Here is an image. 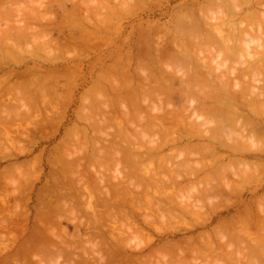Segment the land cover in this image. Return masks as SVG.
<instances>
[{
	"label": "bare ground",
	"instance_id": "6f19581e",
	"mask_svg": "<svg viewBox=\"0 0 264 264\" xmlns=\"http://www.w3.org/2000/svg\"><path fill=\"white\" fill-rule=\"evenodd\" d=\"M7 1L9 2V0H0V15H1V17H4V15H2V14H5L6 13V17H4L3 19H1V20H3V21H9L10 22V20H12L11 18H13V17H9V16H12L11 14H14L15 12V10H16V7L18 8V4H19V1H18V6H15V8L13 7V9H14V11H13V9H11V7L9 8V6H8V8H9V11H8V8L7 9H5L7 6V4H5V3H7ZM12 1V0H11ZM14 1V0H13ZM12 1V2H13ZM32 1V0H31ZM35 1V0H34ZM38 0H36V2H37ZM51 0H47V2H49V3H47V2H45V3H47L44 7H41L40 9H39V7L38 8H34L33 6H19V7H21V11H20V8H18L19 9V11H20V13L22 12V14H23V12H24V10L23 9H26V14H24L25 15V18H23V16L24 15H22V18H20V14H18V13H16L17 15V17H18V15H19V19L17 20V18L16 19H13V22H10L11 24V26L12 25H16V22L14 21V20H16V21H19L18 23L21 25V28H22V30L20 29H18L19 28V26L17 25L16 27H18L17 29H15L16 27L15 26H12V28L10 29L9 27H11L10 25H6L7 26V28H9V32H7L5 29V27L2 29L3 31L2 32H4V36L2 35L3 33H1V27H0V38H1V40H3L2 42H0V46H1V48H2V52H0V53H2V54H7V56H8V54H9V56H11V55H14V56H16V55H18V53L19 52H21V54L24 52L23 51V47L24 46H22V48H20V50L19 49H17L18 47H21L20 45L19 46H17L16 45V43L18 42V43H20L21 45H23L22 43V41H24L25 39L27 40V41H29L30 42V40H28V37L27 36H29V37H33L34 35H31V34H29V31L28 32H26V30H27V27L26 26H28L29 24H28V21L29 20H31V18L30 17H33V20H35L34 18H39V19H37V20H35L36 22L37 21H41V20H43L44 18H45V16L43 17V15H45V14H43L42 15V12H41V10L42 9H45L44 11L46 12H48L49 13V15H51L50 14V11H52L51 10V8H53V5L52 4H54V2H56V0L54 1V2H52V4H51V2H50ZM53 1V0H52ZM70 1V0H69ZM72 1V0H71ZM80 1V3H83L82 2V0H79ZM90 1H92V0H90ZM89 1V2H90ZM96 0H93V2H95ZM11 2V3H12ZM16 2H17V0H16ZM28 2V1H27ZM26 2V4L28 5V3ZM30 2V1H29ZM33 2V1H32ZM65 3V5H67V3L65 2V0L64 1H62L61 3ZM72 2H74V0L72 1ZM72 2H70V4H72ZM75 2L77 3L78 2V0L76 1L75 0ZM233 1H231V2H229V3H232ZM238 2V1H237ZM64 3H63V5H64ZM69 3V2H68ZM79 3V2H78ZM77 4L78 6L77 7H74V3H73V7H72V5H71V7H72V11H71V9L70 10H67V8H64V10H63V12L64 11H66L67 10V12L69 11H71V13L73 14V13H76L75 11H78L79 9L81 10V8H82V10L83 9H85V8H83L84 7V5L86 4V2L84 1V3L82 4V6H81V4ZM88 3V2H87ZM235 3H236V1H235ZM4 4H5V6L6 7H4ZM9 4V3H8ZM13 4L15 5L16 3H15V1H14V3H12V4H9V5H11V6H13ZM23 4H25V3H23ZM30 4V3H29ZM33 4V3H32ZM38 4V3H37ZM42 4V3H41ZM57 4V3H56ZM55 4V5H56ZM92 4V3H91ZM96 4V3H95ZM97 4H98V2H97ZM234 4V3H233ZM39 5V4H38ZM52 5V6H51ZM54 5V6H55ZM57 5H60V2H59V4H57ZM56 5V9H54V10H56L57 11V14H58V10H57V6ZM64 5V6H65ZM87 5V7H88V5H89V9L88 8H86L88 11H89V14H88V11H86V9L84 10V12L86 11L87 12V15H86V13H85V16H88V18L90 17V13H91V15H92V13H93V15H94V13L95 12H97L96 13V16L94 15L93 16V20H94V17H97V15H98V17L100 16L99 14V11H95L94 12V10L96 9V7H98V9H100V4L99 5H97V6H92V5H90V4H86ZM37 6V5H36ZM35 6V7H36ZM62 6V5H61ZM64 6H62V7H60V8H58V9H63V7ZM75 6H76V4H75ZM92 6V7H91ZM103 6V5H102ZM101 6V8H103ZM232 6H234V5H232L231 4V8H232ZM28 7H30V8H28ZM86 7V6H85ZM95 9H94V8ZM222 6H220V8H221ZM229 7L230 6H228L227 8L229 9ZM236 9H237V7L236 6H234ZM28 8V9H27ZM55 8V7H54ZM74 8H75V11H74ZM94 9V10H91V9ZM126 8H129V7H126ZM125 7H124V10L123 11H128V10H125L126 9ZM185 8H188V7H185ZM190 8V7H189ZM226 8V7H225ZM225 9V10H227V11H229V10H231V8L228 10V9ZM11 9V10H10ZM18 9H17V11H18ZM29 9H31L33 12H31V10L30 11H28ZM39 11L40 10V12L39 13H41V14H39V13H35V14H33L34 12H36L37 10ZM77 9V10H76ZM97 9V10H98ZM180 10H181V8H179ZM176 10V11H179V13H180V10ZM191 9V8H190ZM190 9H189V11H190ZM209 9H211L212 10V8H208V9H206L207 10V13H210V12H208V11H210ZM5 10H7V12L9 13L10 11H12L13 13H9V15L7 16V12L5 11ZM35 10V11H34ZM82 10H81V13L80 14H82L83 15V12H82ZM193 8H192V13L194 14L195 12H193ZM197 10V9H196ZM216 10V9H215ZM214 10V8H213V10L211 11V13L212 12H214L215 11ZM218 10H220V13L218 12L217 13V15L218 14H221V13H223V12H225V10L223 11V7H222V9H219L218 8ZM218 10H216V11H218ZM223 12H222V11ZM234 9L232 8V11H233ZM37 11V12H38ZM43 11V12H44ZM62 10H60V12H61ZM91 11V12H90ZM93 11V12H92ZM122 11V12H123ZM187 11V10H186ZM200 11V10H199ZM237 11V10H236ZM24 12V13H25ZM44 12V13H45ZM46 12V13H47ZM54 11H52L51 13H53ZM59 12V13H60ZM63 12H61V14L63 13ZM69 12H68V15H70L69 17H71V19H74V17L72 16V14L70 13L69 14ZM79 12V11H78ZM124 12V13H125ZM181 12H183V11H181ZM206 12V11H205ZM234 12V11H233ZM48 13H47V17L48 18H46L45 20H47V19H49L50 18V16H48ZM127 13H129V11L128 12H126V14ZM178 12H177V15L179 14ZM201 13H202V11H201ZM216 13V12H215ZM247 13V12H246ZM54 14H56L55 12H54ZM56 14V15H57ZM188 14H189V12H188ZM188 14H185V11H184V14H181V15H184L183 16V18L186 16H188L187 18H189V16H190V14L188 15ZM193 14L190 16V18L188 19V21H187V19H186V17L184 18V20H186L187 21V23H191L192 21H191V19H193L194 17H193ZM231 15V13H230V11H229V13L228 12H226V14H224L223 13V15H225V17H226V15ZM234 13H232V15H233ZM250 14V13H249ZM253 14V13H252ZM254 14H255V12H254ZM253 14V15H254ZM264 14V13H263ZM63 15V17L62 16H60V14H59V16H60V18H64L65 17V13L64 14H62ZM67 14H66V17L68 16ZM74 15V14H73ZM77 15H78V13H77ZM103 15V16H102ZM99 18H101V17H104V14H102ZM174 15H176V13H174ZM173 15V16H174ZM177 15L175 16V17H177ZM181 15L179 16V18L177 17V19H175V21H174V19L172 18V21H173V23H172V21H170L171 23L170 24H173V26L171 27L172 29H170L169 31L171 32V30H172V32L171 33H173V35L176 33V36L178 37V39L174 36V40H177L178 42L180 41V43H177L176 41V43L174 44V47H175V45H176V47L175 48H177V49H175V51H171V50H173V47H171V44H170V38H171V35H170V32L168 31V30H164V31H167V32H169V33H166L167 35H170V38H169V36H168V43L170 44L168 47L169 48H172L171 50H170V53H168V51H167V54H165L166 53V50L163 52V50H161L162 48H163V46L161 45V44H159V45H161V53H159L158 52V49H159V47H158V45H156L157 44V42H158V39H156L155 38V40H151V41H154V42H156V46L155 45H153V46H155L156 48H158L157 49V52H156V50H154V52H156V55L154 56L153 54V56H151L147 61L145 60V62H143L144 60H143V58H142V56H143V51H142V56H137V57H135V54L137 55V53L139 52V51H135L136 53H134L133 55L131 54V52L130 51H127L126 50V53H130L134 58H133V60H135V61H133L134 63H135V66H134V69H132L133 70V72H132V74L131 73H127V71H129V70H127L126 69V67H127V65H126V63L129 61L130 62V60H127V56H129L128 54H127V56H124V58H125V60H123V61H125V62H123L122 60H121V62H123V64H125L126 66H125V69L127 70H124V67H123V70H122V67L120 66L119 68H121V70L123 71V75L121 74V70L119 69V71H120V74H119V71L117 72V73H114V71H113V69H114V67H115V64H116V66H119V65H122V66H124L123 64H119V65H117V63H114L112 66H113V68H112V70L110 69V68H104L107 72H105V74H103L102 73V75H101V73L99 74L100 76H101V78H102V76H103V81L106 79V77H107V74H109L110 73V75L111 74H113V75H115L114 77H116V78H118L116 75L117 74H119V78H118V80L120 79V76H122L123 78H124V76H126V75H128V79H126L127 78V76H126V78L125 79H120L119 80V82L121 81V82H123V81H125V84H123V85H121L120 86V83L118 82V80H116V78H114L115 79V81H117L116 82V84H118L119 86H120V88H121V90H120V88H119V91H118V94L115 96V98H118V100L117 99H113V100H115L116 102V104L120 101V98H121V101H122V103H121V107L122 108H124V109H121V107H120V105L118 104L117 106H118V110H117V114L118 115H116V118H117V124L116 123H114L115 125V127L112 129V130H110L109 131V134L110 133H112L113 132V135L111 136V135H109V134H107L106 133V124L108 125V123H104L105 125H103V121H99V119H102V117L104 116V117H106L107 118V120H106V118L104 119V117H103V119L104 120H106V122H110L109 120H111V118L113 117V119H115V116H112L111 114L113 113V112H111L112 110H113V108L115 107H112V109H111V105L110 104H112V102L109 104V103H107L106 101H111L112 99H111V96L110 95H112V94H110L109 95V91H107L108 89H106L107 87L105 86V85H102L103 84V82H101L102 80H100L101 78H100V76L99 75H96L97 77L99 76V82H98V79H97V82L100 84V83H102V84H100V85H102L101 87H102V89L100 90L99 89V87H100V85L98 86V88H97V86L96 85H94V83H95V81H96V79L93 81V87L95 88V89H91L92 88V85H91V88L89 87V89H91V90H89L88 88V91H90V93L88 92V94L87 95H85V94H80V97H81V95L82 96H90V95H92V96H94L93 98L94 99H92V97H91V99H89L90 100V102L89 103H91V101H93L92 102V104H93V106H97L98 107V111L96 110V111H94V109H96V108H93V106L91 105V104H89L88 102H85L86 100L87 101H89L88 99H82V100H85L84 101V105H85V103L87 104L88 103V105H91V108L89 109L88 108V110H87V113L89 114H86V113H84V114H81L82 112H80L81 111V105H79L78 107H79V109H80V111L78 110V109H76V113H77V115H79V116H77L76 115V118L77 117H80L81 116V120H82V115H85V117H84V121H88V126L90 125V123L92 124V123H97L98 124V122H99V124L101 125V122H102V125L101 126H99V127H104V128H102V130L104 129V133H106L104 136H106L107 137V141L108 140H110V142H111V144L109 143V141H108V143L110 144L109 145V148L111 149V150H113V153L115 152V151H117V149H119V151H120V148H121V146L123 147L122 148V150L119 152V151H117L119 154H117V152H115L114 154L115 155H112L113 157L111 158V160H110V158L109 157H111V155H110V152H111V150H110V152L106 149L107 147H106V145L104 146V147H106V148H103V146H101V144H98V145H96V147H98L99 148V146H100V148L99 149H101V148H103V149H101V150H99L98 148L97 149H95L94 147H92V146H95V144L94 145H92L91 147H90V149H91V151L90 152H92V149H94V151L96 150V153L95 152H92L93 154H91V155H86V154H84L82 157H81V151H77V149L76 148H74L75 149V151H73V149H71V147H73V146H76L77 145V147H82L83 149H84V153H86L88 150V148H89V146H88V143L90 142H85V141H88L86 138H84V139H81L80 141L82 142H80L79 141V137H81L83 134H86V132H88V129H85L86 127H84V129L85 130H82V131H80L79 132V129L81 130L82 129V127H80V128H76V131L79 133V137L75 134V141L73 140L74 139V137H73V132H75L74 131V129H73V131L71 130L72 128H74V125H75V127H77V123H74L73 124V127L70 129V128H68L67 130H65L64 132H70V131H68L69 129L72 131V134L70 133H68V135L70 136H72V137H66V138H68V141L66 140L65 141V143L64 142H62V141H60L61 143L60 144H62L63 143V145L65 144L66 145V142H67V145H68V143H69V145L72 143H70V140H73V143H72V145H70L71 147H69V149L70 150H72V153L75 155V157H76V155L78 154L77 152H79L80 154H78V157L80 156L81 158L79 159H73V157H74V155L73 156H70L72 153L70 152V150L69 151H67V150H64V151H62V153H64L65 151L66 152H70L71 154H69L68 155V153L66 154V152L64 153V156H63V158L64 157H66L67 159H68V157H70L69 159L70 160H72V163H71V161H70V163H69V160L67 161V159L65 160L66 162L64 163V165H63V163L61 164V162H62V157H61V155L60 156H58V157H60V159H58L56 156H54L55 157V159L57 158L58 160H61V162H60V164L59 163H57V164H53V165H51L52 164V162H56V160L53 158V160L54 161H52V160H50L51 161V164H50V162H49V164L51 165V166H53V168L51 167V172H54V171H58V166H61V168H63V169H65L66 168V166H69L70 164H71V167H67L68 168V170H65L67 173H66V175H68V173H69V168H70V173L71 174H73L74 175V177H72L73 175H71L70 173V175L69 176H71V178L70 179H72L71 181H73L72 182V185L70 186V183H69V181L68 182H66L67 184L69 183V185H67L66 183H65V180H66V177H68V176H64V177H62L63 179H65L64 180V182L62 181V179H60L61 181H57V180H59V176H60V178H61V175L59 174V171L58 172H55L56 174L58 173L59 174V176L58 177H56V179H54V180H56L57 181V183L59 182V184H60V182L61 183H63V184H66L67 186H69L70 188H68V189H71L73 186H74V188L73 189H71V191L70 190H68V193H65V192H67V191H64L63 193L62 192H60V193H62V194H59L58 192H59V190H61V189H59L58 190V192L56 193V191L54 192V193H56V194H54V195H56V196H53V197H51V199L53 198V202L55 203V202H57L58 200H57V198L59 199L60 198V196H61V200L63 201V202H59L58 204H59V206L61 205V207L63 208H67V207H65V206H63V205H67L68 206V204H67V202H69L70 200L68 199V198H73V197H77L78 198V196H79V202H78V199H76V198H74V199H76L77 200V202H78V204H77V202L74 200V202H73V200H71V203H69V205H71L72 204V202L74 203L73 204V206L70 208L69 206H68V209L70 208V210H68V209H66L65 211H67V213H66V215H68V216H71L72 217V215H74V214H72L74 211H76V210H74V209H77L79 206V204L81 205V204H83L84 205V207H82L81 208V206H83V205H81L80 206V209H82L83 210V208H84V210H83V212L84 213H86L85 211L87 210V206H86V204L85 203H81V202H84L85 201V198H88V196H89V199H93L92 198V195L94 196V199L95 198H99V199H95V201H93V200H91V201H88V208L89 209H91L92 211H90V214H92V216L89 214V211L86 213V214H88L89 216H88V218L87 219H89V220H87L86 221V223H85V221H84V223H83V225H84V227L86 228L87 226V223H89V225H88V227L90 228H86V230H84L83 232H84V234L85 233H87V235L85 234V235H80L81 237H80V239L82 238V237H85V238H87L86 239V241L85 240H78L79 241V244H80V246H82V244H85L86 246H88L86 243L88 242L89 243V241H90V244H91V242L93 243V241L95 242V239L96 238H98L99 239V241H98V239H96L98 242L96 243H93V244H96L94 247H97L96 249H93V251H91V249H92V247H93V245L91 244V246L92 247H90V249L89 248H87L88 250H89V252H86V254H84V251L82 252V254L83 255H81V257L83 258V256H84V258H85V255L86 256H88V258H90L92 261H91V263L93 264V259L95 260V258H97L98 259V261H97V259L95 260V262H96V264H99V260H103V257H102V255H103V253H106L105 255H103L104 257H105V261L106 262H103V264H138L139 262L141 263V264H146V262L145 261H141L140 259V257L142 256V250H143V248H144V245H143V247L142 248H140L139 250L141 251H139L138 252V250H137V248H139V247H137V246H139L138 245V243H139V241H138V243H136L137 244V248L135 247V245H133V243H130V242H132V237H133V240L135 241V239H137L136 237L134 238V236H135V234H143V232H145L146 234H143V235H145V237L141 234L140 235V237L138 236V235H136L137 237H139L138 239L142 242L143 240L146 242V235H147V233L148 232H146L145 231V228L146 227H152V226H154L158 221L159 222H163V223H165V225L167 224L166 222H168V224L167 225H169V223L173 220V222L175 221L174 219H176V217H177V214L175 215V211L176 210H178V209H180V207H184V209L183 208H181V209H183V210H178V211H181V215L180 216H178L177 218H178V222L179 223H181V222H184V221H181V218H182V216L183 215H187V213L184 211V210H188L187 212L188 213H191V216L193 215V210H195L196 212L194 213V215L196 214V216L198 217V216H200L199 218H197V219H195V216H194V219L195 220H198V222L200 223V224H198L197 222H195V223H197V225L198 226H200V227H205V226H207L206 224H207V217L209 216L210 218H212L210 215H204V214H206V211H208V210H206L205 211V213H203V215L204 216H207L206 217V221H204V219H205V217L203 216V218H202V213H198V211H199V209L200 210H203V209H205V208H207L208 207V204H207V207H198L200 204H198L200 201V203H201V205H203V203H204V205L203 206H205V202L208 200L207 198H215V197H217L218 196V198H219V196H221L222 194H223V199H224V196L227 194H229V196H230V201L232 202V201H234V200H231V199H233V198H231V195L230 194H234V193H237V191L238 190H242V189H245V187H243L242 185H244V184H246L245 183V179L247 180L249 177H250V179H249V181L251 180V178L255 175V174H257L256 175V177H254L255 179H259V173L261 172L262 173V171L264 170V115H263V112L264 111H262V110H264V109H262L261 110V108H263V102H264V86H262V84L264 83V81H263V83L261 84H259L260 86H258V84H257V80H256V82H255V86H252L251 85V82H253V80H255V78H257V76L258 77H260V79L262 80V78L261 77H263V80H264V73H262L263 71H262V69H263V67H264V45H262V43H264V38H261L262 37V34H261V32L264 34V28L262 29V26L264 27V25H262V24H264V23H262L261 24V22L259 23V25H261V27H260V30H263V31H259V33H257V31L255 32L254 30H252V32H255V33H257L256 35H255V33H254V35H251L250 36V34L248 33V34H246V35H244L245 34V32H244V28L245 27H247L246 26V24H245V21H246V19L245 20H243L244 22L242 23V24H244V25H242L241 24V22L238 24L237 23V26L239 25L240 26V24H241V26L242 27H239V30L241 29V28H243V26H244V28L242 29V31H238V29H237V31L238 32H236V28L234 27L235 25H236V21H234V19L232 18V16H230L233 20V22L235 23L234 24V26L232 25V21L231 22H229L227 25H232L231 27L229 26V28H231V30L229 29V33H228V36L226 37V36H224V34H227L225 31L227 30V32H228V29H226L225 31H224V29H222V25H223V22H224V24H225V26H227L226 25V22L228 21L227 19H229L230 17L228 16V18L226 19L224 16H223V22H221L222 23V25H221V23H220V21H219V25H221L220 26V28L222 29L221 30V33L219 32V26H218V22H216V19H215V16H217L216 14H215V16L213 15V18H214V25L212 26V27H210L209 25H211V24H208V26H209V28H208V26H206L207 24L206 23H208V21H207V17H206V20L204 21V23L206 24V25H204L203 23H200V22H203L202 20L199 22V20H198V23L199 24H203V28H201V30H202V32H201V30H197L198 28H197V23H195L196 22V20H194L193 21V23L196 25V28H195V25H194V27H192V25H193V23H191V24H189V25H191V26H187V23H186V21H185V23H184V21H182L183 19H180L181 18ZM196 15V14H195ZM200 15H202V14H200ZM247 15V14H246ZM242 16V19H243V17H246L247 18V16ZM35 16H37V17H35ZM54 18H50L51 19V25L53 26V22H55L54 21V19L56 18L54 15H52ZM75 16V15H74ZM85 16L83 17V16H80V15H78V16H75V19H76V17H77V19H78V17H82V19L83 18H85ZM197 16V15H196ZM203 16V15H202ZM205 16H208V15H205ZM236 16V15H235ZM248 16H250L251 17V15H248ZM256 16V15H255ZM254 16V17H255ZM9 17V18H8ZM66 17H65V19H66ZM97 17V18H98ZM105 17L107 18V16L105 15ZM191 17H193V18H191ZM210 17V16H209ZM218 17H222V15H218L217 16V18ZM257 17V16H256ZM255 17V18H256ZM10 19V20H7V19ZM15 18V17H14ZM30 18V19H29ZM41 18V19H40ZM43 18V19H42ZM59 18V19H60ZM91 18H92V16H91ZM197 18V17H196ZM195 18V19H196ZM204 18V17H203ZM5 19V20H4ZM24 19V20H23ZM27 19V25L25 26V24H24V22H23V25L21 24V21H25ZM50 19L49 20H47L46 22H49L50 21ZM74 19V20H75ZM75 20L77 23H80L81 24V22H83L82 20L80 21H78V20ZM90 19V18H89ZM102 19H105V18H102ZM102 19L99 21L98 19H95L94 20V22L95 21H98V23H100V24H102L104 27H101L102 25H100V24H98V23H96V25H95V23L94 22H92L93 20L91 19L90 20V22L91 23H89V24H91V27H94L95 28V26L97 27V28H99V30H97L96 31V29H95V32L97 33V34H99L98 33V31L100 32V30L102 29V28H104L105 30H106V26H105V24L104 23H106L105 21H108V18L106 19V20H104L103 21V23H101L102 22ZM209 19V18H208ZM211 19H212V17H211ZM222 19V18H221ZM226 19V20H225ZM247 19H249V18H247ZM252 19H253V17H252ZM251 19V20H252ZM21 20V21H20ZM33 20H31V22L30 23H32L33 22ZM64 20V19H63ZM62 20V21H63ZM73 20V21H74ZM86 22L84 23V24H86V23H88L89 21L87 20V17H86V19H84ZM210 20V19H209ZM213 20V19H212ZM212 20L210 21V22H212ZM241 20V19H240ZM250 20V21H251ZM259 21H260V18L258 19ZM264 20V19H263ZM33 22V23H36V22ZM59 21V20H58ZM57 20H56V22H55V26L54 27H51V25H50V27H49V24L47 25V23L46 24H42L43 22H44V20L43 21H41L39 24L41 25V27L38 29V30H35L34 28H38V27H34V28H32L31 26H29V30L32 28V29H34L35 31H33L34 33H35V35H38L39 36V33H40V39L42 40V38L43 37H45V36H53V34L51 33L52 32V30L51 29H54V30H56V28L59 26L60 28H61V25H58L59 23H62V25L64 24L63 22H58ZM73 21H71V23H69L68 22V24H67V26H69L70 25V28H72V26H73V24H74V27L76 26V25H78V24H75L76 22H73ZM88 21V22H87ZM190 21V22H189ZM207 21V22H206ZM218 21V20H217ZM229 21H230V19H229ZM15 22V23H14ZM64 22H66V21H64ZM72 22H73V24H72ZM183 22V23H182ZM209 22V23H210ZM5 23V22H4ZM12 23H14V24H12ZM26 23V22H25ZM67 23V22H66ZM66 23L64 24V27L63 28H65V26H66ZM175 23V24H174ZM212 23V24H213ZM231 23V24H230ZM246 23H249V22H247L246 21ZM6 24H8V23H6ZM79 24V25H80ZM88 24V25H89ZM93 24V25H92ZM2 25V24H1ZM39 25V26H40ZM72 25V26H71ZM99 25H100V27H99ZM185 25H186V27H185ZM201 25H200V27H201ZM217 25V26H216ZM247 25H249V27L248 28H250V24H247ZM256 25V24H255ZM258 25V24H257ZM25 26V27H24ZM81 26L82 25H80V28H79V26H76L75 28H79L80 30H82V32H84V33H88V31H87V29H89V28H85V27H83V28H85L84 30L81 28ZM13 27H14V29H15V31L13 30V32L11 31L12 29H13ZM49 27V28H48ZM74 27L72 28V29H70L69 27H66L65 29H70L71 31L74 29ZM87 27H89V26H87ZM189 27H191V28H189ZM199 27V26H198ZM199 27V28H200ZM205 27H207L208 28V30H206V28ZM253 27H255L254 25H253ZM77 28V31L79 30ZM150 28V27H149ZM154 27L153 26H151V28L150 29H153ZM159 28V27H158ZM170 28V27H169ZM195 28V29H194ZM205 28V29H204ZM234 28H235V30H234ZM238 28V27H237ZM31 29V30H32ZM65 29H61L62 31H64ZM104 29H102V30H104ZM109 28H107V30H108ZM144 29V28H143ZM148 29V28H147ZM150 29H148L149 30V32L150 33H154V32H151V30ZM24 30V31H23ZM53 30V32H56V31H54ZM70 30L68 31H66V34H67V32H69L70 33ZM74 30H76V29H74ZM73 30V31H74ZM93 30V29H92ZM102 30H101V32H102ZM110 30V29H109ZM108 30V31H109ZM114 30V29H113ZM148 30H146L145 29V31H148ZM155 30H157V29H155ZM154 29L152 30V31H155ZM251 30V29H250ZM10 31H11V33H10ZM38 31V32H37ZM46 31V32H45ZM48 31H50V33H51V35H49V32ZM87 31V32H86ZM106 32L105 34H107V33H109V32ZM164 31L163 32H161V30H159L158 29V31H155V33L156 34H159L158 32H161L162 34L164 33ZM198 31H200V32H198ZM246 31H247V29H246ZM10 33V34H8L7 35V33ZM31 32V31H30ZM32 32V33H33ZM48 32V35H44L45 33H47ZM90 32H91V28H90ZM88 33V34H91V33ZM95 32H93L92 31V33H94V34H96ZM100 32V33H101ZM110 32H111V30H110ZM144 32V31H143ZM143 32H140V34H143ZM222 32H225V33H222ZM248 32H250L249 30H248ZM26 33H28V34H26ZM67 34V36L68 35H70V34ZM73 33H75V31L73 32ZM73 33H72V35H70V36H72V38H70V40H76V38H74L73 39ZM78 33H81V31H78ZM84 33H81L82 34V36H84V35H88V34H84ZM150 33H148L149 35H150ZM155 33L153 34V35H155ZM198 33H199V35H198ZM247 33V32H246ZM44 35L43 37L41 36V35ZM81 34L79 35L80 37H78L77 39H79V40H77V42L79 41L80 43L82 42L83 43V39H84V37H86V36H84L83 38H82V36H81ZM93 34V36H92V34L90 35V36H92V37H90L91 38V40H89L90 38H86V43H88V42H90V43H92V45L94 46L95 44H97V41H98V39H99V37L98 36H96V37H94L95 35ZM104 33H103V35H105ZM117 34V33H116ZM139 34V35H140ZM147 32L145 33L144 32V37L145 38H147ZM162 34H159V36L158 35H156V36H153V39H154V37H157V38H161L160 40L161 41H159V43L160 42H162L163 40H164V38H165V35H162ZM219 34V36H217ZM221 34V35H220ZM252 34V33H251ZM259 34H261V35H259ZM31 35V36H30ZM100 35V34H99ZM102 35V34H101ZM101 36V40H99V42H101L102 44V46H103V44H105L104 45V47L107 45L106 43L109 41L108 39L109 38H111V36L107 39V37H105V36ZM108 35V34H107ZM202 35V36H201ZM248 35V36H247ZM1 36H3V37H1ZM10 37V42H9V38H7V39H5L6 37ZM52 36H51V39L48 37V39L51 41L52 39H53V42H54V44H55V46H59L60 45V47L63 45V46H65V43H67L65 40H67L66 38H65V40L63 39V40H61V41H64L65 43H63L62 45L61 44H57L56 45V41H57V36L59 37L60 36V34H57V35H55V37L54 38H52ZM62 36V35H61ZM64 36H66V35H64ZM63 36V37H64ZM69 36V37H70ZM141 36V38L143 39V37H142V35H140ZM162 36L164 37V38H162ZM221 36V37H220ZM223 36V37H222ZM253 36V37H252ZM264 36V35H263ZM5 37V38H4ZM27 37V38H26ZM37 37V36H36ZM38 37V38H39ZM68 37V38H69ZM75 37H77V35L75 36ZM103 37H104V39L106 38L107 40H102L103 39ZM151 36H148V38H150ZM220 37V38H219ZM248 37V38H247ZM11 38L13 39L12 41H14V40H16V42H14V43H12L11 44ZM37 38V39H38ZM47 38V37H46ZM62 37H60V39H61ZM82 38V39H81ZM92 38H94L95 39V41H93L92 40ZM145 38H144V40H145ZM148 38L146 39V41H144L146 44H147V46H148ZM152 38V37H151ZM215 38H217V39H215ZM260 38V40L261 41H259V43H258V39ZM30 39V38H29ZM33 39H35V37L33 38ZM32 39V42H31V44L33 43V41L35 42V44L33 45H31L30 43H29V45L30 46H34V47H36V48H40V49H36V48H32V50H30V47H28L27 46V44H28V42L25 40V42H27L26 43V46H27V48H29V50L30 51H28V53L30 52V53H32L33 55H35V53L34 52H36L37 51V53H38V51H42V49L44 48L45 49V52H48V51H46V49H47V47H48V49H50L51 47H49L53 42L51 41V44L49 43V41H47V39L45 40V41H42V42H39L38 40H40V39H36V41L35 40H33ZM44 39V38H43ZM54 39H56L55 41H54ZM112 39V38H111ZM116 39V38H115ZM166 39V38H165ZM172 39H173V37H172ZM171 39V40H172ZM212 39H215L214 40V42H216V43H214L215 45H218L219 47L218 48H216V50H217V52H218V50H220L222 47H223V50H224V54L223 55H218V53L220 54V52H218V53H216V55H215V52H213L214 53V55L213 54H210L211 52H210V49L208 50V52H209V54H210V56L208 57V56H206L205 57V55H207V53L204 55V57H202L201 55H198L199 54V52H198V50H200L201 52H202V50H204L202 47H201V44H203V42L202 41H204V42H210L211 43V40ZM231 40L232 42H234L235 44L233 45V43L230 41V43H232L231 45H229L227 42H228V40ZM5 40H8L7 42H5ZM40 40V41H41ZM58 40H59V38H58ZM70 40L68 39L67 41H69L70 42ZM114 40V39H113ZM149 40V41H150ZM173 40V41H174ZM254 40L255 41H257V42H254ZM92 41V42H91ZM165 41V40H164ZM213 41V40H212ZM4 42H5V45H6V43H10L11 45H13V46H11L10 47V45L9 44H7V45H9V47L8 46H4ZM22 42V43H21ZM48 42V43H47ZM76 42V41H75ZM78 42V43H79ZM84 42H85V39H84ZM98 42V44L100 45V43ZM104 42V43H103ZM106 42V43H105ZM112 43L113 41H109V43ZM153 42V43H154ZM166 42V41H165ZM165 42H162V43H165ZM251 42H254V43H256V44H258V47H257V45L255 46L256 48H254V44L253 43H251ZM262 42V43H261ZM36 43H43L45 46H47V44L49 45V46H47V47H45L44 45V47L43 46H41V47H37V45L38 44H36ZM70 43H74V41L73 42H70ZM70 43H68L69 44V46H71L70 48H72V49H74L75 51H77L75 48H73V44H70ZM79 43V44H80ZM81 43V44H82ZM86 43H84V44H86ZM90 43H88L92 48H93V46L90 44ZM108 43V44H109ZM129 43V42H128ZM152 42H149V46H151L152 47V45L151 44H153ZM167 43V42H166ZM173 43V42H172ZM207 43H206V45H207ZM248 43H250V45L248 44ZM68 44H67V47L65 46V48H64V50H61L62 51V54H63V52L65 53L66 52V50H67V53H69L68 51H70V50H68V49H70V48H68L69 46H68ZM88 44H86V46H85V48L88 46V49L90 50V46L88 45ZM97 44V46L98 47H96V46H94L95 48H99L100 46ZM124 44V43H123ZM133 44V43H132ZM144 44V43H143ZM212 44H213V42H212ZM253 44V45H252ZM16 45V46H15ZM40 45V44H39ZM42 45V44H41ZM76 45V46H75ZM145 45V44H144ZM163 45H165V44H163ZM210 45V44H209ZM3 46V47H2ZM15 46V47H14ZM51 46H54V45H51ZM54 46V47H55ZM58 46H57V49H58ZM74 46L75 47H77V43H74ZM79 46V45H78ZM80 46H82V45H80ZM79 46V47H80ZM126 46V45H125ZM148 46V47H149ZM167 46V45H166ZM173 46V45H172ZM249 46H253V48H254V50H252V49H250L249 48ZM43 47V48H42ZM53 47V48H54ZM106 47H108V46H106ZM123 47V46H122ZM127 47H129L128 46V44H127ZM146 47V46H145ZM148 47L146 48V52L147 51H149L150 50V47H149V49H148ZM167 47V48H168ZM200 47H201V49H200ZM206 47V46H205ZM207 47H210V46H208L207 45ZM217 47V46H216ZM14 48V49H13ZM16 48V49H15ZM53 48H52V52L51 51H49L48 53H46L47 55L51 52V56L50 55H48L49 56V58L47 57L46 58V56L47 55H44L45 56V60H44V57H42V56H40V55H38V56H40V58H38L39 59V61L42 59L43 61H46L47 59H54L52 56H53V51H54V54H55V52L57 53V52H59L60 53V51H57L56 50V48H54L55 50H53ZM63 48V47H62ZM66 48H68V49H66ZM81 48V47H80ZM79 48V49H80ZM91 48V49H92ZM103 47H101V49H102ZM135 48V49H134ZM134 48H132L133 50H137V48L136 47H134ZM153 48V47H152ZM151 48V49H152ZM164 48H166V47H164ZM168 48V49H169ZM214 49V51H216L215 50V47H213ZM220 48V49H219ZM33 49H36V51H34ZM44 49H43V51H44ZM61 49V48H60ZM60 49H58V50H60ZM82 49V51L84 52H82L84 55H87L85 52L87 51V49H86V51H84L85 49H84V45H83V48H81ZM120 49H121V47H120ZM128 49V48H127ZM148 49V50H147ZM226 49V50H225ZM249 49V50H248ZM16 50V51H15ZM19 52H18V51ZM51 50V49H50ZM87 51V53L88 52H90V51ZM100 50V49H99ZM118 50V49H117ZM129 50H131V46H130V49ZM140 50V49H139ZM176 50H179L178 52L176 51ZM206 50V51H207ZM212 50V49H211ZM1 51V50H0ZM14 51V53L13 54H11L10 55V53H12ZM27 51V50H26ZM33 51V52H32ZM43 51H42V53L41 54H44L43 53ZM73 51V50H72ZM75 51H73L72 53H74ZM95 53L98 51H95V50H93ZM101 51V53L102 54H105V52H102V50H100ZM99 51V52H100ZM123 51V50H122ZM151 51H153V50H150L149 52H151ZM220 51H222V49L220 50ZM251 51H253L252 53H251ZM15 52H17V54L15 53ZM79 52V53H78ZM77 53H78V55L81 53V51L79 50ZM92 52V51H91ZM93 52V53H94ZM99 52L97 53L98 55H99ZM145 52V51H144ZM145 52V54H147L146 56L148 57V56H150V53L149 52H147L146 53ZM198 52V53H197ZM205 52V51H204ZM239 52H246L247 53V55H243L244 53H242L241 55H238V53ZM30 53H29V55H30ZM71 53V52H70ZM68 54V55H71V54ZM77 53H74L73 54V57L72 58H76L77 56H74L75 54L77 55ZM81 53V54H82ZM100 53V54H101ZM108 53V52H107ZM106 53V54H107ZM117 53V52H116ZM125 53V54H126ZM133 53V52H132ZM158 53V54H157ZM16 54V55H15ZM24 54H25V52H24ZM22 55V59H21V55H18L19 56V58L17 59V60H19L18 62H19V65H20V63L22 62H24V61H26V60H28V59H24L26 56V54H27V52H26V54L25 55ZM32 54L30 55L31 57H29V58H32ZM39 54V53H38ZM61 54V53H60ZM82 54V55H83ZM91 54V53H90ZM119 54V53H118ZM140 54V55H141ZM155 54V53H154ZM201 54V53H200ZM203 54V53H202ZM208 54V55H209ZM222 54V53H221ZM229 54V55H228ZM59 55V54H58ZM58 55H54V57L55 56H58ZM65 55V54H64ZM67 55V54H66ZM109 55V54H108ZM121 56H123L122 54H120ZM119 55V58L118 59H120L121 58V56ZM130 55V56H131ZM3 57H4V55H2ZM1 55H0V63H1V60H2V62H3V59L6 57H2ZM25 56V57H24ZM37 56V55H36ZM111 56H114V57H116L115 56V52H114V55H111ZM145 56V55H144ZM143 56V57H144ZM239 57V56H241L240 57V59L243 61L242 63L245 65V66H243V68H241L239 65H241L240 63H238V64H235L234 62H231L232 60V58H236V57ZM13 57V56H12ZM17 57V56H16ZM34 57V56H33ZM50 57H52V58H50ZM60 57V56H59ZM99 57H100V55H99ZM105 57V56H104ZM114 57H113V59H114ZM118 57V56H117ZM146 57V58H147ZM244 57H247L246 58V60L248 59V57H250V60L248 61H246L245 60V58ZM3 58V59H2ZM26 58H28V54H27V57ZM55 58H57V57H55ZM98 58V57H97ZM111 58V57H110ZM123 58V57H122ZM121 58V59H122ZM198 58V59H197ZM220 58V59H219ZM227 59V60H229L228 58H230V62L231 63H234L235 65L233 66L231 63H229L228 62V64H230L229 66H231V68L230 69H227V72H226V74H224L222 71H220V67L219 66H221V61L223 60V59ZM7 59H9V58H7ZM12 58L10 57V61H12L11 60ZM13 59H15L14 57H13ZM36 60L35 59V57L34 58H32V60ZM37 59V60H38ZM57 59H61V60H58V61H61L62 62V57H60V58H57ZM117 59V58H116ZM129 59V58H128ZM132 59V58H131ZM222 59V60H221ZM5 60V59H4ZM20 60H23V61H20ZM64 60V59H63ZM67 60V58L65 59V61ZM126 60H127V62H126ZM226 60V61H227ZM14 61V60H13ZM38 61V62H39ZM49 61H54V65H55V63H57L58 61H56V60H49ZM49 61H47V63L49 62ZM98 63H101L100 62V58H98ZM114 61V60H113ZM218 61H220V62H218ZM233 61H235V62H237V61H239V58L237 59L236 58V60H233ZM246 61V62H245ZM7 62V61H6ZM5 61L3 62V63H1L0 64V69L2 70V68H1V66H5V65H8V63L9 62H7L6 63ZM30 62V59H29V61H28V63ZM96 62V61H95ZM116 62V61H115ZM120 62V61H119ZM120 62V63H121ZM132 62V61H131ZM130 62V63H131ZM147 62V65L145 64ZM223 62V61H222ZM12 63H14V64H16V62H12ZM27 63V62H26ZM42 63V62H41ZM44 63V62H43ZM46 63V64H47ZM50 63V62H49ZM226 63V62H225ZM4 64V65H3ZM18 64V63H17ZM16 64V65H17ZM60 64V63H59ZM149 64H151V65H149ZM161 64H163V65H165L166 67H164V69L165 68H168L169 70H171V72L169 71L168 72V70H164L163 69V66L161 65ZM227 64V63H226ZM226 64H224V67L223 66H221V67H223V68H225V67H227V65ZM9 65H10V63H9ZM9 65H8V67H9ZM15 65V66H16ZM49 65V64H48ZM51 65V64H50ZM53 65V64H52ZM93 65V64H92ZM91 65V66H92ZM94 65H96L95 63H94ZM93 65V66H94ZM108 65V64H107ZM106 65V66H107ZM132 65V64H131ZM226 65V66H225ZM29 66V65H28ZM103 66H105L104 64H103ZM111 66V65H110ZM109 66V67H110ZM162 66V67H161ZM6 67V66H5ZM26 67V66H25ZM31 67V66H30ZM55 67H57V66H55ZM90 67V66H89ZM100 67H102V66H100ZM129 68H130V65L128 66ZM127 67V68H128ZM147 67V68H146ZM233 67H235V68H233ZM238 67H240V68H238ZM7 68V67H6ZM18 68V67H17ZM50 68V67H49ZM53 68V67H52ZM62 68V67H61ZM65 68V70L67 69L66 67H64ZM64 68H62V69H64ZM103 68V67H102ZM128 68V69H129ZM132 68V67H131ZM149 68V69H148ZM19 69V68H18ZM18 69H17V71H18ZM56 68H54L53 70L51 69V70H48V71H46L47 73H43V76H42V78L44 77V79L43 80H47V82H49V80H50V82L51 83H53L52 85H56V84H54V83H57V81H58V79H60V78H64V80H63V82L65 81V83H67V84H65V85H63L62 84V79H61V81H58V82H61V84H62V86H64V87H62L61 86V84H59V83H57V84H59L60 85V87L61 88H65L64 90H66V89H68V90H66V92L67 91H71V88L74 86H72L71 84L72 83H74V81L76 80V76H77V78H79L78 76H79V74L77 75L76 74V72H74V76H70V74H71V72L70 73H66V71L64 72L62 69L60 70L61 72L63 71L64 73H60V72H57L56 70H55ZM57 69H60V68H57ZM69 69H70V67H69ZM74 69V68H73ZM92 69H93V67H92ZM115 69H117L116 67H115ZM148 69V70H147ZM219 70V71H217V72H219V73H217L216 72V70ZM13 70H15V69H13ZM12 70V71H13ZM42 70V69H41ZM94 70H95V67H94ZM110 70L111 71H113V72H110ZM132 70H130V71H132ZM223 70V69H222ZM264 70V69H263ZM8 71H9V69H8ZM67 71V72H68ZM75 71V70H74ZM99 71H103V70H99ZM5 72V71H4ZM16 72V70L14 71V72H11V71H9V72H5V73H1L0 74V110H1V108H2V110L1 111H3L4 109H5V112L4 113H2L4 116H2V114L0 115V124H1V126L3 127V125L4 124H2V123H4V122H9L8 124V126H12L11 128H12V130H11V132H10V130H9V127L7 126V123H5V125L4 126H7L6 128H8V129H6L5 128V131H4V129L2 130V131H4V133L5 132H8V134L10 135V136H13L12 134H16L14 131L17 129H15L14 127V125H13V123L15 122V121H17V120H19V117L20 116H22L23 114L21 113V115H20V113L18 112L17 113V111L19 110V109H21L22 111L24 110V109H22V107H26L27 108V110H26V108H25V112L27 113H24V111H23V113L25 114V115H27V116H29V114H32L33 116H34V113L36 114L37 113V115H38V113H39V111L40 110H38V109H42V107H43V109H44V106H46L45 107V109L43 110L44 112L45 111H48L47 110V108H52V106H54L52 109H51V111H53V113L55 114V116H54V114H53V116L54 117H56L57 116V114H63L65 111H61V109L62 110H66V108L64 109V107H66L67 106V108H68V106H69V102H71V101H69L68 102V100L70 99L71 100V98H69V96H71V93H72V95H73V92H67V93H70V94H67V95H63V93L62 94H59V92H58V88H55L53 91H54V93L53 92H51L52 94H50V92L49 91H51V86L49 87V83H43V81H41V82H38L37 83V80L39 81V79L41 78L40 77V72H42V71H39V67H38V64L35 62V61H33V66L31 67V68H29V69H27V70H24V71H22V73H19V74H17V73H15ZM88 72H90V71H88ZM93 72V70L91 71V73ZM95 72H97V71H95ZM124 72L125 73H127V74H125L124 75ZM107 73V74H106ZM130 74H131V76H130ZM178 74H180V75H178ZM42 75V74H41ZM81 75V74H80ZM83 75H85V74H83ZM89 75H90V73H89ZM109 75V79H111L110 77H113V75H111L110 76ZM231 75V76H230ZM260 75V76H259ZM92 76L93 75H91V76H89L90 78H92ZM129 76H130V78H129ZM228 76L230 77V78H228ZM236 76H241L240 77V80H243V81H245L244 83H249V85L247 84V85H243V84H241L243 81H241V82H238V81H236ZM242 76H249L248 78H250L251 79V77L250 76H252V78H253V80L252 81H250V79L248 80L249 82H246L247 80H246V78H244V79H242L243 77ZM47 79H46V78ZM75 77V79H73ZM85 77V76H84ZM88 77V76H87ZM95 77V76H94ZM105 77V78H104ZM121 77V78H122ZM66 78V79H65ZM68 79V80H67ZM74 80V81H71V82H66V80L67 81H70V80ZM82 79V78H81ZM85 79V78H84ZM93 79V78H92ZM41 80V79H40ZM106 80H108V79H106ZM261 80H259L260 82H262ZM83 81V80H82ZM86 81V80H85ZM91 81V80H90ZM111 81V82H110ZM109 81V84L110 85H112V88H113V84H112V81L113 82H115L114 80H110ZM44 82H46V81H44ZM95 83V84H97L98 85V83ZM51 83H50V85H51ZM84 83V82H83ZM87 83V82H86ZM76 84V83H75ZM78 84V83H77ZM85 84V83H84ZM90 84H92V83H90ZM104 84H106V83H104ZM115 83H114V87L116 86V88H117V86L118 85H116ZM253 84V83H252ZM256 84H257V86H256ZM72 87H71V86ZM109 85V86H110ZM252 87H251V86ZM30 86L32 87H34V89L33 88H30ZM68 88H67V87ZM71 88H70V87ZM76 86H78V85H76ZM80 86V85H79ZM118 86V87H119ZM55 87H57V85L55 86ZM75 87V86H74ZM87 87V86H86ZM100 87V88H101ZM105 89H104V88ZM111 87V86H110ZM123 87H124V89H123ZM37 88V89H36ZM54 88V87H53ZM52 88V89H53ZM97 88V89H96ZM111 88V90L110 91H112V93L113 94H116L117 92H116V90H118V89H112ZM32 89V90H31ZM72 89H74V90H76L75 88H72ZM103 89L106 91V92H104L103 91ZM123 89V90H122ZM28 90H30V91H28ZM60 90V89H59ZM94 90H96V91H98L99 90V95L101 94V96H99V98H102L103 97V95L105 94H107L108 93V95L110 96V97H108L107 95V97H108V99L105 97H103L101 100L98 98V95H97V97L95 96V95H93L96 91H94ZM113 90H115L114 92H113ZM42 91L45 93V91L46 92H48V94H47V96H46V93H45V96H44V94H42ZM61 91H63V89L61 90ZM91 91H94V92H91ZM101 91H103L104 93H102ZM76 92V91H75ZM86 91H84V93H85ZM123 92V93H122ZM38 93V94H37ZM65 94V93H64ZM76 94V93H75ZM97 94V93H96ZM48 95H50V98H52L53 100H52V102H50L51 100L49 99V98H47V97H49ZM77 95V94H76ZM104 95V96H105ZM121 95V96H120ZM67 96V97H66ZM74 96V95H73ZM113 96V95H112ZM113 96V97H114ZM246 96H249V98L248 97H246ZM59 97H60V99H59ZM75 97V96H74ZM122 97L125 99V101H124V105L126 106H122V104H123V100H122ZM65 98H67L66 100H67V102H68V105H67V102H66V106L64 105V106H61L62 105V102L64 103V101H66L65 100ZM73 98V97H72ZM76 98V97H75ZM89 98V97H88ZM50 101H49V100ZM74 99V98H73ZM72 99V100H73ZM79 99V98H78ZM81 99V98H80ZM96 99H98L99 100V102L100 103H102V101H104V103H102V104H100L99 102H98V100L96 101ZM107 99V100H106ZM111 99V100H110ZM61 100H63V101H61ZM96 101V103H95V101ZM58 101H61V102H58V103H60V106H57V105H55L56 103ZM75 101V100H74ZM76 101H77V99H76ZM108 101V102H109ZM120 101V102H121ZM39 102H42V103H40L41 105H38L39 104ZM22 103V104H21ZM52 103V104H54V105H50V104ZM108 105H107V104ZM20 104H21V107H18V105L20 106ZM46 104V105H45ZM82 104V103H81ZM99 104V105H98ZM103 104H104V106H103ZM114 104V103H113ZM16 105V107H18V109L15 107V109H14V107L13 106H15ZM48 105H49V107H48ZM78 105V104H77ZM100 105H102V107L104 108V107H106L105 105H107L108 107H110V108H108L109 110L111 109V111H109L108 112V110H106V108H101V106ZM110 105V106H109ZM1 106H4V108L3 107H1ZM38 106H39V108H38ZM99 106H100V109H102V110H104V111H102L101 110V113H100V109H99ZM113 106V105H112ZM169 106H172V107H170V109L169 108H167V107H169ZM262 106V107H261ZM7 108V110H8V107H9V111H13L14 112V110H15V114H17V118H16V116H14V114L13 115H10V113L11 112H9V111H7L6 110V108ZM10 107H11V110H10ZM12 107H13V109H12ZM41 107V108H40ZM55 107H60V109L58 110H56V111H60V113H58L57 112V114H56V111H55ZM85 109H84V111L86 112V107H84ZM93 108V109H92ZM116 109H117V107H115ZM119 108H120V110H119ZM82 109H83V105H82ZM75 110V109H74ZM77 110L80 112V114H78L79 112H77ZM90 110H93L95 113H97V116H101L100 118L99 117H97V119H98V122H96L97 121V119H95L94 117H96L95 115H92V113H93V111H92V113H91V111ZM0 111V112H1ZM22 111H20V112H22ZM40 112V114L41 113H44V112ZM51 111L49 112L48 111V113H50L51 114ZM83 111V110H82ZM61 112H63V113H61ZM103 112H105V115L103 114ZM111 112V113H110ZM116 112V111H115ZM7 113H9V114H7ZM75 113V114H76ZM100 113V115H98ZM109 114L110 113V115H107V114ZM6 114V115H5ZM12 114V113H11ZM45 114H46V112H45ZM45 114H43L44 115V117H43V115L42 116H37V115H35V116H37L35 119H37L38 121L36 122V124H39L38 122H40L39 121V119H41L42 117H43V120H45V121H48V119H49V116H50V119H49V123H50V121H51V119L53 118V116H52V114L51 115H49V114H46V115H48V119H46L45 118ZM92 115V117L94 118H90L91 117V115ZM94 114V113H93ZM115 114V113H114ZM24 115V116H25ZM15 117L14 119H16V120H13L12 118L13 117ZM25 117L24 118V120L23 119H21L22 117H20V120L21 121H18V122H22V120H23V122L22 123H24L25 122V120H30L29 122V124H34L35 123V121L36 120H34L33 119V117L31 118V119H29V117ZM34 116V117H35ZM60 116V115H59ZM58 116V117H59ZM87 116V117H86ZM90 116V117H89ZM109 116V117H108ZM57 117V118H58ZM61 117V116H60ZM58 118L59 119V123H60V119H62V118ZM111 117V118H110ZM28 118V119H27ZM45 118V119H44ZM86 118H88V119H86ZM110 118V119H109ZM80 119V118H79ZM90 119H93V120H90ZM32 120H34V122L32 121ZM42 120V119H41ZM43 120L41 121V122H43ZM81 120H78V121H81ZM96 120V121H95ZM11 121H12V124H10L11 123ZM27 121H26V123H27ZM44 121V123H46V125H47V122H45ZM91 121V122H90ZM93 121H95V122H93ZM116 121V120H115ZM40 122V123H41ZM51 122H53V123H55V122H58L57 120L56 121H51ZM61 122H62V120H61ZM83 122V121H82ZM112 122H114L113 120L109 123V126L110 125H112L113 123ZM21 123V124H22ZM26 123H25V125H26ZM43 123V125L41 124V127H43V128H45V124ZM48 123V124H49ZM53 123H51V124H53ZM81 123V122H80ZM86 123V122H85ZM36 124L35 125H33L34 127L36 126ZM83 124V123H82ZM96 124V125H97ZM24 125V124H23ZM24 125V126H25ZM40 125V124H39ZM45 125V126H44ZM60 125V124H59ZM14 126V127H13ZM17 126H18V124H17ZM19 126H20V124H19ZM18 126V127H19ZM38 126V125H37ZM48 126V125H47ZM49 126H50V124H49ZM85 126V125H84ZM94 126L95 125H93V128H90V129H95L94 128ZM78 127H79V125H78ZM90 127V126H89ZM96 127V126H95ZM132 127V128H131ZM136 127V128H135ZM10 128V129H11ZM14 128V129H13ZM33 127L31 126V128L30 129H32ZM131 128V129H130ZM0 129H1V127H0ZM27 129V128H26ZM37 129H38V127L35 129H33L32 130V132L35 130V131H37ZM39 129H40V127H39ZM97 129L98 130H100L99 128H98V126L96 127V131H97ZM115 129V130H114ZM9 130V131H8ZM22 130V129H21ZM20 130V131H21ZM41 130H42V128H41ZM95 130H93L94 132H95ZM17 131V130H16ZM86 131V132H85ZM10 132V133H9ZM29 132H31V131H29ZM77 132H75V133H77ZM81 132H82V134H81ZM93 132V133H94ZM98 132V131H97ZM97 132H95V134H97L98 135V133ZM1 134H2V132H0ZM4 133L2 134V135H0L2 138L6 135V133H5V135H4ZM26 133V132H25ZM37 133V132H36ZM89 133V135H90V131L88 132ZM99 133L101 134V133H103V131H99ZM103 133V134H104ZM20 134V136H22L23 135V132L22 133H19ZM95 134H93V135H95ZM235 135V136H233V135ZM26 135V134H25ZM31 135V134H30ZM64 135H67V134H64ZM81 135V136H80ZM87 136V137H91V135L90 136ZM102 135V134H101ZM109 135V136H108ZM131 135V136H130ZM134 135V136H133ZM149 135V136H148ZM150 135H151V137L152 136H154V137H156V139L157 140H155L154 139V137L150 140ZM233 137H232V136ZM9 136V137H10ZM16 136H17V134H16ZM19 135L17 136V137H19L20 139L22 138V137H20ZM28 136V140H27V142L31 139L30 138V136H29V134L27 135ZM84 136V135H83ZM82 136V137H83ZM86 136V135H85ZM96 136V135H95ZM98 136H100V135H98ZM104 136H100V137H98V139H103V137ZM110 136H111V138H110ZM114 136V137H113ZM147 136L148 138H147V140L145 139V137ZM62 137H63V135H62ZM65 137V136H64ZM63 137V138H64ZM81 137V138H82ZM106 137H104V138H106ZM130 137H133L132 139H134V142H135V145H141L140 143H139V141L141 142V140H140V138H144V140L143 141H145V142H147L148 143V145L150 144L149 143V141L151 142V144H152V146L151 145H147V147L149 148L147 151L144 149V154L143 153H141V154H143V155H141L139 152H138V150H136V149H134V148H131L129 145H127L126 143V146H125V144L124 143H122V145L120 144L121 142H117V140H119V141H127L128 139H130ZM5 138V137H4ZM16 137H14V139H15ZM30 138V139H29ZM63 138H61V139H63ZM70 138V139H69ZM72 138V139H71ZM108 138H110V139H108ZM136 138V139H135ZM138 138H139V141H137L138 140ZM13 139V137H12V139H11V137H10V139L9 138H7L6 137V139L5 140H11V141H13V143L10 141V142H8L9 143V145H10V143L11 144H14V143H16L17 142V140H16V142H14L15 140ZM20 139H18V141L20 140ZM27 138H24V139H22V140H26ZM65 139V138H64ZM64 139H63V141H64ZM77 139V140H76ZM86 139V140H85ZM96 139H97V136H96ZM113 139V140H112ZM120 139H122V140H120ZM2 139L0 138V142H5L6 144H8L5 140H2ZM85 140V141H84ZM149 140V141H148ZM153 140H155L154 142H153ZM230 142H229V141ZM21 141V140H20ZM38 141V140H37ZM78 141H79V146H78ZM83 141H84V143L85 144H87V146H88V148H86L87 146L85 145V144H83ZM92 141V140H91ZM98 141V140H97ZM115 141H116V143H119V146H116V145H114L115 144ZM142 141V142H143ZM246 141H248V145L246 144L247 142ZM23 142V141H22ZM32 141L30 140L28 143H31ZM76 143V145H75V143ZM113 142V143H112ZM133 142V143H134ZM137 142H138V144H137ZM246 142V143H245ZM26 143V142H25ZM35 143H36V141H34L33 142V145H35ZM59 143V142H58ZM127 143H128V141H127ZM131 143H132V141H131ZM24 144V143H23ZM32 144V143H31ZM31 144H30V146H31ZM81 144H83V145H81ZM114 145V149H112L113 147L111 146V145ZM0 145H1V143H0ZM18 145H19V142H18ZM58 146H59V144H57ZM55 146V147H58V146ZM62 145V146H63ZM64 145V146H65ZM84 145L86 146L85 148H84ZM251 147H250V146ZM5 146V145H4ZM22 146V145H21ZM25 146V145H24ZM24 146H22V147H24ZM125 146V147H124ZM151 146V147H150ZM1 147V146H0ZM3 147V146H2ZM8 147V146H7ZM10 147V146H9ZM14 147H16V145L14 144ZM17 147H20V146H17ZM17 147L15 148V149H17ZM22 147H20L19 148V150L22 148ZM147 147H146V149H147ZM62 148V147H61ZM60 147H59V149H61ZM65 149H66V147H64ZM3 148H1L0 149V153H2V150ZM10 149V151L12 152L13 151V149H12V147H10L9 148ZM23 149H25V148H23ZM26 149H28V148H26ZM59 149H57L56 148V150L58 151ZM63 149V148H62ZM68 149V148H67ZM89 149V150H90ZM116 149V150H115ZM170 150L171 151V155H167V154H169V153H167L166 155L164 154V152L163 151H165V150ZM18 150V149H17ZM55 150V151H56ZM101 151L102 153H105V152H103L102 150H105V151H107V153L109 152V154H105V155H107V157L105 158V155L104 154H102L103 156H104V159H103V161L104 160H106L107 158L109 159V160H107V161H105V162H108V161H111V163H114V165H117L118 163H119V165H117L118 167H119V169H120V165H121V170H119V169H117V171H115V174L116 173H118V174H116L117 176H115L114 175V172H113V174L112 173H110L109 171H111V169H112V167H111V164L110 163H108V164H110V166L109 167H106V168H104L105 169V171H104V169H103V171L101 172V175H99V170H98V172L96 171V172H94V170L95 169H93V168H91L90 170H89V168H88V166H90L91 165V163H92V161L94 160V158H95V156H94V158H93V155L94 154H98L99 153V155H100V153L101 152H98V151ZM115 150V151H114ZM140 150V149H139ZM142 150V149H141ZM9 151V150H8ZM9 151V152H10ZM25 151V150H24ZM54 151V150H53ZM54 151V152H55ZM77 151V152H76ZM172 151H175V152H172ZM178 153H177V152ZM60 151H58V152H56V153H58V155L59 154H62V153H59ZM83 152H82V154H83ZM98 152V153H97ZM8 154V152H5V154ZM15 153V152H14ZM18 153V152H17ZM28 152H26V154H27ZM43 153V152H42ZM55 153V154H56ZM77 153V154H76ZM166 153V152H165ZM174 153V154H173ZM176 153V154H175ZM7 154H6V156H7ZM11 154L12 153H10V155H9V157L11 156ZM25 154V153H24ZM39 154H41V153H39ZM51 154V153H50ZM112 154V153H111ZM1 155V154H0ZM21 155V154H20ZM52 155H53V152H52ZM57 155V154H56ZM67 155V156H66ZM108 155H110V156H108ZM173 155H175V156H177V160H178V157H180V159H179V161H176V159H174V161H173V158H172V161H171V156H173ZM3 156H4V154H3ZM3 156H2V158H3ZM17 156V155H16ZM19 156V155H18ZM35 156V155H34ZM39 156V155H38ZM169 156H170V161L169 162H166V160H167V158H169ZM1 157V156H0ZM8 157V158H9ZM12 157H13V154H12ZM51 157V156H50ZM174 157V156H173ZM4 158H5V156H4ZM14 158H15V156H14ZM97 158H99L98 157V155H97ZM166 158V159H165ZM175 158V157H174ZM209 159L208 160V162L210 163H206L207 161H206V159ZM38 159H40V158H38ZM100 159V158H99ZM203 159H205V160H203ZM31 160H33V157H32V159ZM30 160V162H33V161H31ZM73 160H74V162H73ZM80 160L81 161H83V163H84V161H85V163H84V165L86 164V166L83 168L82 166H81V163H80ZM101 160H102V158H101ZM112 160L114 161V162H112ZM155 160V161H154ZM159 162H158V161ZM163 160H165V163H170L171 164V162H174V163H176L177 162V164H175V165H171V166H169L170 164H168V166L165 164H162V162H163ZM169 160V159H168ZM39 161V160H38ZM28 162V161H27ZM37 162V161H36ZM42 162H43V160H42ZM57 162H59V161H57ZM91 162V163H90ZM116 162V163H115ZM151 162H155V164H156V162L158 163V165L156 164L154 167H150V166H148V163L150 164ZM74 163V164H73ZM241 163V164H240ZM20 164V163H19ZM19 164H11V166L9 165V167H7V170H5V171H3V172H6V173H8L7 171L8 170H10L13 174L15 173V172H17V171H19L18 169L16 170V171H14L13 169L14 168H17V166L19 167L20 166V168L22 167V168H27L28 166H25V164H23V166H21L22 165V163H21V165H19ZM39 164H40V162H39ZM59 164V165H58ZM65 164H66V166H65ZM68 164V165H67ZM173 164V163H172ZM234 164H236L235 166L237 167L238 165L240 166V170H241V168L244 166V164L245 165H247L248 167H246L247 168V171H246V173L244 174V173H242V175H235V172L237 171L236 170V167H232V166H234ZM12 165H16V167H12ZM56 165H58V166H56ZM77 166V167H75V166ZM80 165V166H79ZM113 165V164H112ZM243 165V166H242ZM37 168H38V166H37V163H36V165H35ZM39 166H41V165H39ZM54 166L55 167H58V168H56V170H55V168H54ZM63 166H65V168L63 167ZM81 167V169L79 168V167ZM125 166V168L123 169V167ZM239 166H238V171H239ZM242 166V167H241ZM11 167V168H10ZM30 167V166H29ZM72 167H75L76 168V170H72L71 168ZM91 167V166H90ZM111 167V168H110ZM116 167V166H115ZM6 168V167H5ZM8 168H10V169H8ZM25 168V169H26ZM31 168V167H30ZM35 168V167H34ZM66 168V169H67ZM75 168H73V169H75ZM96 169H97V167H95ZM107 168H110L109 170L107 169ZM234 168V169H233ZM28 169V168H27ZM36 169V168H35ZM40 169H42V168H40ZM52 169H54V171L52 170ZM79 169V170H78ZM98 169H99V166H98ZM233 169V170H232ZM262 169V170H261ZM4 170V169H3ZM23 170V169H22ZM29 170V169H28ZM33 170V169H32ZM71 170H72V172H71ZM87 170L89 171L88 173H87ZM92 170V171H91ZM235 170V171H234ZM14 171V172H13ZM21 171V170H20ZM24 171V170H23ZM35 171V170H34ZM63 171V170H62ZM62 171H61V174H65V172L64 173H62ZM107 171V175L104 173V172H106ZM113 171V170H112ZM237 171V172H238ZM3 172H1L2 174H3ZM11 172H9V173H11ZM22 172V171H21ZM21 172H19V173H21ZM26 172H28V171H26ZM30 172H31V169H30ZM49 173V174H51V176H52V174L53 173ZM91 172V173H90ZM93 172V173H92ZM232 172H233V174H234V176H236V178H233L232 180H229L230 179V177L229 176H233V174H232ZM236 172V173H237ZM11 173V174H12ZM55 173L53 174V176L55 175ZM94 174V173H96L95 175H97L98 174V176H100V177H96V179H95V176H93L92 177V175H91V177L89 176L90 174ZM103 173H104V175H105V177H104V175H103ZM109 173H110V175H109ZM162 173H164V174H162ZM260 173V179L259 180H261V178H262V174ZM2 174H0V175H2ZM26 174V173H25ZM28 174V173H27ZM57 174V175H58ZM263 174H264V171H263ZM17 175H18V173H17ZM29 175H30V173H29ZM28 175V176H29ZM114 177H113V176ZM253 175V176H252ZM6 176H8V174H6L5 175V177ZM10 176V175H9ZM20 176V175H19ZM22 176V175H21ZM27 176V175H26ZM28 176H27V178H28ZM49 176V175H48ZM52 176V177H53ZM56 176V175H55ZM55 176H54V178H55ZM109 176H111V177H109ZM231 176V177H232ZM4 177V176H3ZM24 177V176H23ZM52 177H49V178H52ZM107 177H109V178H107ZM258 177V178H257ZM7 178V177H6ZM10 178V177H9ZM22 178V177H21ZM69 178H67L68 180H69ZM75 178V179H74ZM112 178V179H111ZM3 179V178H2ZM53 179V178H52ZM254 179V180H255ZM263 179V178H262ZM6 180H8V178L6 179ZM10 180V179H9ZM22 180V179H21ZM46 180H48V178L46 179ZM54 180H52V181H54ZM254 180L252 179V181H248L249 182V184L248 185H250L251 186V184L253 185L254 184ZM264 180V179H263ZM263 180H261V181H263ZM1 181V180H0ZM31 181V180H30ZM51 181V183L49 182V184H52L53 182ZM67 181V180H66ZM75 181V182H74ZM112 181V182H111ZM246 181V182H247ZM25 181H24V179H23V183H24ZM27 183H28V181H26ZM47 182V187L46 188H48V181H46ZM247 182V183H248ZM252 182V183H251ZM258 182V184L259 183H261V182H259V181H256V183ZM4 183V182H3ZM5 183H7V182H5ZM4 183V184H5ZM14 183V182H13ZM13 183H12V185H13ZM27 183H24L25 184V186H26V184ZM29 183H31V182H29ZM91 183H93V184H91V185H96V186H98L99 188H97L96 186V190H95V188L94 187H89V186H91L90 184ZM183 183V184H182ZM239 183L240 184H242V183H244V184H242L240 187H242V188H240L238 185H239ZM10 184V183H9ZM74 184V185H73ZM182 184V185H181ZM184 184H185V186H187V187H184ZM201 184H203V186L201 185ZM229 184H233V186H229ZM262 184H263V182H262ZM261 184V185H262ZM1 185V184H0ZM8 185V183L7 184H5V186H7ZM12 185H10V186H12ZM20 185V184H19ZM29 185V184H28ZM27 185V186H28ZM32 185V184H31ZM66 185H64L65 186V188L63 187V189L65 190H67V188H66ZM188 185H189V187H191V190L193 191V189H195L196 190V192H194L193 191V193H192V191L191 190H189V187H188ZM196 185H200L199 187L201 188H199V187H197ZM235 185V186H234ZM248 185H244V186H247L248 187ZM4 186V185H3ZM21 186V185H20ZM24 185H22L21 186V188L23 187ZM53 186V185H52ZM51 186V187H52ZM55 186V185H54ZM53 186V187H54ZM61 187H62V184L60 185ZM59 185L58 186H56V187H60ZM196 186V187H195ZM258 186V185H257ZM256 185H255V187H257ZM31 187V186H30ZM52 187V188H53ZM56 187H54L53 189L55 190L56 189ZM166 187H169V188H167L168 189V191H171L172 192V190L170 189V187L171 188H173V187H175V188H177V187H179V189L177 188V190L176 191H178L179 192V197H178V199H180V201H179V203L182 201V200H184L183 202L185 203H183L184 205L183 206H181L182 205V203L180 204V207H177V204H179V203H177V201H174V198L176 199V196H178V194H176V193H178V192H176L175 193V191L173 190V193H168V194H166V196L168 195V197H166L165 195H162L161 193L162 192H164L165 190L164 189H166ZM237 187H239V188H237ZM260 187V186H259ZM259 187H257V189L259 188ZM2 188V187H1ZM17 188H18V186H17ZM20 188V189H21ZM26 188L27 187H23L22 189H21V192L22 191H25L26 190ZM46 188H45V190H46ZM51 188V189H52ZM57 188V189H58ZM92 188H94V189H92ZM102 188H103V190H102ZM185 188V190L188 192H186L185 190L183 191V192H186V194L185 193H183L182 194V189H184ZM188 188V189H187ZM199 188V190L197 191V189ZM251 188H253V187H251ZM261 188H263V187H261ZM50 188H49V191L51 190ZM53 189L51 190V191H53ZM56 189V190H57ZM62 189V190H63ZM99 189H101V194L105 197H102V198H104V199H102L101 200V195L100 194H97V192L99 191ZM174 189V188H173ZM236 189H238V190H236ZM4 190V189H3ZM19 190V189H18ZM17 189H16V191H18ZM32 190V189H31ZM30 190V191H31ZM43 191H41V193H40V195L41 194H43L44 195V197L46 198L47 196H49V194L51 193V192H48V190H44V189H42ZM96 191V194H97V196L95 197V191ZM179 190H181V192L179 191ZM251 190H253V189H251ZM7 191V190H6ZM45 191V192H44ZM70 191V192H69ZM93 191V192H92ZM236 191V192H235ZM242 191H244V190H242ZM247 191V190H246ZM254 191V190H253ZM255 191H256V188H255ZM255 191H254V193L253 194H256L255 193ZM27 192V191H26ZM43 192V193H42ZM87 193V195H85V193ZM103 192V193H102ZM189 192H191V193H189ZM245 192V191H244ZM7 193V192H6ZM13 193V192H12ZM15 193V192H14ZM19 193V192H18ZM46 193V194H45ZM48 193V194H47ZM69 194V195H65V194ZM72 193V194H71ZM99 193V192H98ZM152 193H159L158 195H159V197L161 196V198H162V196H163V200L165 201L164 203H163V201L159 198V199H157L158 201H156L155 200V198H157V197H154V196H152ZM167 193V192H166ZM194 193H196V194H194ZM240 193H241V191H240ZM251 193V194H252ZM38 194V193H37ZM57 194H59V196H57ZM75 194V195H74ZM164 194V193H163ZM171 194V196L172 195H175V197H169V195ZM225 194V195H224ZM262 194V193H261ZM43 195H41V200H39L38 199V202L40 203L41 201V203L40 204H42V207H43V205L45 206V207H43L44 208V210H45V208H49V206H47L46 204H44L45 203V201H46V199L43 197ZM183 195H186V197L185 196H183ZM188 195L190 196V198L188 197ZM193 197H192V196ZM195 195V196H194ZM226 195V196H227ZM235 195V194H234ZM237 195H238V193H237ZM236 195V196H237ZM258 195H259V193H258ZM14 196V195H13ZM16 196V195H15ZM19 196H23V195H20L19 194ZM51 196V195H50ZM49 196V197H50ZM87 196V197H86ZM182 196V197H181ZM233 196V195H232ZM5 197H6V195H5ZM44 199H43V198ZM49 197H47V200H48V202H46L48 205H49V203H50V201H49ZM63 197H65V198H63ZM184 197V198H183ZM194 197H195V199H196V197H198V202H197V199L195 200L194 199ZM201 197V198H200ZM234 197V196H233ZM238 197V196H237ZM4 198V197H3ZM16 198V197H15ZM21 197H19V199H20ZM165 198H168L169 199V201L168 202H166V200H165ZM190 199L189 201H191V203L189 202L188 203V205H187V203H186V201L188 202V199ZM191 198H193V200H195V201H192L191 200ZM200 198V199H199ZM202 198H204V202H203V199ZM221 198V197H220ZM239 198V197H238ZM252 198V199H251ZM250 199H248V201H245V202H243L242 203V205H243V207H242V210H240V211H238L237 212V214L235 213L234 215H231L230 216V218H229V220H227V219H223L222 218V220L221 221H219V219H218V222H217V224L219 223V225L220 224H222V225H224V229H222L221 227H222V225H220L221 227H220V229H218L219 228V226H218V228H215V229H217L216 231H215V229H213L214 227H216V226H214L211 230L210 229H208V230H210V231H208L207 232V229H206V232H201V233H198L197 234V236H187V237H183L184 239H185V241L182 239V238H179V239H182V240H178L177 239V241L176 240H173L174 238H172V242H169L168 240H167V242H166V247H165V245L164 244H162V245H159V244H157V245H159V246H162V247H159V246H157V247H159L157 250H155V249H153V250H155V251H158V252H156V254L153 252V251H151V252H153V256H155V255H157V254H159V255H157V257L158 256H160V259L162 258V256H165V257H167L168 255H166L165 253H167V254H169V256H170V260H169V258L168 259H164L163 258V260H162V262L165 264V262L164 261H167L168 260V264H171L172 262H179V263H184V264H187L188 262H189V260L191 261V260H193V259H188L187 260V258H186V260L184 259V254L186 253V255H187V257L189 258V256H190V254L191 253H193L194 254V252H196V256H190V258L191 257H195L196 259H194V262L196 263H198V261H199V258L203 255V254H201V253H204V255H203V258L204 259H206V257L205 256H208V254H210L211 255V258H210V256H209V259L207 260H205L204 261V259L203 260H200V261H202V263L201 262H199V263H201V264H204V263H206L207 264V262L208 263H210V261H211V259L215 256L216 257V261H215V263L214 264H220V262H218V260H220V259H222V260H227L228 261V259H232V258H234V260L233 261H235L236 259V261H237V264H239V263H241L242 262V260H244L242 263H244V262H248V264H264V194H262L261 196H258V197H251ZM5 199V198H4ZM14 199V198H13ZM19 199H18V202H19ZM44 200V203H43V200ZM54 199H56L55 201H54ZM67 200V202H65L66 200ZM173 201H172V200ZM182 199V200H181ZM187 199V200H186ZM206 199V200H205ZM222 199V198H221ZM220 199V200H221ZM227 199V197H225V200ZM228 199V200H229ZM234 199H236V197L234 198ZM241 199V198H240ZM16 200V199H15ZM25 199H22V201H24ZM65 200V201H64ZM69 200V201H68ZM96 200H99V203H100V205L101 206H103L102 207V209L103 210H105V212L104 213H102L101 211H102V209H101V211H98V208H101V207H98V206H100V205H97V203H98V201L96 202ZM101 200V201H100ZM112 200V201H111ZM172 202H171V201ZM224 200V201H225ZM246 200V199H245ZM21 201V200H20ZM25 201H28V199L27 200H25ZM93 201V202H92ZM145 201V202H144ZM222 201V200H221ZM230 201H225V202H228V204H231V203H229ZM239 201V200H238ZM17 202V203H18ZM53 202H51L50 204H52ZM65 202V204H63ZM94 202H96V203H94ZM143 203V205H145L146 204V206L147 207H149V208H151V212H152V210L153 211H156V213H151V212H149V213H151V214H153V216L154 217H152V219L154 220H151V218H148L149 216H152V215H150L149 213H145V211H144V209H143V211L144 212H142V213H145L144 215L145 216H140L139 215V211L138 210H140L141 208H139L138 209V207L137 206H139V207H145L146 209H147V207L146 206H141V205H137V204H139V203ZM169 202H170V204H172V205H174V203L176 204L175 205V207H177L176 209L174 208V209H172V211L174 210V212L172 213V211H169V209L170 208H172L173 206H171L170 205V208L168 207V205L167 204H169ZM174 202V203H173ZM196 203L197 204V208H195L194 206L196 205V204H194V203ZM203 202V203H202ZM209 202V201H208ZM219 202V201H218ZM235 202V201H234ZM242 202V201H241ZM22 203V202H21ZM20 202H19V205L21 204ZM25 204H27V202H24ZM39 203L37 204L38 206H39V208H37L35 211H38V212H40L39 210H41L42 209V207H41V205H39ZM61 203V204H60ZM141 203V204H142ZM145 203V204H144ZM167 203V204H166ZM194 204V206L193 205H190V204ZM222 203H223V206H225L224 205V202L222 201V202H220V204H219V206L220 205H222ZM233 203V202H232ZM23 204V203H22ZM57 204V205H58ZM77 204V205H76ZM93 204V205H92ZM218 203H216V204H213V205H211V209L209 210L210 211V213H215L217 210H220V207H218V205H217ZM227 204V205H228ZM24 205V204H23ZM36 205V204H35ZM54 205V204H53ZM56 205V207H58ZM76 205V206H75ZM96 205V206H95ZM166 205H167V207H166ZM185 205H187L188 206V208H186L185 207ZM192 206V207H194V209L192 208V207H190V206ZM225 206L226 208H228V207H230V206ZM232 205H234V203L232 204ZM22 206V205H21ZM37 206V207H38ZM74 206H75V208H74ZM86 206V207H85ZM217 206V207H216ZM222 206V209L224 208V212L227 210V209H225V207H223ZM235 206V205H234ZM239 206H241V205H239ZM3 207V206H2ZM15 207H16V205H15ZM14 207V208H15ZM41 207V208H40ZM51 207H52V205H51ZM51 207L48 209L49 211V213H51V217L53 216V213H54V215L55 214H61V215H63V216H65V213L63 214V212H65V211H63V212H61L62 210H61V207H60V209H58V208H56V209H58V210H60L59 211V213H55V212H53L55 209L54 208H52V209H54V210H51ZM96 207H97V211H96ZM189 207L190 208H192L191 210H189ZM13 208V209H14ZM17 208H19V207H17ZM21 208H23V207H21ZM28 208V207H27ZM26 208V209H27ZM36 208V207H35ZM85 208H86V210H85ZM105 208V209H104ZM165 208H168V209H165ZM210 208V207H209ZM218 208V209H217ZM231 208H233V207H231ZM238 208V207H237ZM4 209V208H3ZM6 209V208H5ZM72 209V210H71ZM197 209V210H196ZM241 209V208H240ZM9 210H10V207H9ZM15 210H18V209H16L15 208ZM22 210V209H21ZM28 210V209H27ZM43 210V209H42ZM41 210V211H42ZM74 210V211H73ZM77 210H79V209H77ZM149 210V209H148ZM165 210H167V212H170L171 213V215H175V217H173V216H171L170 215V217L172 218L171 220H169L168 219V215L167 214H169V213H167V214H165V215H167V216H165L164 215V213H166V211ZM216 210V211H215ZM5 211V210H4ZM12 211V210H11ZM11 211H9L10 213H11V215H12V212ZM20 211V210H19ZM25 211V210H24ZM50 211H52V212H50ZM56 211V210H55ZM68 211H71V212H68ZM80 211V213L82 214V212H81V210H79ZM113 211V212H112ZM115 211H117V212H115ZM140 211H142V210H140ZM177 211V212H178ZM189 211H191V212H189ZM229 211V210H228ZM232 211V210H231ZM235 211V210H234ZM18 212V211H17ZM22 212V211H21ZM47 211H45L44 213H46ZM57 212V211H56ZM184 212L186 213V214H184ZM204 212V211H203ZM219 212V211H218ZM218 212H217V214H218ZM222 212V211H221ZM3 213V212H2ZM40 213H43V212H40ZM38 214V213H35V216L37 217L38 215L40 216L41 214ZM76 215H77V211L76 212H74ZM79 213V212H78ZM79 213V214H80ZM84 213L82 214V215H84ZM114 213V214H113ZM162 213H163V215H162ZM179 213V212H178ZM198 213V214H197ZM212 213V214H213ZM29 214V213H28ZM28 214H25V215H27L28 216ZM37 214V215H36ZM59 214V215H60ZM78 214V215H79ZM113 214V215H112ZM141 214V213H140ZM155 214V215H154ZM157 214V215H156ZM159 214L161 215L160 216V218H158V220H157V222H156V218H157V216L159 217ZM219 214H220V212H219ZM8 215V214H7ZM21 215L23 216V212L21 213ZM20 215V216H21ZM23 216L24 218L25 217H27V216ZM30 215V214H29ZM43 215V217H45L46 215V217L45 218H47V219H50L51 220V218H48V213L47 214H42ZM59 215H55L56 216V218L57 219H59V217H61V215L59 216ZM77 215V216H78ZM142 215V214H141ZM146 215H149V216H146ZM179 215V214H178ZM188 215H190V214H188ZM214 216H216L215 214H213ZM33 216V215H32ZM34 216V217H35ZM55 216H53V218H55ZM77 216H74V217H77ZM85 216H87V215H84V217ZM140 216V217H139ZM17 217V216H16ZM42 217V216H41ZM41 217H37L38 219H41ZM43 217H42V219H43ZM78 217H80V216H78ZM83 217V216H82ZM162 217V218H161ZM165 217L167 218V219H165ZM179 217H181L180 219H179ZM1 218H5V217H0V222H1V224L0 225H2V222L3 223H5L6 222V224H3L4 226L5 225H7L8 223H12V222H10L11 221V219L12 218H10V216H6V220H3V219H1ZM10 218V219H9ZM52 218V220H51V222L52 221H54L55 220V223H56V220L57 219H53ZM68 217H66V219H67ZM133 218H141V221L139 222L138 220L136 221V219H133ZM214 218V217H213ZM218 218V217H217ZM220 218V217H219ZM228 218V217H227ZM9 219V220H8ZM45 220V219H43V220H38L39 222H40V225H43L44 224V222L46 223V224H48L47 226L48 227H52L51 226V224L52 225H54L53 223H48V222H50V220L48 221V220ZM111 219H113V221L111 220ZM119 219H121V220H119ZM160 219V220H159ZM163 219H164V221H163ZM191 219H193L192 217H191ZM201 219H202V221H201ZM3 220V221H2ZM12 220H14V219H12ZM26 221H27V223H28V220L27 219H25ZM23 221L24 222V224H26L25 222L26 221ZM33 220H34V218H33ZM36 220V219H35ZM34 220V223L37 221H35ZM45 220V221H44ZM63 220V219H62ZM81 220V219H80ZM112 221V224L114 225V223H115V226H111L110 225V221ZM115 220V221H114ZM162 220V221H161ZM165 220H168V221H166L165 222ZM182 220H185L184 219V217L182 218ZM200 220V221H199ZM208 220H209V218H208ZM211 220V219H210ZM210 220H209V222H210ZM15 221V220H14ZM17 221V220H16ZM20 221V220H19ZM29 221H31V220H29ZM37 221V222H38ZM42 221H44L43 222V224L41 223ZM48 221V222H47ZM59 220H57V222H58ZM82 221V220H81ZM116 221H118V223H120V224H118ZM119 221H121V222H119ZM136 221V222H135ZM152 221V222H151ZM170 221V222H169ZM181 221V222H180ZM204 221V222H203ZM8 222V223H7ZM18 222V221H17ZM23 222H22V225L24 226H22L23 228V230L25 231V230H28L27 228H25V227H28V225L26 226V225H24L23 224ZM36 222V223H37ZM78 222V221H77ZM80 222V221H79ZM95 222L96 223H99V224H95ZM106 222H107V224H106ZM156 222V223H155ZM159 222L156 224V225H158L159 224ZM192 222V221H191ZM191 222H189V223H191ZM193 222H194V220H193ZM201 222H203V223H201ZM13 223H15V222H13ZM12 223V224H13ZM60 224H61V222H59ZM155 223V224H154ZM177 224V225H179V227L180 226H183V229L185 230V228L187 227V226H185V225H180V224ZM214 223V222H213ZM225 223V224H224ZM18 224H21V223H18ZM33 224V223H32ZM38 224V223H37ZM36 224V225H37ZM46 224H44L43 226H46ZM49 224H50V226H49ZM100 224H103V225H100ZM117 224V225H116ZM152 224H154V225H152ZM187 224V223H186ZM35 225V224H34ZM39 225V224H38ZM79 225V224H78ZM78 225H77V227H78ZM98 225H100L99 227H98ZM124 225V226H123ZM161 225L163 226L164 224H162L161 223ZM160 224H159V227L161 228L162 226H161ZM166 225V226H167ZM173 225V224H172ZM171 225V226H172ZM212 225V224H211ZM216 225V224H215ZM60 226V225H59ZM101 226H103V228L101 227ZM122 226V227H121ZM168 227L166 230H168L169 228H172L173 226H175V225H173L172 227ZM184 226H185V228H184ZM189 226H193V224H191V225H189L188 224V227ZM194 226H196V224L194 225ZM8 227H10V225L8 224V226H7V229H8ZM12 227V226H11ZM18 227H19V225H18ZM40 227V226H39ZM42 227V226H41ZM48 227H46L47 228V230H49V231H51V232H49V231H46V233H47V235H51L52 234V236L53 237H51V238H55L54 240H52V241H55L54 242V244L51 242V244H53V246H56V244H57V241L59 242V246H60V244H62V246H56L57 247V249L55 248V247H53L52 249H54V251L56 252V250H59V248H61V247H65L66 245H68L69 243H70V241H71V244H69V245H71V246H73V249H71V250H67V252L69 251V256L71 257V254L73 255V253H75V251H74V248H76V250L77 249H80V248H77V247H74V244L73 243H75V245L77 244L78 245V243H76V241H77V237H79L77 234L78 233H74V236L76 235V240L74 239L75 237L72 235V239H74L75 240V242H74V240L72 241V239H70V237H68L69 239H67V236H69L68 234H67V236L66 235H62V232H61V234L60 233H56L53 229H54V227H58L56 224H55V226L50 230ZM82 228V226H80L79 225V228ZM101 227V228H100ZM115 227V228H114ZM118 227V228H117ZM186 228V230L189 232V233H191V231H193L194 230V227H189V228ZM197 227V226H196ZM253 229H252V228ZM20 228V227H19ZM35 227L33 226V229H31L30 231H29V233L33 230V231H35V229H34ZM37 228H38V226H37ZM44 228V227H43ZM45 228V229H46ZM75 229H77L76 228V226L74 227ZM78 228V229H79ZM114 228V229H113ZM175 228H177L176 230H177V232H178V230L179 229H181V228H179L178 229V227H175ZM207 228V227H206ZM11 229V228H10ZM21 229V233H23L24 234V231ZM57 229V228H56ZM147 229V228H146ZM152 229V231H153V229H154V227H152L151 228ZM173 229V231H176L174 228H172ZM172 229H169V230H171L172 231ZM223 231H222V230ZM15 230V229H14ZM40 228L38 229V231H37V233L39 234V235H37L36 236V238L34 239V234L36 233H34L33 234V236H32V233H31V236H30V238H32L33 237V239H34V241L35 240H38V236H40V233L41 232H43V231H45L44 229H43V231H41L40 232ZM57 230H60V228L59 229H57ZM83 230V229H82ZM165 230V229H164ZM183 230V231H184ZM185 230V231H186ZM196 230V229H195ZM248 230H253V231H251V233L252 234H250L249 232L250 231H248ZM53 231L55 232V233H53ZM76 231V230H75ZM87 231V232H86ZM148 231V230H147ZM163 231V230H162ZM173 231L172 232H170V233H172L173 234ZM180 231V230H179ZM184 231V232H185ZM186 231V232H187ZM218 231V232H217ZM59 232V231H58ZM77 232H79V230L77 231ZM150 232V231H149ZM164 232V231H163ZM182 232V231H181ZM180 232V233H181ZM216 232V233H215ZM221 232H223V233H225V234H223V233H221ZM9 233V232H8ZM17 233V232H16ZM21 233H17V234H21ZM26 233H27V231H26ZM49 233H51V234H49ZM82 233V232H81ZM97 233L98 234H100V235H98V237H97ZM156 233V232H155ZM174 233H176V232H174ZM180 233H179V235H180ZM23 234H21V235H23ZM43 234V233H42ZM164 234H166L167 235V231L164 233ZM172 234H170V235H172ZM177 234V233H176ZM181 234H183V232L181 233ZM186 234H188V233H186ZM242 234V235H241ZM6 235V234H5ZM10 235V234H9ZM27 235V234H26ZM55 235H57V237L55 236ZM59 235V236H58ZM60 235H62V241H63V239H65L66 238V242H68V244H66V242H65V244L66 245H64L63 243H64V241L63 242H60L61 241V237H60ZM134 235V236H133ZM150 235H151V233H150ZM149 235V236H150ZM160 235H163V234H161L160 233ZM178 235V236H179ZM185 235V234H184ZM190 235H192V234H190ZM218 235H225L224 236V238H223V236H222V238H220ZM15 236H17L16 234H15ZM19 237H20V235H18ZM87 236V237H86ZM96 236V237H95ZM252 236V237H251ZM5 237V236H4ZM8 237V236H7ZM19 237H16V239L18 240V238ZM22 237V236H21ZM42 237H46V238H49L48 239V241L50 240V237H48V236H44V234L42 235ZM60 237V238H59ZM63 237H65V238H63ZM141 237H143V238H141ZM151 237V236H150ZM174 237H175V235H174ZM180 237V236H179ZM1 238V237H0ZM14 238V237H13ZM13 238H12V240H13ZM24 238V237H23ZM27 238V237H26ZM28 238H29V236H28ZM59 238V239H58ZM85 238H83V239H85ZM169 238V237H168ZM33 239H31L32 241H33ZM109 239V243H107V240ZM167 239V238H166ZM201 239V240H200ZM8 240H10V241H12L11 240V238H8ZM17 240H13L14 241V243L15 242H17ZM20 240H21V238H20ZM30 239H29V241H28V239L26 240V241H23L24 243L23 244H21V243H19V245L20 246H22V248L24 247V246H27L28 248L30 247V246H34V242H32ZM39 240H41V241H43L44 242V240H45V238H43V240L40 238ZM103 240H104V242H103ZM130 240V241H129ZM170 240V239H169ZM219 240H222L221 242L219 241ZM1 241V240H0ZM4 241H5V239H4ZM10 241H8V242H10ZM12 241V242H13ZM47 241V240H46ZM45 241V242H46ZM47 241V243L46 244H48L49 242ZM77 241V242H78ZM80 241H81V243H80ZM85 241V242H84ZM102 241V242H101ZM136 241V242H137ZM142 242V243H144L145 245H147V243L149 244L150 242ZM154 241V240H153ZM161 241V240H160ZM163 241V240H162ZM165 241V240H164ZM181 241H184V247H185V245L187 246V247H189V251L191 252V253H189L188 252V248L187 247H185V248H183V246H182V242ZM2 242V241H1ZM12 242H10L11 244H12ZM27 242H29V244H27V245H24L25 243H27ZM40 244H37V245H35V246H37V247H33V249H31L30 248V250H29V252L30 253H27V255L26 256H28V254H29V257H30V255H33V253H34V251L36 252H39V251H41L39 254V256H41V257H43L44 255V257H46L45 258V260H47V258L49 259V258H51L52 259V261H53V259L55 260V258H52L51 257V252L49 251V250H47V252H46V250H45V252L46 253H48V255L46 256V253H44L43 252V254H41L42 253V251H44V249H48L49 248V244L48 245H46L45 243H41L40 241H38ZM84 242V243H83ZM242 242H243V244L244 245H246V247H247V251H245V250H242V249H245L246 247L242 244ZM18 243V242H17ZM37 243V242H36ZM152 243V242H151ZM162 243H165V242H162ZM167 243H169L170 245H171V247H172V250H171V248L169 247V248H167L168 246H170V245H168ZM2 244V243H1ZM4 244V243H3ZM41 244H43V245H41ZM233 244H234V247H233ZM7 245H9V244H7ZM7 245H5V247L7 246ZM38 245H39V247H38ZM127 245H128V247H127ZM129 245H130V247H129ZM132 245V246H131ZM241 245V246H240ZM12 246V245H11ZM19 246V252H20V249H21V247ZM47 246V248H44V247H46ZM70 246V247H71ZM79 246V245H78ZM79 246V247H80ZM85 246V247H86ZM141 246H142V244H141ZM149 245H147L146 247H148ZM230 246V247H229ZM239 246H240V248H239ZM52 247V246H51ZM51 247L49 248L50 250H51ZM67 247H69V246H67ZM83 247V246H82ZM82 247H81V249H82ZM93 247V248H94ZM110 247V248H109ZM145 247V248H146ZM151 247V246H150ZM156 247V246H155ZM156 247V248H157ZM180 249H179V248ZM227 247H228V249H227ZM11 248V247H10ZM13 248V247H12ZM24 248H26V247H24ZM28 248H27V251H28ZM152 248H154V247H152ZM152 248H150V249H152ZM162 248V249H161ZM173 248H175V249H173ZM177 248V249H176ZM230 248V249H229ZM242 248V249H241ZM18 249V248H17ZM56 249V250H55ZM61 249H63V248H61ZM81 249H80V252L79 251H77L78 252V254L80 255V253H81ZM83 249H85L84 247H83ZM87 249L85 250V251H87ZM101 249V250H100ZM102 249H104V250H102ZM124 249V250H123ZM164 249V250H163ZM166 249L169 251V249H170V251H171V253L170 252H167L166 251ZM0 250H3V252H4V249L2 248H0ZM6 250V249H5ZM7 250H10V249H7ZM6 250V251H7ZM64 250V249H63ZM72 250L74 251L73 253H71L72 252ZM94 250H95V252H96V250H98L96 253L99 255V251H100V256L102 257V258H99V256H95V258H94V256H93V253H94V255L96 254L95 252H94ZM106 250H107V252H106ZM138 252V254L139 253H141V256H139L138 257V255L136 256V254L134 255V254H132L133 252ZM176 250H181V251H176ZM187 250V251H186ZM5 251V252H6ZM17 250H15L14 252L16 253V254H18L17 252H16ZM24 250H22V252H23ZM25 251H26V249H25ZM26 251V252H27ZM52 251V250H51ZM53 251V252H54ZM144 251V250H143ZM159 251H161L160 253L162 254H160L159 253ZM173 251V252H172ZM174 251H176V252H174ZM245 251V252H244ZM2 252V255L4 254ZM9 252V251H8ZM8 252H6L7 254H8ZM26 252H25V254H26ZM50 252V253H49ZM52 252V253H53ZM63 251H61V250H59V253L57 252L56 254V256L58 257V258H60L61 260H62V258H61V256L63 257V255H61V256H58V254H60V253H62ZM76 252V253H77ZM93 252V253H92ZM135 252V253H136ZM151 252H149V250H148V254H146V256H148V257H151V255H150V253ZM163 252H164V254H163ZM178 252V254L179 255H174V253L176 254ZM206 252L208 253L207 255H205L206 254ZM5 253V254H6ZM11 253V252H10ZM21 253V252H20ZM19 253V254H20ZM88 253V254H87ZM92 253V254H91ZM101 253H102V255H101ZM173 253V254H172ZM181 253H183V256H182V254ZM240 253V254H239ZM7 254H6V256H7ZM16 254H14L15 256H16ZM19 254L17 255V257L19 258ZM23 254H24V252H23ZM36 254V253H35ZM49 254H51V255H49ZM66 254V253H65ZM89 254L90 255H92L91 257L89 256ZM144 254V253H143ZM152 254V253H151ZM181 254V255H180ZM197 254H199V255H197ZM200 254H201V256H200ZM236 254L239 256H237V258H236ZM241 254H245V255H243L244 257L246 256V261H245V259H244V257L243 256H241ZM1 255V253H0V256H2ZM22 255V254H21ZM37 255V254H36ZM66 255H68V254H66ZM174 255V256H173ZM186 255H185V257H186ZM9 256V255H8ZM11 256V255H10ZM9 256V258H11V257H13V255L10 257ZM14 256V257H15ZM25 256V255H24ZM50 256V257H49ZM68 256V257H69ZM74 256V255H73ZM78 256V255H77ZM152 256V257H153ZM168 256V257H169ZM199 256V257H198ZM213 256V257H212ZM218 256V257H217ZM221 258H220V257ZM22 257V260L24 259V257L23 256H20V258ZM28 257V258H29ZM33 257V256H32ZM38 257V256H37ZM36 256H35V260L37 261V263H38V261H39V259L40 260H43L44 259V257H43V259H41L40 257L39 258H37ZM81 257H79V258H81ZM241 257V259H238V258H240ZM243 257V258H242ZM5 258V260H8V263L7 264H9V260H11V262H10V264H14L15 262H13V261H15L16 259H17V261L16 262H21L22 260H20V258L18 259V258H15L14 260H13V258L12 259H9V258H7V257H4ZM31 258V257H30ZM38 260H37V259ZM74 258V257H73ZM78 258V257H77ZM81 258V259H82ZM83 258V259H84ZM84 259V260H88V261H85V262H89V260L90 259ZM143 258L145 259L146 257H144V255L142 256V260H143ZM154 258V260L156 259V256L155 257H153ZM159 258V257H158ZM173 258H175V259H173ZM200 258V259H201ZM2 260H0L1 262H2V264H6V263H4L5 262V260H4V262H3V258H1ZM34 259V258H33ZM64 259V258H63ZM72 259V258H71ZM80 259V260H81ZM82 259V260H83ZM138 259H139V261H138ZM172 259L174 260V261H172ZM184 259V260H183ZM214 259V258H213ZM253 259H255L254 261H253ZM13 260V261H12ZM24 260H27V262L29 263V264H35L36 263V261H35V263H34V261L32 260V261H28V259H24ZM29 260H31V259H29ZM57 260H59V259H57L56 258V264H58L57 262ZM66 260V259H65ZM74 260V259H73ZM79 260V259H78ZM77 259H75L74 260V262H75V264H77V261H78ZM148 260V259H147ZM198 260V261H197ZM222 260H220L221 261V264H223L222 262ZM232 260H230L229 262V264H236V262H231ZM238 260H241V262L240 261H238ZM250 260H252V261H250ZM55 261H53L54 262V264H55ZM63 261V260H62ZM100 261V262H101ZM150 261V262H149ZM153 259L151 260H148L147 261V264H155V263H153V262H155V261H153ZM169 261H171V262H169ZM182 261H185V262H182ZM203 261H204V263H203ZM1 262H0V264H1ZM19 262V263H20ZM27 262H23V263H21V264H24V263H26V264H28ZM40 262V261H39ZM49 262V264H52L51 263V260H47V262H44V260L41 262V264H44V263H48ZM63 262H65V264H68V263H70L69 261H67L68 263H66V261H63ZM63 262H61V264H63ZM74 262H72L73 264H74ZM78 262H80V261H78ZM84 262V261H83ZM82 261L80 262V263H83ZM83 263V264H87V263ZM144 262V263H143ZM159 261L157 260L156 261V263H158ZM162 262L160 261L158 264H162ZM18 263V264H19ZM71 263V264H72ZM79 263V264H80ZM90 263V262H89ZM88 263V264H89ZM90 263V264H91ZM191 263V262H190ZM190 263H188V264H190ZM194 263V264H195ZM196 263V264H197ZM40 264V263H39ZM101 264H102V262H101ZM174 264V263H173ZM224 264H226V263H224ZM227 264H228V262H227ZM244 264H247V263H244Z\"/></svg>",
	"mask_w": 264,
	"mask_h": 264
},
{
	"label": "rangeland",
	"instance_id": "374dc122",
	"mask_svg": "<svg viewBox=\"0 0 264 264\" xmlns=\"http://www.w3.org/2000/svg\"><path fill=\"white\" fill-rule=\"evenodd\" d=\"M12 1H13V0H12ZM12 1L9 0V2L7 1V3H5V4H7V5H6L7 7H6L5 4H4V7H6L5 9H7L8 6H9V8L11 7V9H13V7L15 8V6H18V5H19V6H25V7H26V6H33L34 8H38V7H39V9H40L41 7H44L47 3H49V2H47V0H38L37 2H36V0H35V1L32 0L33 2H32L31 0H17V2H16V0H14L16 4H15V5L13 4V6H11V5H9V4L14 3V1H13V2H12ZM18 1H19V4H18ZM27 1H28V2H27ZM29 1H30V2H29ZM44 1L47 2V3H45ZM48 1H49V0H48ZM54 1H55V0H53V1L51 0V1H50L51 4H52V2H54ZM62 1H64V0H56V2H54V4H52V5H53V8H51V10L54 11V12L57 14V11L54 10V9H56V5L59 4V2H60V5H57V6H58V7H57V10H58V14H57V15L54 14V12L51 13L52 11H50V14H51V15H49V13H48L47 11H46V12L48 13V16H50L51 19L54 18L52 15H54V16L56 17V18L54 19L55 22H56V20H57V21L59 20L60 22H63L64 24L67 22L65 28H66V27H69V28H70V25L67 26V24H68V22L71 23V21H73V20L75 19V16L80 15V16H83V17H84V16H85V13H86V15H87V12H86V11H88V10H87L86 8H88L89 5H88V7H87L86 4H90V5H92V6H97V5L100 4V9H98L99 6L96 7V9L93 7L95 10H94L93 8L91 9V10H94V12H95V11H99V13H100L99 15H100V16H101L102 14H104V17H101V18H99L100 16L98 17V15H97L98 18H97V17H94V20H95V19H98V20L100 19V20H101L102 18H105V19H102V22H101V23H103V21L106 20V19L108 18V21H105L106 23H104L105 26H106V27H105L106 30H105L104 28H102V29H104V30L101 29V30H102V32H101V30H100L101 33L98 31V33H99L100 35L97 34V33L95 32V29H96L97 27H96V26H95V28H94V27H91V24H89V23H91L90 20H91V19L93 20V16H94V15L96 16V13H97V12H95L94 15H93V13H92V15H91V13H90V17H89L90 19L88 18L89 15H88V16H85V18H83V19H82V17H78V19H77V17H76V19H77L78 21H79V20H80V21H81V20L83 21V22H81V24H80V23H77V22L75 21L76 19H75L73 22H76L75 24H78V25H76V26H79V28H80V25H82L83 27L86 26L85 28H89V29H87V31L89 30L88 33L90 32V28H91V32H90V33L92 34V36H93V34H94V33H92V31L96 33V34H94V35H95L94 37H96V36L99 37V36H100L99 39H98V41H97V44H98L99 40H101L100 38H101V36L103 35V33L105 34V33L110 29L111 32H110V30H109V31H108L109 33H107L108 35L105 34V35H103V36H105V37L108 36L107 39L111 36L112 39L109 38L108 40H109V41H113V42H112V43H111V42L109 43V41H108L106 38L104 39V37H103V39H102L103 41H104V40H107V41H108L107 43L105 42V43L107 44L106 46H108V47H106V46L104 47L105 44H103V46H102V45H101L102 43L99 42L101 46L98 44L100 47H99V48H95L94 46L98 47L97 44H95V45L93 46L92 43L88 42V43H90V44L93 46V48H92L88 43H86V42H87V41H86V38H87V37H88V38L92 37V36H90L91 34L84 33V32H82V30H80V29L77 27V28L79 29L78 31H81V33L88 34L87 36L84 35V36H86V37L82 36L81 33H78L77 28H75L76 26L74 27L73 22H72L73 26H72V25H71V26H72V28L74 27V29H76V30L73 29V30L75 31V33H73V32H74L73 30H72V31L70 30V29H72V28H70V29H65V28H63V27H64V24L62 25V23H59L58 25H61V28L58 26V27L56 28L57 31L54 30V29H51V30H52L51 33L53 34V36L51 35L50 31H48V32H49V35H51L52 38H54L55 35L60 34L59 37L57 36L56 45H57L58 43L61 44V45H62L63 43H65L64 41H61V40H63V39L65 40V38H66L67 40H68V39L70 40V38H72V36H70V35H72V33H73V36H74L73 39L76 38V40H73V41H74V43H77V47H75L76 45L74 46V43H70V42H73L72 40H70V42L67 41V40H65V41L67 42V43H65V46L67 47V44L70 43V44H73V45H72L73 48H75L76 50L78 49V50L75 51L74 49L70 48L71 46H69V44H68V46H69L68 48H70V49H68V48H66V49L70 50V51H68L69 53H70V52L72 53L73 51H75L74 53H77L79 50H80L81 53H82L83 51H82L81 48H83V45H84V49H85L84 51H86V49H87V51H88V50H89V49H88V46L85 48L86 44H88V45L90 46V50L92 51V52H91V51L89 50L90 52H88V53H87V51H86L85 53H86L87 55H84V54H83L84 52L82 53L83 55H82L81 53L78 55V53H79V52H78L77 55H76V54L74 55V56H77L76 58H75V57L72 58L74 53H72V54L70 53L71 55H68L69 53H67V50H66L65 53L63 52V54H62V51H61V50H64V48H65V46H63L64 44H63L61 47H60V45H59V46L57 45V46H58V49L61 48L60 50H58V49H57V46H55V44H54V42H53V39L51 40V41L53 42L52 44H51V41L48 39V37L51 39V36H45V37H43L44 35H48V32L45 33L44 35H43V34L41 35V36L44 38V39L42 38V40H41L40 37H39V36H40V33H39V36H38V35H35L36 32H35V33L33 32V31H35V30H38V29L41 27V25H40L41 23H40V22L43 21V20H44V22H43L42 24H46V23H47V25L49 24V27H50V25H51V24H50V23L52 22L51 19L49 18L50 21H49V22H46V21L49 20V19L45 20L46 18H48V17H47V13L44 11L45 9H42V10H41L42 15L45 14V15H43V17L45 16V18H44V19L42 18L43 20H41L40 22H39V21H37V22L35 21V20H37V19H39V18H34L35 20H33V17H30L31 20H33V22L35 21L36 23H33V22L30 23L31 20H29V21H28V24H29V25L26 26V25H27V19H26L25 21H21V20H20V21H21V24L23 25V22H24L25 26L27 27L26 32L29 31V34L34 35L33 37H32L31 35H30L31 37L27 36V37H28V40H30V42L27 41V40L25 39V40L28 42L27 46L30 47V50H32V48H33L34 46H30L29 43L31 44L32 39H33L34 37H35V39H33V40H35V41H36V39L39 37L38 39L41 40V41H40V40L37 39L39 42L45 41V40L47 39V41H49V43H50L51 45H54L55 47H54V46H51V45L49 46V45L47 44V46L51 47V48H50L51 50H50V49H48V47L45 46L43 43H39L40 45H39L38 43H36V44H38L37 47H38V46L41 47V46L44 45L45 47H47L46 51L49 50V51H51V52H52V48L54 47V48H56L57 51H60L61 54H60L59 52H57V53L55 52V54H54V51H53V56H52V57H53L54 59H47L46 61H43V60L41 59V60L39 61L38 58H40V56L44 57V60H45L47 57L49 58L48 55L51 56V52L47 55L46 53H48L49 51H48V52H45V49L43 48V47H44V46H43L42 48L44 49V51H43V49H42V51H43V53H44V52H45V53H44V54H41L42 51L40 50V51H38V53H39V54H38L37 51H36V49L38 50V49H40V48H36V47H34V48H36V49H33L34 51H36V52H34L35 55H33V54L30 53V52H29V53H30V55L32 54V58L35 57V59L37 58L38 60H37V59H36V60H34V59L32 60V58H29V57H31V56L29 55V53H28V51H30V50H29V48H27V46H26V43H27V42H25V40L22 41L23 43L21 42L23 45H21V44L18 43V42L16 43V45L18 44L17 46H19V45L21 46V47H18L17 49L20 50V48H22V46H24V47H23V51L25 52V54H26V52H27V54H28V58H26V57H27V54L25 55L24 52L21 54V52H19V51L17 50V51L19 52L18 55H21V59H22V55H23V54L26 56V57L24 56V57H25L24 59H25V60L28 59V60L24 61L23 63L21 62L20 65H19V62H18L19 60H17V59L19 58V56L16 55L17 52H15V53H16L15 55H16L17 57L14 56V55H11V54L14 53V51H13L12 53H10L11 56H9V54H8V56H7V54H2V53H0L1 56H2V55H4V57L6 56L5 58L2 56V57L5 59V60H4V59L2 58V59H3V62H4V61H5V62L7 61V62L10 63V65H9V63H8L9 67H8V65H5L7 68H6L5 66H4V67L1 66L2 70L0 69V74H1V73H5V72H9V71L14 72L15 70H16L15 73L18 72L17 74L22 73V71L27 70V69H29V68H31V67L33 66V61H35V62L38 64L39 71H42V72H40V74H39L40 77H41V78H40L41 80H40V79H39V81L37 80V83H38V82H41V81H43V83H46V84L49 83L50 80H49V82H47L48 79L45 77L47 80H43L44 77L42 78V76H43V73H44V72L47 73L46 71L51 70V69L53 70L54 68H56L55 70H56V71L58 70L57 72H60V73H64L66 70H67V71L69 70V71L71 72L70 76H74V75H75L74 72H76V74H77V73L79 74V76H78L79 78H77V76H76V80H75V81L73 80V79H75V77H74L72 80H70V81H67L68 79L66 80V82H68V83L71 82V81H74V83H72L71 85H72V86L74 85L75 87H74V86L72 87L71 85H70V86H71L72 88H75V89L77 88V89L74 90V89H72V88L69 86V87L71 88V91H70V90H69V91H70V92H73V95H74L76 98H75V97L72 95V93H71V96H69V98H71V100H70V99L68 100V102H69V101H71V102H69L70 104H69L68 108H67V106L65 105L66 102H67V100H66L67 98H65L66 101H64V103L62 102V105H61V106H64V105L66 106V107H64V109L66 108V110H62L63 108L61 109V111H65V112H64V113L61 112V113H63L62 115H61V114H57V112L60 113V111H56V110H57L58 108L60 109V107H58V108L55 107V111H56L57 116L54 117V116H55V114H54L55 112L53 113L54 110L51 111V109H52L54 106H52V108H50V109L47 108V110H48L49 112L51 111V114H52V113L54 114V116H53V114H52L53 118L51 119V121H52V120H53V121H56V120H57L58 122H55V123H53V122H51V121H50V123L48 122L49 119H50V116H49V119H48V118H47L48 115H46V114H49V115H51V114L48 113V111H45V112H46V114H45V112H44L43 110L45 109L46 106H44V109H43V107H42V109H38V110H40L39 113H38V115H39V116H42L43 114H45V118L48 119V121L43 120V117H44V115H43V117L41 118V119L43 120V122H41V121H42L41 119H39V121H40L41 123L38 122L40 125H39V124H36V122L38 121V120H37L38 118L35 119V118L38 116L37 113H36V114L34 113V116L37 115V116H35V117H34L32 114H29V116L25 115L24 113H26V112H25L24 110H25L26 107H22V109H24V110H23L24 113H23V111H22L21 109H19V110L17 111V113L19 112L20 115H21V113L23 114L22 116H20V117H22L21 119H23V120H24V118H25L26 116L29 117V119H31V118L33 117V119L36 120L35 123L33 124V125L36 124L35 127H34L32 124H29V123L31 122L30 120H28V121L25 120L24 123H22L23 120H22V122H18V121H21V120H20V117H19V120L15 121V122L13 123V125L15 126V127H14V126H13V127H14L15 129L17 128V129H16L17 131H16V130L14 131V132L17 134V136H18V135L20 136L19 133H22V132H23V135L20 136V137H22L21 139H20L19 137H17L16 134H12L13 136H10V135L8 134V132H5V133H6V135H5L4 131H5V128L9 125V124H8L9 122H8V123H7V122L2 123V124H4V125H5V123H7V126H4V125H3V127H2L1 124H0V127H1L0 132H2V134L4 133V135H5V136H4L5 138H4V137L2 138V137L0 136V138H1L2 140H5L6 137L9 138V139H10V137H11V139H12V137H13V139H14V137H16V138L14 139V140H15L14 142H16V140H17V142L14 143V144L16 145V147H17V146L22 147V146L25 145V146L22 147L20 150H19L20 147H17V149H18V150H17V149H15L16 147H14V144H11V143H10V145H9L8 142H10L11 140H5L6 142L8 141V142H7L8 144H6L4 141H3V142H0V143H1V145H0V146H1L0 149L3 148V149L1 150L2 153H0V154H1V155H0V156H1V157H0V174H2L1 172L7 170V167H9V165L11 166V164H15V163H16V164H19V163H20L19 165H21V163H22L21 166H23V164H25V166H28L27 168L29 169V170H28L26 167H25L26 169H25V168H22V167L20 168V166H19V167L17 166V168H14L13 170L16 171V170L19 168L22 172L18 169L19 171L15 172V173L13 174L10 170H8V171H7L8 173L3 172V174L0 175V180H1V181H0V184H1V185H0V217H5V218H6V216H10V218H12V219L15 220V221H14V220L11 219L10 222H12V221L15 222V223L12 222L13 224H12V223L10 224V223L7 222V223L10 225V227H8V229H7L8 224L5 225V226L3 225V224H6V222H5V223L2 222V225H0V237H1L0 240L2 241V242L0 241V248H1V249H2V248L4 249V252H3V250H0L1 255H2V252L4 253L2 256H0V260H2L1 258H3V262H4V260H5L4 257L9 258L10 255H11V256L13 255V257L10 256L11 258H9V259H12V258H13V260H14L15 258H18L17 255H18L20 252H21V253L19 254V258H20V256H23L24 259H28L29 262L33 260L34 263H35V261H36V260H35V256H36V257L38 256L37 258L40 257L41 259H43V257H44L45 255H44L43 257H41L42 255L39 256V255H40L39 253H40L41 251H39V252H37V251L35 252V251H34L33 255H30L31 258L29 257V254H28V256H26L27 253H30V252H31V251L29 252L30 248L33 249V247H34L35 245L40 244L38 241H40L41 243L43 242V241L39 240L40 238H41L42 240H43V238H45V240H44L43 243H45V244L47 243V241H48L49 238L42 237L43 234H44V236L46 235V236H48V237H50V236L53 237L51 233H49V234H51V235H47V233H46V231H49V230H47V228H46V227H48V226H47L48 224H46V223L44 222V221L47 219V218H45L47 215H46L45 217H43L42 214H47V213H48V218H51V220H52L53 216H55V215H59V214H60V213H59L60 210H58V209H60L61 205L59 206L58 203H59L60 201L63 202V201L61 200L62 198H61V196H60L61 199H60V198H59V199L57 198V200H58L59 202H58L56 199H54V201H55V200L57 201V202L54 203V202H53V198L51 199V197L56 196V195H54V194H56V193L58 192L59 189H61V190H59L58 193H59V194H62L64 191H67V192H65V193H68V190L71 191V189L74 188V186H73L71 189H68V188H70V187L67 186V185H69L70 182H71V183H70V186H71V185H72V182H73V181H71L72 179H70L71 176H69V175L71 174V173H70V168H69V173H70V174L68 173V175H66L67 172L65 171V170H68L67 167H71V164H70L69 166H66V164H65V166H66L67 169L65 168V166H63L65 169L61 168V166H58V165L60 164L61 160H62L61 164L63 163V165H64V163L66 162L65 160L67 159L66 157L63 158L64 153H65L66 151H65L64 153H62V151H64V150L69 151V150H70V149H69V147H71L70 145H72L73 140L75 141V134L79 137V133L76 131V128H80V127H82L81 130L79 129V132L82 131V130L88 129V132H89V131L91 132L90 135L92 134L91 137H87V136L89 135V133L85 131L86 134H83V135H84V136L82 135L83 137L80 135L82 138L79 137V141H80L81 139H84V138H86V139L88 138V139H87L88 141H85L86 139L84 140L85 142H89V141H90V142L88 143L89 148H88L87 144H85L84 141H83V144H85V145L87 146V147H86V146L84 145V148H85V147L88 148V149H87L88 151H87L86 153H84V152H85L84 149H83L81 146H80V147H77V145H76L75 142H74V143H75L76 146L71 147V149H73V151H75L74 148H76L77 151H78V150L81 151V154H80L79 152L76 151L78 154L81 155V157H82L84 154H86V155H91V154H93L92 152H95V153H96V150L94 151V149H92V152H90V151H91L90 147H91L92 145L95 144V146H92V147H94L95 149H97L98 147H96V145L101 144V146H103V148H106V147H107L106 149H107V150L109 149L108 151L110 152V150H111L110 148H111V147L109 148V145L111 144V142H110V140H108L109 143H110V144H109L108 141H107V137L104 136V135H105L107 132H108L107 134H109V131L112 130V129L116 126L114 123L117 124V121H118L117 118H118L119 116L116 118V115H118V114H117V110H118V106H117V105L119 104L120 107H121V103H122V101H121V98H120V101H121V102L119 101V102L116 104V103H115L116 101L113 100V99H117V100H118V98H115V96L118 94V91H119L120 86L123 85V84H125V81H123V82L120 81V82H121V83H120L119 80H120V79H125L126 76H127L126 79H128V75H126V76H124V78H123L122 76H120V79L118 80V78H119V74H120L119 69L121 70V68H119V67L121 66V67H122V70H123V67H124V70H126V69L129 70V71L126 70L127 73L129 72V73L132 74V72H133L132 69H134V66H135V63L133 62V61H135V60H133L134 57H133L132 55H133L134 53H136L135 51H139V52L137 53V55L135 54V57H137V56H142L141 53H142V51H143V53H144L143 56L145 55L144 57L142 56V58H143V60H144L143 62H145V60L147 61L151 56H153V55L155 56V55H156V52H157V49H158V48L155 47L156 45H158V47H159V49H158V52H159V53H161V50H163V52H164L166 49H167V50H166V53H165V54H167V51H168V53H170V50L172 49V48H169V47H170V46H169L170 44H171V47H173V50H171V51H175V49H177V48H175L176 45H175V47H174V44H175L176 42H177V43H180V41L178 42L177 40H174V36L178 39V37L176 36V33L173 35V33H171L172 30H171V32L169 31L170 29H172L171 27L173 26V24H170V23H171L170 21H172V18H173L174 21H175V19H177V17L179 18V16H180L181 14H184V11H185V14H188V12H189V14H190V16H191V15L193 14L192 11H191L192 8H193V9H194L193 12H195V13L193 14V17H194V18L191 17V18H193V19H191V21H192L191 23H193V21L196 20L195 23H197V25L200 27L201 24L198 23V20H199V22H200V21L203 19V20H202L203 22H200V23H203L204 25L207 24L206 26H208V24H211V25H209V26L212 27V26L214 25L213 22L215 21L214 18H213V15L215 16V14L217 15L218 12L220 13V10H218V8H219V9H222V7H223V11H224L228 6H230V7H229V9H230V8H231V4H232V5L236 6V7H237V6H238V7H237V9H236L234 6H232V8L234 9V10H233L234 12L232 11V8H231V10H229V9L227 8V9L230 11L231 15H228V14H227L226 17L228 18V16H229V17L232 16V18L234 19V21H236V25L234 26L235 23L232 21L233 19H232L231 17L229 18V19H230V21H229V19H227V18L225 17V15H223V13L226 14V12L229 13V11L225 10V12H223V11L221 10L223 13L218 14V15H219V16L222 15V17H218V18H217L218 15L215 16V19H216V22H218L217 24H218L219 28H220V26L222 25L221 22L224 21V20H223V19H224L223 16H224V17L228 20V21L226 22V25H227L229 22L232 21V25L236 28V32H238V31H242V29H243L244 26H245V25L242 24V23L244 22L243 20L246 19V21L249 22V23H246V21H245V24H246L247 27H245V28L243 29L244 32H245L244 35H246V34L249 33L250 36H251V35H254V33H255L256 31H257V33H259V31H263V30H264V29H263V28H264L263 26H262V29H263V30H260L261 25H259L260 22H261V24L264 23V20H263V19H264V14H263V13H264V0H96L95 2H93V0H92V1H90V0H82L83 3H84V1L86 2V4H85L84 7H83V8L86 9V11L84 12L85 9L82 10V8H81V10H82V12H83V15H82V14H80V13H81V10H80V9L78 10V11H79V12H78V11H75V8H74V11H75L76 13H73V14H74L75 16L71 13V11H72V7H73V3H74V7H77V6H78L77 4H79L80 1L78 0L79 3H78V2L76 3L75 0H74V2H72L73 0H72V1H71V0H70V1H69V0H65V2L67 3V5H65V3L63 2L65 6L63 5V3H61ZM76 1H77V0H76ZM89 1H90V2H89ZM231 1H233V2H232V3H229V2H231ZM235 1H236V3H235ZM237 1H238V2H237ZM11 2H12V3H11ZM26 2L28 3V5L26 4ZM68 2H69V3H68ZM70 2H72V4H70ZM87 2H88V3H87ZM97 2H98V4H97ZM8 3H9V4H8ZM23 3H25V4H23ZM29 3H30V4H29ZM32 3H33V4H32ZM37 3H38L39 5H38ZM41 3H42V4H41ZM56 3H57V4H56ZM83 3H80L81 6H82ZM91 3H92V4H91ZM95 3H96V4H95ZM233 3H234V4H233ZM17 4H18V5H17ZM55 4H56V5H55ZM75 4H76V6H75ZM36 5H37V6H36ZM52 5H51V6H52ZM54 5H55V6H54ZM61 5L64 6L63 9H62V8H61V9H58V8L62 7ZM71 5H72V7H71ZM102 5H103V6H102ZM19 6H18V8H20V11H21V7H19ZM35 6H36V7H35ZM79 6H80V5H79ZM79 6H78V7H79ZM85 6H86V7H85ZM92 6H91V7H92ZM101 6H102L103 8H101ZM220 6H222V7L220 8ZM54 7H55V8H54ZM124 7H125V8H126V7H129V8H126V9H125V10H128V9H129V10H128L129 13L126 14V12H128V11H126V12L123 11V10H124ZM185 7H188V8H185ZM189 7H190L191 9H190ZM225 7H226V8H225ZM9 8H8V11H9ZM18 8L16 7V10H15V11H14V9H13V11H14L15 13H14V14H11L12 16H9L10 18L13 17V18H11L12 20L7 19V18H6V19H7V20H10V22H13V19H16V18H17V20H18V19H19V15H18V17H17V16H16V15H17L16 13L20 14V18H22V15L26 14L27 11H26V9H23L24 12H25V11H26V12H25V13L23 12V14H22V12L20 13V11H19ZM28 8H30V7H28ZM28 8H27V9H28ZM64 8H67V10H70V9H71V11H70V12L68 11V12H69V14H70V13L72 14V16L74 17V19H71V17H69L70 15H68L67 10L63 12ZM69 8H70V9H69ZM179 8H181V10H180ZM208 8H212V10H213V8H214V10L216 9V10H218V11L215 10L214 12L211 13L212 10L209 9L210 11H208V12H210V13H207V10H206V9H208ZM11 9H10V10H11ZM17 9H18V11H17ZM88 9H89V8H88ZM97 9H98V10H97ZM178 9L180 10V13H179V11H176V10H178ZM189 9H190V11H189ZM196 9H197V10H196ZM30 10H31V9H29L28 11H30ZM36 10H37V9H36ZM60 10H62V11H61V12H63L62 14L65 13V17H66V14L68 15V16L66 17V19H65V17H64V18H60V16L63 17V15L61 14ZM76 10H77V9H76ZM89 10H90V9H89ZM186 10H187V11H186ZM199 10H200V11H199ZM236 10H237V11H236ZM5 11L7 12V10H5ZM34 11H35V10H34ZM37 11H38V10H37ZM37 11L34 12L33 14H35V13H39V12H40V10H39L38 12H37ZM43 11H44L45 13H44ZM122 11H123V12H122ZM181 11H183V12H181ZM201 11H202V13H201ZM205 11H206V12H205ZM31 12H33V11L31 10ZM59 12H60V13H59ZM90 12H91V11H90ZM92 12H93V11H92ZM124 12H125V13H124ZM177 12L179 13L178 15H177ZM215 12H216V13H215ZM246 12H247V13H246ZM254 12H255V14H254ZM7 13H8V12H7ZM9 13H13V12L10 11ZM9 13L7 14V16L9 15ZM77 13H78V15H77ZM174 13H176L177 17H175L176 15H174ZM232 13H234V14L232 15ZM249 13H250V14H249ZM252 13H253L254 15H253ZM21 14H22V15H21ZM39 14H41V13H39ZM59 14H60V16H59ZM88 14H89V11H88ZM189 14H188V15H189ZM195 14H196L197 16H196ZM200 14H202L203 16L200 15ZM246 14H247V15H246ZM2 15H4V17H6V13H5V14H2ZM105 15L107 16V18L105 17ZM173 15H174V16H173ZM205 15H208V16H205ZM235 15H236V16H235ZM245 15H246L247 18H249V19H247L246 17H243V19H242V16H245ZM248 15H251V17L248 16ZM255 15H256L257 17H256ZM91 16H92V18H91ZM102 16H103V15H102ZM183 16H184V15H181V18H180V19H183L182 21H184V23H185L186 20H184V18H185L186 16H185L184 18H183ZM190 16H189V18H190ZM209 16H210V17H209ZM254 16H255L256 18H255ZM4 17H1V15H0V18H1V19H3ZM9 17H8V18H9ZM14 17H15V18H14ZM35 17H37V16H35ZM86 17H87V20H88L89 22L87 21L88 23L84 24V23L86 22V21L84 20V19H86ZM187 17H188V16H187ZM187 17H186V19H187V21H188L189 18H187ZM196 17H197V18H196ZM203 17H204V18H203ZM206 17H207V21H208V23L205 24L204 21L206 20ZM211 17H212L213 20L211 19ZM252 17H253V19H252ZM23 18H25V15L23 16ZM30 18H29V19H30ZM59 18H60V19H59ZM195 18H196V19H195ZM208 18H209L210 20H209ZM221 18H222V19H221ZM259 18H260V21L258 20ZM1 19H0L1 33H3L2 35L4 36V32H5V31L2 32V31L4 30L3 28H4L6 25H10L11 23H10L9 21L7 22V21H3V20H1ZM40 19H41V18H40ZM63 19H64V20H63ZM219 19H220L221 21H220ZM226 19H225V20H226ZM240 19H241V20H240ZM251 19H252V20H251ZM4 20H5V19H4ZM23 20H24V19H23ZM52 20H53V19H52ZM62 20H63V21H62ZM94 20H93L92 22H94ZM100 20H99V21H100ZM211 20H212V22H210ZM217 20H218V21H217ZM250 20H251V21H250ZM14 21L16 22V25H12V26H15V27H16V26L19 24V23H18L19 21H16V20H14ZM59 21H58V22H59ZM64 21H66V22H64ZM187 21H186V23H187ZM207 21H206V22H207ZM219 21H220L221 25H219ZM4 22H5V23H4ZM15 22H14V23H15ZM25 22H26V23H25ZM45 22H46V23H45ZM55 22L52 23L53 26L51 25V27H54V26L56 25ZM189 22H190V21H189ZM209 22H210V23H209ZM224 22H225V21H224ZM224 22H223V25H222L221 27H222V29H224V31H225L226 29H228V32H227V30L225 31L227 34H224V36L227 37V36H228V33H229V29L231 30V28H229L230 25L225 26ZM240 22H241V24L244 25V26H243V28H241V29L239 30V27H242V26H241V24H240V26H239V25L237 26V23L239 24ZM6 23H8V24H6ZM14 23H12V24H14ZM39 23H40V24H39ZM94 23H95V25H96V23H98V21H95ZM172 23H173V21H172ZM182 23H183V22H182ZM191 23H187V26H191V25H192ZM212 23H213V24H212ZM1 24H2V25H1ZM54 24H55V25H54ZM79 24H80V25H79ZM88 24H89V25H88ZM98 24H100V23H98ZM174 24H175V23H174ZM189 24H191V25H189ZM203 24L201 25L200 28L197 26V28H198V29H197V28H196V25L193 23L192 27H194V25H195V28H196L197 30H201V28H203ZM230 24H231V23H230ZM247 24H250V28H248L249 25H247ZM255 24H256V25H255ZM257 24H258V25H257ZM4 25H5V26H4ZM19 25H20V24H19ZM19 25H18V26H19ZM39 25H40V26H39ZM92 25H93V24H92ZM100 25H102V24H100ZM100 25H99V27H100ZM232 25H231V26H232ZM253 25H254L255 27H253ZM262 25H264V24H262ZM10 26H11V25H10ZM12 26L9 27V28L11 29ZM25 26H24V27H25ZM29 26H31L32 28H34V27H38V28H34L35 30L31 28L32 30H31V29L29 30ZM33 26H34V27H33ZM62 26H63V27H62ZM82 26H81V28L84 30L85 28H83ZM87 26H89V27H87ZM151 26L154 27V28H153L154 30L157 29V30H155V31H158V29H159V30H161V32H163L164 30H168V31L170 32L171 38H170V35H167V34H166V33H169V32H167V31H164L163 34H162L161 32H158L159 34L165 35V38H166V39H165L163 36H162V38H164V40H165L167 43H166L164 40H163L162 42H165V43H162V42L159 43V41L162 40L160 37H159V38L154 37V39H153V36H156V35L159 36V34H156L155 31H152L153 29H150ZM209 26H208V28H209ZM216 26H217V25H216ZM231 26H230V27H231ZM49 27H48V28H49ZM101 27H104V26L102 25ZM101 27H100V28H101ZM149 27H150V28H149ZM158 27H159V28H158ZM169 27H170V28H169ZM185 27H186V25H185ZM226 27H227V28H226ZM237 27H238V28H237ZM5 28H6L5 30H6L7 32H9V31H8L9 28H7V26H6ZM17 28H18V27H16L15 29H17ZM22 28H23V27H22ZM22 28H21V25H20L18 29H19V30H20V29L22 30ZM107 28H109V29L107 30ZM143 28H144V29H143ZM147 28L150 29L151 32H154L155 35H153L154 33H153V34L150 33L149 30H148ZM189 28H191V27H189ZM195 28H194V29H195ZM205 28H206V30H208L207 27H205ZM205 28H204V29H205ZM225 28H226V29H225ZM235 28H234V30H235ZM2 29H3V30H2ZM7 29H8V30H7ZM15 29H14V27H13V29H12L11 31L13 32V30L15 31ZM18 29H17V30H18ZM61 29H62V30L65 29L66 31H67V30H68V31L70 30V33L67 32V34L69 33L70 35L67 36L66 31H65V30L62 31ZM92 29H93V30H92ZM113 29H114V30H113ZM145 29L148 30V31H145ZM209 29H210V28H209ZM222 29H221V28L219 29V32H220V33H221V30H222ZM237 29H238V31H237ZM246 29H247V31H246ZM250 29H251V30H250ZM53 30L56 31V32H53ZM85 30H86V29H85ZM97 30H99V28H97L96 31H97ZM248 30H249L250 32H248ZM252 30H254L255 32H252ZM11 31H10V33H11ZM23 31H24V30H23ZM30 31H31V32H30ZM38 31H39V30H38ZM38 31H37V32H38ZM87 31H86V32H87ZM143 31H144L145 33L147 32V34L150 33V35H149V34H148V35L146 34V35H147V38H148V36H151V37H152V38H151V37L148 38V46L150 45L149 42H152V43L154 42V41H151V40H155V38L158 39L157 44H156V42H154L153 44H151L153 48H152L151 46H149V47H150V50H153V51H151V52H149L150 50L147 51V52L150 53V56H148V57L146 56L147 54H145V52H146V48L148 47L147 44H146L147 42H146V43L144 42V41H146L147 38L144 37V32H143ZM208 31H209V30H208ZM7 32H6V33H7ZM32 32H33V33H32ZM45 32H46V31H45ZM140 32H143V34H140ZM198 32H200V31H198ZM201 32H202V30H201ZM225 32H222V33H225ZM246 32H247V33H246ZM1 33H0V34H1ZM10 33H7V35L10 34ZM116 33H117V34H116ZM251 33H252V34H251ZM257 33H255V35H256ZM26 34H28V33H26ZM80 34H81L82 38L84 37V39H85V42H84V39L82 40V41H83V43L81 42L82 44H81L79 41H78V42H79L80 44L77 42V40L80 39V38L77 39L78 37H80V36H79ZM101 34H102V35H101ZM139 34L142 35L143 39L141 38V36H140ZM261 34H262V37H261V38H264V36H263L264 34H263L262 32H261ZM261 34H259V35H261ZM61 35H62V36H61ZM64 35H66V36H64ZM76 35H77V37H75ZM198 35H199V33H198ZM220 35H221V34H220ZM3 36H1V37H3ZM36 36H37V37H36ZM63 36H64V37H63ZM69 36H70V37H69ZM89 36H90V37H89ZM168 36H169V38H170V39H169V40H170V41H169L170 44L168 43V39H167ZM201 36H202V35H201ZM217 36H219V34H218ZM247 36H248V35H247ZM27 37H26V38H27ZM46 37H47V38H46ZM60 37H62V38L60 39ZM68 37H69V38H68ZM172 37H173V39H172ZM220 37H221V36H220ZM220 37H219V38H220ZM222 37H223V36H222ZM252 37H253V36H252ZM4 38H5V37H4ZM7 38H9L8 40H9V42H10V37L8 36V37H6L5 39H7ZM29 38H30V39H29ZM55 38H56V37H55ZM58 38H59V40H58ZM82 38H81V39H82ZM115 38H116V39H115ZM144 38H145V40H144ZM247 38H248V37H247ZM13 39H14V38H13ZM13 39L11 38V44L14 43V42H16V40L12 41ZM93 39H94V38H92V40H93ZM113 39H114V40H113ZM150 39H151V40H150ZM160 39H161V40H160ZM171 39H172V40H171ZM215 39H217V38H215ZM215 39H212L213 41L211 40V43H210V42L207 43V42L202 41L203 44H201V47H202L204 50H202L201 47H200V49L202 50V52H201L200 50H198V52H199L198 55H201V56L203 55L202 57H204V55L208 52L209 49H210V52H211L210 54H213V55H214L213 52H215V55H216V53L220 52V54L218 53V55H223V54H224V53H223V52H224L223 47L221 48L222 51H220L221 49L219 48L220 50H218V52H217L216 48H218L219 46L214 44V43H216V42H214ZM8 40H5V42H7ZM55 40H56V39H54V41H55ZM89 40H91V38H90ZM149 40H150V41H149ZM173 40H174V41H173ZM227 40H228V39H227ZM261 40H262V39H261ZM261 40H260V38H259V39L257 40L258 43H259V41H261ZM2 41H3V40H1V38H0V42H2ZM75 41H76V42H75ZM93 41H95V39H94ZM155 41H156V40H155ZM175 41H176V42H175ZM230 41H231V40H228V42H227L229 45H231L232 43H233V45L235 44V43L232 42V41H231L232 43H230ZM257 41L254 40V42H257ZM263 41H264V40H263ZM5 42H4V46H8V47H9V45H10V47L13 46V45H11L9 42L6 43V45H5ZM91 42H92V41H91ZM128 42H129V43H128ZM172 42H173V43H172ZM212 42H213V44H212ZM254 42H251V43L254 44V48H256V47H255L256 45H257V47H258V44L254 43ZM47 43H48V42H47ZM84 43H86V44H84ZM103 43H104V42H103ZM108 43H109V44H108ZM123 43H124V44H123ZM132 43H133V44H132ZM143 43H144L145 45H144ZM206 43H207V45L210 46V47H207ZM261 43H262V42H261ZM7 44H9V45H7ZM32 44L34 45L35 42L33 41ZM32 44H31V45H32ZM41 44H42V45H41ZM127 44H128L129 47H127ZM155 44H156V45H155ZM159 44H161V45L163 46V48H162L161 45H159ZM163 44H165V45H163ZM209 44H210V45H209ZM248 44L250 45V43H248ZM253 44H252V45H253ZM255 44H256V45H255ZM259 44H260V43H259ZM16 45H15V46H16ZM78 45H79V46L82 45V46H80L81 48H80ZM125 45H126V46H125ZM153 45H155V46H153ZM166 45H167V46H166ZM172 45H173V46H172ZM235 45H236V44H235ZM262 45H264V43H262ZM15 46H14V47H15ZM122 46H123V47H122ZM130 46H131V50H129V49H130ZM145 46H146V47H145ZM168 46H169V47H168ZM205 46H206V47H205ZM216 46H217V47H216ZM2 47H3V46H2ZM31 47H32V48H31ZM62 47H63V48H62ZM101 47H103V48L101 49ZM120 47H121V49H120ZM134 47H136L137 50H133L132 48H134ZM149 47H148V49H149ZM164 47H166V48H164ZM167 47H168L169 49H168ZM213 47H215V50H216V51L213 50V49H214ZM250 47H251V48H250ZM54 48H53V50H55ZM79 48H80V49H79ZM91 48H92V49H91ZM127 48H128V49H127ZM151 48H152V49H151ZM161 48H162V49H161ZM174 48H175V49H174ZM249 48L252 49V50H254L253 46H249ZM13 49H14V48H13ZM15 49H16V48H15ZM99 49L102 50V52H105V51H106L105 54H102L101 51H100ZM117 49H118V50H117ZM134 49H135V48H134ZM139 49H140V50H139ZM148 49H147V50H148ZM160 49H161V50H160ZM207 49H208V50H207ZM211 49H212V50H211ZM0 50H1L0 52H2V48H1V46H0ZM26 50H27V51H26ZM56 50H55V51H56ZM72 50H73V51H72ZM93 50H95V51L98 50V51L95 53ZM122 50H123V51H122ZM126 50H127V51H130L132 55H131L130 53H126ZM141 50H142V51H141ZM154 50H156V52H154ZM206 50H207V51H206ZM225 50H226V49H225ZM248 50H249V49H248ZM15 51H16V50H15ZM20 51H21V50H20ZM64 51H65V50H64ZM99 51H100V52H99ZM144 51H145V52H144ZM176 51L178 52L179 50H176ZM204 51H205V52H204ZM212 51H213V52H212ZM32 52H33V51H32ZM93 52H94V53H93ZM98 52H99L100 57H99V55L97 54ZM107 52H108V53H107ZM114 52H115V56H116V57L111 56V55H114ZM116 52H117V53H116ZM132 52H133V53H132ZM140 52H141V53H140ZM147 52H146V53H147ZM198 52H197V53H198ZM252 52H253V51H251V53H252ZM90 53H91V54H90ZM100 53H101V54H100ZM106 53H107V54H106ZM118 53H119V54H118ZM125 53H126V54H125ZM154 53H155V54H154ZM200 53H201V54H200ZM202 53H203V54H202ZM221 53H222V54H221ZM242 53H244L243 55H247L246 52H239L238 55H241ZM58 54H59V55H58ZM64 54H65V55H64ZM66 54H67V55H66ZM108 54H109V55H108ZM120 54H122L123 56H121ZM127 54H128L129 56H127ZM140 54H141V55H140ZM152 54H153V55H152ZM157 54H158V53H157ZM208 54H209V52L207 53V55H205V57H206V56L209 57L210 54H209V55H208ZM36 55H37V56H36ZM38 55H40V56H38ZM44 55H47L46 58H45ZM54 55H58V56H55V57H57V58L62 57L64 60L62 59V62H61V61H58V60H61V59H57V58H55ZM119 55L121 56V58H122V57H123V58H122V59H121V58L118 59V58H119ZM130 55H131V56H130ZM224 55H225V54H224ZM228 55H229V54H228ZM12 56H13L15 59H13ZM33 56H34V57H33ZM59 56H60V57H59ZM104 56H105V57H104ZM117 56H118V57H117ZM124 56H127V57L129 58V59L127 58V60H130V62L132 61V62L130 63L129 61L127 62V60H126V62H127V63H126L127 67L130 65V68L128 67L129 69H128L127 67H126V69H125V66H126V65L123 64V62H125V61H123V60H125V58H126V57L124 58ZM10 57L12 58V59H11L12 61L9 60ZM52 57H50V58H52ZM97 57L100 58V62H101V63H98V61H97L98 58H97ZM110 57H111V58H110ZM113 57H114V59H113ZM146 57H147V58H146ZM240 57H241V56H239V57L237 56V57H236L237 59L239 58V61L235 62V61H233V60H236V58H232V59H231V60H232L231 62H234L235 64H238V63L241 64L243 61L240 59ZM7 58H9V59H7ZM66 58H67V60L65 61ZM116 58H117V59H116ZM131 58H132V59H131ZM244 58H245V60H246L247 57H244ZM29 59H30V62L28 63ZM197 59H198V58H197ZM219 59H220V58H219ZM228 59H229V60H227L226 58L223 59V60L221 59L223 62H222V61H221V62L218 61V62L221 63V66H223V67H224V64L227 63V64H226L227 67H225V68L219 66V67H220V68H219L220 71H222L224 74H226L227 69H230L232 65H233V66L235 65L234 63H231V62H230V58H228ZM248 59L250 60V57H248ZM248 59H247V60H248ZM13 60H14V61H13ZM49 60H56V61H58V62L55 63V65H54V61H49ZM113 60H114V61H113ZM121 60H122L123 62H121ZM226 60H227V61H226ZM247 60H246V61H247ZM249 60H248V61H249ZM20 61H23V60H20ZM38 61H39V62H38ZM47 61H49L50 63H49V62L47 63ZM95 61H96V62H95ZM115 61H116V62H115ZM119 61H120L121 63H120ZM148 61H149V60H148ZM148 61H147V62H148ZM246 61H245V62H246ZM3 62H2V60H1V63H3ZM7 62H6V63H7ZM12 62H16V64H17V63H18V64L16 65V64H14V63H12ZM26 62H27V63H26ZM41 62H42V63H41ZM43 62H44V63H43ZM147 62L145 63L146 65H147ZM225 62H226V63H225ZM228 62L231 63L232 65L229 66L230 64H228ZM1 63H0V64H1ZM46 63H47V64H46ZM59 63H60V64H59ZM94 63H95L96 65H94ZM114 63H117V65H119V64H123L124 66H122V65L116 66V64H115V67H116L117 69H115V67H114L113 71L115 70L114 73H117V72L119 71V74L116 75L118 78L114 77L115 75H113V74H114V73H113V74H111V75H113V77H110L111 79H109L108 77H109L110 73L107 74V73H108V72L106 71L107 69L105 70L104 68H110V69L112 70V68H113V66H114V65H113ZM118 63H119V64H118ZM48 64H49V65H48ZM50 64H51V65H50ZM52 64H53V65H52ZM92 64H93L94 66H93ZM103 64H104L105 66H103ZM107 64H108V65H107ZM131 64H132V65H131ZM244 64H245V63H244ZM244 64L242 63L241 65H239V64H238V65H239L241 68H243V66H245ZM3 65H4V64H3ZM15 65H16V66H15ZM28 65H29V66H28ZM91 65H92V66H91ZM106 65H107V66H106ZM110 65H111V66H110ZM112 65H113V66H112ZM133 65H134V66H133ZM149 65H151V64H149ZM161 65L163 66V69H164V67H166V66L163 65V64H161ZM226 65H225V66H226ZM242 65H243V66H242ZM25 66H26V67H25ZM30 66H31V67H30ZM55 66H57V67H55ZM89 66H90V67H89ZM100 66H102L103 68L100 67ZM109 66H110V67H109ZM162 66H161V67H162ZM17 67H18L19 69H18ZM49 67H50V68H49ZM52 67H53V68H52ZM61 67H62V68L66 67L67 69L65 70V68L62 69ZM69 67H70V69H69ZM92 67H93V69H92ZM94 67H95V70H94ZM131 67H132V68H131ZM240 67H238V68H240ZM57 68H60V69H57ZM73 68H74V69H73ZM146 68H147V67H146ZM233 68H235V67H233ZM8 69H9V71H8ZM13 69H15V70H13ZM17 69H18V71H17ZM41 69H42V70H41ZM61 69H62L64 72H63V71L61 72V71H60ZM148 69H149V68H148ZM148 69H147V70H148ZM222 69H223V70H222ZM263 69H264V67H263ZM263 69H262V71H263L262 73H264V70H263ZM12 70H13V71H12ZM74 70H75V71H74ZM92 70H93V72L91 73ZM99 70H103V71H99ZM111 70H110V72H113V71H111ZM117 70H118V71H117ZM122 70H121V71H122ZM130 70H132V71H130ZM164 70H168V72H169V71L171 72V70H169L168 68H165ZM4 71H5V72H4ZM67 71H66V73H70L69 71H68V72H67ZM88 71H90V72H88ZM95 71H97V72H95ZM104 71L107 72V73H106V74H107L106 79H108V80L105 79V80L103 81V76H102V78H101V76H100L99 74L101 73V75H102V73H103ZM217 71H219V70L217 69L216 72H217ZM220 71H219V72H220ZM105 72H104L103 74H105ZM219 72H217V73H219ZM45 73H44V74H45ZM89 73H90V75H89ZM122 73H123V71L121 72V74H122ZM127 73L124 72V75L127 74ZM41 74H42V75H41ZM78 74H77V75H78ZM80 74H81V75H80ZM83 74H85V75H83ZM131 74H130V76H131ZM91 75H93V76H92L93 79L89 77V76H91ZM96 75H99L101 79L99 78V76L97 77ZM111 75H110V76H111ZM122 75H123V74H122ZM178 75H180V74H178ZM84 76H85V77H84ZM87 76H88V77H87ZM94 76H95V77H94ZM130 76H129V78H130ZM230 76H231V75H230ZM259 76H260V75H259ZM121 77H122V78H121ZM240 77H241V76H236V81H238V82L243 81V80H240ZM242 77H243L242 79H244V78L247 77V78H246V80H247L246 82H249V81H248V80L250 79V78H248L249 76H242ZM250 77H251L250 81H252L254 77H253V78H252V76H250ZM81 78H82V79H81ZM84 78H85V79H84ZM104 78H105V77H104ZM114 78H116V80H118V82L120 83V86L118 85L119 83L116 84L117 81H115ZM228 78H230V77L228 76ZM261 78H262V80L260 79V77L257 76V78H255V80H253V82H251V85H252V86H255V82H256V80H257V81H258L257 84H258V86H260L259 84H260V83L262 84L263 81H264V80H263V77H261ZM61 79H62V78L58 79V81H61ZM65 79H66V78H65ZM95 79H96L95 83L97 82V79H98V82H99L100 80H102L101 82H103V84H102V83H100V84L105 85L106 87L108 86L107 88H106V87H105V88H106V89L109 88V89L107 90V91H109V92H108L109 95H110V94H112L113 96L115 95L114 97H113L112 95H110V96H111V99H112V98H113V99H112V100L110 99L111 101L108 100L109 102H108V101H106V102L109 103V104L112 102V104H110L111 106L109 105V106L111 107V109H112V107H114V106L117 107V109L114 107L112 111H111V109L109 110L108 108H110V107L107 106V105H108L107 103H106L107 105H105L106 107H104V108H106V110H108V112H109V111L113 112L111 115H112V116H115V119H113V117H112V118L110 117L111 120H109L110 122L113 120V121H114V122H112L113 124L109 126V123H110V122H106V120H107L106 117H107V116H106V117L103 116L104 119L106 118V120H104L103 117H102V119H99V121H103V125H105L106 123H108V125L106 124V127H105V128H106V133H104V132H105L104 129L102 130V128H104L103 126H102V127H99V126L102 125V122H101V125H100L99 122H98V119H97V117H99V116H97V113H98V112H97V113L94 112V111H96V110L98 109V107H97V106H93V104H94V103L92 104L93 101H91V103H89V102H90L89 99H91V97H92V99H94V98H93L94 96H92V95H90L91 97H90V96H87V97H86V96H82L83 94L87 95L88 92L90 93V91H88V89H89V87L91 88V85H92V88H91L92 90L95 89V88L93 87L94 85H96L97 88H98V86L100 85L98 82H97L98 85L95 84V83H94V85H93V81H94ZM99 79H100V80H99ZM63 80H64V78L62 79V84H63V85L67 84V83H65V81L63 82ZM82 80H83V81H82ZM85 80H86V81H85ZM90 80H91V81H90ZM92 80H93V81H92ZM110 80H114V81H115V82L112 81V84H113V88H114V89L116 88V86L114 87V83H115L116 85L119 86V87L117 86V88H116V89H118V90L115 89L116 92H117L116 94H113L112 91H110L111 88H112V85L109 84V81H110ZM244 80H245V79H244ZM259 80H261L262 82H260ZM44 81H46V82H44ZM58 81H57V83L61 84V82H58ZM254 81H255V82H254ZM83 82H84L85 84H84ZM86 82H87V83H86ZM110 82H111V81H110ZM244 82H245V81H243L241 84H243V85H244V84H245V85L248 84V85H249V83H250V82H249V83H244ZM50 83H51V82H50ZM50 83H49V87L51 86V91H49L50 94H52L51 92L54 93L53 90H54L55 88H58V92H59V94H62L63 92L65 93V94L63 93V95L70 94V93H67V92H69V91L66 92V90L69 89L67 86H66V87H67L68 89L64 90L65 88H61L59 84L54 83V84L57 85V87H55L56 85H52L53 83H51V85H50ZM75 83H76V84H75ZM77 83H78V84H77ZM90 83H92V84H90ZM104 83H106V84H104ZM122 83H123V84H122ZM252 83H253V84H252ZM62 84H61V86H62ZM69 84H70V83H69ZM257 84H256V86H257ZM76 85H78V86H76ZM79 85H80V86H79ZM102 85H100V87H101ZM109 85H110L111 87H110ZM125 85H126V84H125ZM251 85H250V86H251ZM86 86H87V87H86ZM252 86H251V87H252ZM262 86H264V83L262 84ZM53 87H54V88H53ZM62 87H64V86H62ZM100 87H99V89L101 90L102 87H101V88H100ZM30 88H33V89H34L33 86H32V87L30 86ZM52 88H53V89H52ZM87 88H88V89H87ZM97 88H96V89H97ZM103 88H104V87H103ZM105 88H104V89H105ZM113 88H112V89H113ZM121 88H122V87H121ZM121 88H120V90H121ZM36 89H37V88H36ZM59 89H60V90H59ZM62 89H63V91H61ZM91 89H89V90H91ZM104 89H103V91L106 92ZM123 89H124V87H123ZM123 89H122V90H123ZM31 90H32V89H31ZM115 90H113V92H114ZM28 91H30V90H28ZM75 91H76V92H75ZM84 91H86V92L84 93ZM94 91H96V90H94ZM94 91H91V92H94ZM103 91H101V92L104 93ZM61 92H62V93H61ZM98 92H99V90L96 91L93 95H95L96 97H97V95H98V98H99V96H101V94L99 95ZM45 93H46V96H47L48 92L45 91ZM45 93L42 91V94H44V96H45ZM75 93H76L77 95H76ZM96 93H97V94H96ZM108 93H107L106 95H107L108 97H110V96L108 95ZM122 93H123V92H122ZM37 94H38V93H37ZM80 94H82L81 97H80ZM104 95H105V94H104ZM104 95H103V97H104V98L106 97V98L108 99V97H107L106 95H105V96H104ZM48 96H49V97H47V98H49L51 101H50L49 99H48V100H49L50 102H52L53 99L50 98V95H48ZM67 96H68V95H67ZM67 96H66V97H67ZM120 96H121V95H120ZM72 97H73L74 99H73ZM88 97H89V98H88ZM103 97H102V98H103ZM246 97L249 98V96H246ZM78 98H79V99H78ZM80 98H81V99H80ZM85 98L88 99L89 101H87V100H86V101H85V100H82V99H85ZM102 98H99V99L101 100ZM59 99H60V97H59ZM72 99H73V100H72ZM76 99H77V101H76ZM92 99H91V100H92ZM107 99H106V100H107ZM74 100H75V101H74ZM97 100H98V99H96V101H97ZM102 100H103V99H102ZM122 100H123V104H122V106H123V105H124V101H125V99L122 97ZM61 101H63V100H61ZM61 101H58V102H61ZM84 101H85V102H88L89 104H91V105L93 106V108H96V107H97L96 109H94V111H93V110H90V111H91V113H92V111H93L94 114L92 113V115H95V114H96V115H95L96 117H94V116H93V117H94L95 119H97V121H96V120H95V121L98 122V124H97V123H92V124L90 123V125H89L90 127H89V126H88V124H89L88 121H89V120H88V121H84V120H85V119H84L85 115L89 113V112L87 113L88 108H89V107L91 108V105H88V103H87V104L85 103V105H84ZM94 101H95V100H94ZM96 101H95V103H96ZM104 101H105V100H104ZM104 101H102V103H104ZM56 102H57V101H56ZM58 102H57L56 104H55V103H54V104L57 105V106H60V103H58ZM68 102H67V105H68ZM98 102H99V100H98ZM40 103H42V102H39L38 105H41ZM81 103H82V104H81ZM99 103H100V102H99ZM102 103H100V104H102ZM113 103H114V104H113ZM21 104H22V103H21ZM21 104H20V106L18 105V107H21ZM42 104H43V103H42ZM49 104H50V103H49ZM51 104H52V103H51ZM51 104H50V105H51ZM54 104H52V105H54ZM63 104H64V105H63ZM77 104H78V105H77ZM45 105H46V104H45ZM79 105H81V108H80L81 111H80V109H79V107H80ZM82 105H83V109H82ZM98 105H99V104H98ZM112 105H113V106H112ZM78 106H79V107H78ZM100 106H101V108H103L102 105H100ZM100 106H99V109H100ZM103 106H104V104H103ZM124 106H125V105H124ZM262 106H263V108H261V110L264 109V102H263V105H262ZM262 106H261V107H262ZM1 107L4 108V106H1ZM13 107H14V109H15L16 105L13 106ZM13 107H12V109H13ZM18 107H16V108L18 109ZM48 107H49V105H48ZM84 107L87 108V109H86V112L84 111V109H85ZM125 107H126V106H125ZM170 107H172V106H169V107H167V108L170 109ZM5 108H6V107H5ZM38 108H39V106H38ZM40 108H41V107H40ZM90 108H89V109H90ZM93 108H92V109H93ZM104 108H103V109H104ZM14 109H13V110H14ZM59 109H58V110H59ZM74 109H75V110H74ZM76 109H78L80 112H82L81 114L86 113L85 115H82V116H83V117H82V120H81V116L76 118V115H77V113H76ZM121 109H124V108L121 107ZM1 110H2V108H1ZM1 110H0V111H1ZM6 110H7V108H6ZM10 110H11V107H10ZM26 110H27V108H26ZM45 110H46V109H45ZM78 110H77V112H79ZM82 110H83V111H82ZM101 110H102V109L99 110L100 113H101ZM119 110H120V108H119ZM3 111L5 112V109H4ZM3 111L0 112V115H1L2 113H4ZM7 111H9V107H8V110H7ZM20 111H22V112H20ZM42 111H43L44 113H41V114H40V112H42ZM97 111H98V110H97ZM102 111H104V110H102ZM115 111H116V112H115ZM262 111H264V110H262ZM9 112L12 113V114L10 113V115H13V114H14V116H16V118L18 117L17 114H15V110H14V112H13V111H9ZM80 112H79L78 114H80ZM111 112H110V113H111ZM75 113H76V114H75ZM100 113H99L98 115H100ZM110 113H109V114L106 113V114H107V115H110ZM114 113H115V114H114ZM7 114H9V113H7ZM26 114H27V113H26ZM81 114H80V115H81ZM103 114L105 115V112H103ZM5 115H6V114H5ZM24 115H25V116H24ZM59 115H60L61 117H60ZM88 115H89V114H88ZM90 115H91V114H90ZM92 115H91V117H90V116H89V117H90V118H93ZM263 115H264V112H263ZM2 116H4V115L2 114ZM58 116H59L60 118H62V119H60V123H59V119H58L59 117H58ZM77 116H79V115H77ZM101 116H102V115H101ZM101 116H100V117H101ZM12 117H13V116H12ZM30 117H31V118H30ZM57 117H58V118H57ZM86 117H87V116H86ZM100 117H99V118H100ZM108 117H109V116H108ZM14 118H15V117H13L12 119H13V120H16V119H14ZM45 118H44V119H45ZM79 118H80V119H79ZM94 118H93V119H94ZM110 118H109V119H110ZM27 119H28V118H27ZM86 119H88V118H86ZM93 119H90V120H93ZM34 120H32V121L34 122ZM61 120H62V122H61ZM78 120H81V121H78ZM115 120H116V121H115ZM26 121H27V123H26ZM29 121H30V122H29ZM44 121L47 122V125H48V126L46 125V123H44ZM82 121H83V122H82ZM95 121H93V122H95ZM80 122H81V123H80ZM85 122H86V123H85ZM90 122H91V121H90ZM21 123H22V124H21ZM25 123H26V125H25ZM43 123L46 125V126L44 125L45 128L41 127V124L43 125ZM48 123L50 124V126H49ZM51 123H53V124H51ZM74 123H77V124H76L77 127H75V125H74V128H72ZM82 123H83V124H82ZM87 123H88V124H87ZM104 123H105V124H104ZM10 124H12V121H11ZM17 124H18V126H19V124H20V126L18 127ZM23 124H24L25 126H24ZM59 124H60V125H59ZM96 124H97V125H96ZM37 125H38V126H37ZM78 125H79V127H78ZM84 125H85V126H84ZM93 125H95L96 127L98 126L99 129L101 128L100 130L103 131V133H104V134L101 133L102 135L99 133L100 130L97 129L98 132L95 130V129H96L95 126H94L95 129H93V130H95V132H97L98 135H100V136H104V137H106V138L103 137V139H101V140L98 139V137H100V136H98L97 134H95V132H94L92 129H90V128H93ZM114 125H115V126H114ZM31 126L33 127L32 129H30ZM71 126H72V127H71ZM113 126H114V127H113ZM8 127H9V130H10V132H11V130H12L11 127H12V126H11V127L8 126ZM37 127H38L37 131L34 130V131L32 132V130H33L34 128L36 129ZM39 127H40V129H39ZM67 127L70 128V129L72 128V129H71L72 131H73V129H74V131L77 132V133L73 132V133H74V134H73L74 139H73V140H70V143H71V142H72V143H71L70 145H69V143H68V145H67V142H66V145L64 144V145H65V146H64L63 143L60 144V143H61L60 141H62V142L65 143L66 140L68 141V138H66V137L69 136L68 133H69V134H70V133L72 134V131H71L70 129L68 130V131H70V132H68V133H67V132H64L65 130L68 129ZM84 127H86V128L84 129ZM2 128L4 129V131H2V130H3ZM10 128H11V129H10ZM14 128H13V129H14ZM26 128H27V129H26ZM41 128H42V130H41ZM131 128H132V127H131ZM131 128H130V129H131ZM135 128H136V127H135ZM6 129H8V128H6ZM21 129H22V130H21ZM9 130H8V131H9ZM20 130H21V131H20ZM114 130H115V129H114ZM12 131H13V130H12ZM29 131H31V132H29ZM10 132H9V133H10ZM25 132H26V133H25ZM36 132H37V133H36ZM93 132H94V133H93ZM110 132H111V131H110ZM2 134L0 133V135H2ZM25 134H26V135H25ZM28 134H29V136H30V138H31V139H30V138H29V139L32 141V142H31L32 144H31V143H28L30 140L27 142V140H28V136H27V135H28ZM30 134H31V135H30ZM64 134H67V135H64ZM81 134H82V132H81ZM93 134H95V135L97 136V139H96V136L93 135ZM62 135H63V137L65 136V137H64L65 139L62 137ZM85 135H86V136H85ZM90 135H89V136H90ZM109 135L112 136V135H113V132L110 133ZM109 135H108V136H109ZM232 135H233V134H232ZM232 135H231V136H232ZM235 135H236V134H235ZM235 135H233V136H235ZM9 136H10V137H9ZM111 136H110V138H111ZM130 136H131V135H130ZM133 136H134V135H133ZM148 136H149V135H148ZM233 136H232V137H233ZM69 137H72V136L70 135ZM113 137H114V136H113ZM144 137H145V136H144ZM153 137H154V136L151 137V135H150V137H149L150 140H151ZM24 138H27V139H26V140H22V139H24ZM61 138H63L64 141H63V139H61ZM110 138H108V139H110ZM132 138H133V137H130V139L127 140L128 143H127V141H124V140H123V141H119V140H117V142H121V143H120L121 145H122V143H124V144L126 143V144L129 145L131 148H134V149L138 150L139 153H140V152L143 153V152H144V149H145L146 151L149 149V148L147 147L148 143L145 142V141H143V140H144L143 137L140 138L141 142L139 141V138H138V140H137V141H139V143H140L141 145H135L134 139H132ZM147 138H148V137L146 136L145 139L147 140ZM149 138H148V139H149ZM18 139H20L21 141H20V140L18 141ZM69 139H70V138H69ZM71 139H72V138H71ZM135 139H136V138H135ZM154 139L157 140L156 137H154ZM2 140H1V141H2ZM37 140H38V141H37ZM76 140H77V139H76ZM91 140H92V141H91ZM97 140H98V141H97ZM112 140H113V139H112ZM120 140H122V139H120ZM155 140H153V142H154ZM22 141H23V142H22ZM34 141H36L35 145H33V142H34ZM79 141H78V146H79V144H80ZM81 141H82V140H81ZM81 141H80V142H81ZM131 141H132V143H131ZM142 141H143V142H142ZM148 141H149V140H148ZM228 141H229V140H228ZM11 142L13 143V141H11ZM18 142H19V145H18ZM25 142H26V143H25ZM58 142H59V143H58ZM133 142H134V143H133ZM229 142H230V141H229ZM246 142H247V143H246ZM246 142H245V143L248 145V141H246ZM23 143H24V144H23ZM81 143H82V142H81ZM112 143H113V142H112ZM149 143H150L149 145L152 146V144H151L150 141H149ZM30 144H31V146H30ZM57 144H59V146H58ZM83 144H81V145H83ZM126 144H125V146H126ZM137 144H138V142H137ZM4 145H5V146H4ZM21 145H22V146H21ZM56 145H57L58 147H55ZM62 145H63V146H62ZM105 145H106V147H104ZM114 145L119 146V143H116V141H115V144H114ZM114 145H113V144L111 145V146L113 147L112 149H114ZM121 145H120V146H121ZM149 145H148V146H149ZM2 146H3V147H2ZM7 146H8V147H7ZM9 146L12 147V149H13L12 152L10 151V149H9L10 147H9ZM68 146H69V147H68ZM120 146H119V147H120ZM122 146H123V145H122ZM122 146H121V148H120V151H121L122 148H123ZM125 146H124V147H125ZM151 146H150V147H151ZM249 146H250V145H249ZM59 147H60V148L62 147L63 149H62V148L59 149ZM64 147H66V149H65ZM92 147H91V148H92ZM146 147H147V149H146ZM250 147H251V146H250ZM23 148H25V149H23ZM26 148H28V149H26ZM56 148L59 149V150H58V151H60L59 153H62V154H59V155H58V153H56V152H58V151L56 150ZM67 148H68V149H67ZM99 148H100V146H99ZM99 148H98V149H99ZM103 148H101V149H103ZM89 149H90V150H89ZM101 149H99V150H101ZM139 149H140V150H139ZM141 149H142V150H141ZM8 150H9L10 152H9ZM24 150H25V151H24ZM53 150H54V151L56 150V151L54 152ZM82 150H83L84 152H83ZM115 150H116V149H115ZM115 150H114V151H115ZM97 151H98V150H97ZM102 151L105 152V153H102L101 151H98V152H101L100 155H99V153L97 152V153H98L97 155H98V157H99L100 159L97 158V155H96V154L93 155V158H94V156H95V158H94V160L92 161V163L90 162V163H91V165H90L91 167L88 166L89 170H90L91 168H93V169H95L94 172H96V171L98 172V170H99V172H100V171L102 172L104 168L109 167L110 164H111L112 169H111V171H109V172L112 173V174H113V172H114V175L117 176L116 174H118V173L115 174V171H117V169H119V167L117 166V165H119V163H118L117 165H114V163H111V161L105 162V161L109 160L108 158H107L106 160L103 161L104 156H103L102 154H104V155H105V154H109V152L107 153V151H105V150H102ZM117 151H119V149H117ZM117 151H115V152H117ZM120 151H119V152H120ZM5 152H8V154L6 153L7 156H6ZM14 152H15V153H14ZM17 152H18V153H17ZM26 152H28V153L26 154ZM42 152H43V153H42ZM52 152H53V155H52ZM70 152L72 153V150H70ZM70 152H66V154L68 153V155H69V154H71ZM82 152H83V154H82ZM115 152H114V153H115ZM163 152H164L165 155H166L167 153H169V152H170V153L167 154V155H171V154H172L171 151H170V150H167V149H166L165 151H163ZM165 152H166V153H165ZM172 152H175V151H172ZM176 152H177V151H176ZM10 153L13 154V157H12V154H11V156L9 157ZM24 153H25V154H24ZM39 153H41V154H39ZM50 153H51V154H50ZM55 153H56L57 155H56ZM77 153H76V154H77ZM111 153H112V154H111ZM114 153H113V150H111V152H110L111 157H109L110 160H111V158L113 157L112 155H115ZM141 153H140V154H141ZM177 153H178V152H177ZM3 154H4L5 158H4ZM20 154H21V155H20ZM74 154H75V153H74ZM74 154L72 153L70 156H73ZM78 154L76 155V157H75V155H74V157H73L74 160H75V159H78V158H79V159L81 158L80 156L78 157ZM117 154H119V153L117 152ZM143 154H144V153H143ZM143 154H141V155H143ZM173 154H174V153H173ZM175 154H176V153H175ZM16 155H17V156H16ZM18 155H19V156H18ZM34 155H35V156H34ZM38 155H39V156H38ZM60 155H61L62 159H61V160H58V159H60V157H58V156H60ZM110 155H108V156H110ZM2 156H3V158H2ZM14 156H15V158H14ZM50 156H51V157H50ZM54 156H56L58 159H57V158L55 159ZM66 156H67V155H66ZM173 156H174L175 158H174ZM173 156H171V161H172V158H173V161H174V159H176V161H179L180 157H178V160H177V156H175V155H173ZM8 157H9V158H8ZM32 157H33V160H31ZM106 157H107V155H105V158H106ZM38 158H40V159H38ZM53 158L56 160V162L53 160ZM65 158H66V159H65ZM69 158H70V157H68L67 161L69 160V163H70V161H71V163H72V160H70L71 158H70V159H69ZM101 158H102V160H101ZM49 159L52 160V161H54V162H52V164H51V161H50ZM64 159H65V160H64ZM165 159H166V158H165ZM168 159H169V160H168ZM30 160L33 161V162H30ZM38 160H39V161H38ZM42 160H43V162H42ZM74 160H73V162H74ZM180 160H181V159H180ZM203 160H205V159H203ZM208 160H209V159L207 158V159H206V161H207L206 163H209ZM27 161H28V162H27ZM36 161H37V162H36ZM57 161H59V162H57ZM154 161H155V160H154ZM157 161H158V160H157ZM169 161H170V156H169V158H167L166 162H169ZM39 162H40V164H39ZM49 162H50L51 165H53L54 163H55V164L59 163L58 165H56V166H58L59 168H58V167H55V166H54V168H55V170H56V168H58V171H59V174L61 175V178H60V176H59L58 173H57L58 175L55 173V172H58L57 170L54 171V169H52L54 172H51V167L53 168V166H51V165L49 164ZM112 162H114V161L112 160ZM158 162H159V161H158ZM174 162H175V161H174ZM174 162H171V164L168 163V164H170L169 166H171V165L173 166V165L177 164V162H176V163H174ZM36 163H37L38 168L35 166ZM80 163H81V166H82L83 168L86 166V164L84 165L85 161H84V163H83V161L80 160ZM108 163H110V164H108ZM115 163H116V162H115ZM172 163H173V164H172ZM55 164H54V165H55ZM61 164H60V165H61ZM73 164H74V163H73ZM112 164H113V165H112ZM156 164L158 165L157 162H156ZM156 164H155V162H151L150 164L148 163V166H150V167H154ZM162 164H164V165L166 164V165L168 166V164L165 163V160H163ZM209 164H210V163H209ZM240 164H241V163H240ZM39 165H41V166H39ZM67 165H68V164H67ZM235 165H236V164H234V166H232V167H236ZM13 166L16 167V165H12V167H13ZM29 166H30L31 168H30ZM74 166H75V165H74ZM79 166H80V165H79ZM79 166H78V167H79ZM98 166H99V169H98ZM115 166H116V167H115ZM169 166H168V167H169ZM238 166H239V165H238ZM238 166L236 167V170H237V171H238V169H237ZM242 166H243V165H242ZM242 166H241V167H242ZM5 167H6V168H5ZM34 167H35L36 169H35ZM75 167H77V166H75ZM75 167H72L71 169H72V170H76ZM95 167H97V169H96ZM111 167H110V168H111ZM122 167H123V166H122ZM155 167H156V166H155ZM246 167H248V166L244 164V166H243V167L241 168V170H240V166H239V171H238V172L236 171L237 173L235 172V175H242V173L245 174L246 171H247V168H246ZM10 168H11V167H10ZM10 168H8V169H10ZM40 168H42V169H40ZM73 168H75V169H73ZM79 168L81 169V167H79ZM102 168H103V169H102ZM110 168H107V169L109 170ZM116 168H117V169H116ZM124 168H125V166L123 167V169H124ZM3 169H4V170H3ZM22 169H23L24 171H23ZM30 169H31V172H30ZM32 169H33V170H32ZM233 169H234V168H233ZM233 169H232V170H233ZM34 170H35V171H34ZM62 170H63V171H62ZM72 170H71V172H72ZM78 170H79V169H78ZM112 170H113V171H112ZM119 170H121V165H120V169H119ZM245 170H246V171H245ZM261 170H262V169H261ZM14 171H13V172H14ZM26 171H28V172H26ZM61 171H62V173L65 172V174H61ZM91 171H92V170H91ZM104 171H105V169H104ZM234 171H235V170H234ZM263 171H264V170H263ZM263 171H262V173H261V172H260V173L262 174V178L264 179ZM9 172H11L12 174L9 173ZM19 172H21V173H19ZM50 172L53 173V174L55 173V175H56V176L54 175L55 178H54L53 174H52L53 177L51 176V174H49ZM73 172H74V171H73ZM73 172H72V173H73ZM88 172H89V171L87 170V173H88ZM101 172L99 173V175H101ZM17 173H18V175H17ZM25 173H26V174H25ZM27 173H28V174H27ZM29 173H30V175H29ZM90 173H91V172H90ZM90 173H89V174H90ZM92 173H93V172H92ZM104 173H105L106 175L108 174L107 171L104 172ZM104 173H103V175H104ZM110 173H109V175H110ZM260 173H259V179H260V176H261ZM6 174H8V176H6V177L8 178V180H6V179H7V178L5 177ZM95 174H96V173H94V174H90L89 176H90V177H91V175H92V177L95 176V179H96V177L98 176V174H97V175H95ZM162 174H164V173H162ZM232 174H233V172H232ZM9 175H10V176H9ZM19 175H20V176H19ZM21 175H22V176H21ZM26 175H27V176L29 175L28 178H27ZM48 175H49V176H48ZM63 175H64L65 177L68 176V177H66V180H67V181H66L65 179L62 178V177H64ZM71 175H73V174H71ZM256 175H257V174H255L254 176L252 175L253 177L251 178L250 181H252V179L254 180V179H255L254 177H256ZM3 176H4V177H3ZM23 176H24V177H23ZM58 176H59V180H57V181H61L60 179H62L63 182H64V180H65V183L68 182V181H69V183H68V184L66 183L67 185L61 183L62 181L60 182V184H59V182L57 183V181L54 180V179H56V177H58ZM101 176H102V175H101ZM107 176H108V175H107ZM112 176H113V175H112ZM231 176H232V175H231ZM231 176H229V177H230L229 180H232L233 178H236V176H234V174H233L232 177H231ZM242 176H243V175H242ZM9 177H10V178H9ZM21 177H22V178H21ZM49 177H52L53 179H52V178H49ZM69 177H70V178H69ZM72 177H74V175H73ZM98 177H100V176H98ZM104 177H105V175H104ZM109 177H111V176H109ZM109 177H107V178H109ZM113 177H114V176H113ZM2 178H3V179H2ZM47 178H48V180H46ZM67 178H69V180H68ZM257 178H258V177H257ZM262 178H261V180H263ZM9 179H10V180H9ZM21 179H22V180H21ZM23 179H24V181H25L24 183H27L26 181H28V183L26 184V186H25V184L23 183ZM74 179H75V178H74ZM111 179H112V178H111ZM249 179H250V177H249L247 180L249 181ZM259 179H255V180H254V184H253V185L251 184V186L248 185L250 181L248 182V181L245 179V183H246V184H244V183H242V184H244V185H248V187H247V186H244V185H242V184L239 183V185H238L239 187H240L241 185H242L243 187H245V189H242V190H244L245 192L242 191V190L240 189V188H242V187H240V188L237 187V188L240 189V190L236 189V190H238V191H237L238 195H237V193H234L235 195H234V194H230V195H231V198H233V199H231V200H234V201H235V202L232 201V202L234 203L235 206L232 205L233 203H232V202L230 201V199H229V198H230L229 194H228V195L226 194L227 196L224 194V195H225V196H224V199H223V197H222L223 194H222L221 196H219V198H218V196L215 197V198H207L208 200L205 202V203H206L205 206H203V205H204V203H203V202H204V198H202V199H203V202H202L203 205H201V203H200L201 201H200V202L198 203V204H200L198 207H201V206H202V207L205 208V207H207V204H208V207L205 208V209H203V210H200V209H199L198 213H199V212L202 213V214H201V215H202V218H203L204 215H207V216L210 215V216L212 217V218H210L209 216H208V217H207V216H204V217H205V219L203 218L204 221H206V217H207V221H206V222H207V224H206L207 226H205V227H200V226L197 225V223H198V224H200V223L198 222V220H195V219L199 218L200 216L197 217L196 214L194 215V213L196 212L195 210H193L194 212H193V215H192V216H191V213H192L191 211H189V212H191V213H188V212H187L188 210H184V211L187 213V215H186V216L183 215L182 218L184 217L185 220H182V218L179 217V219L181 218V221H184V222H181V221H180L181 223H179V222L177 221V220H178L177 217L180 216V215L182 214L181 211H178V210H183V209H184V207H180V204H181L184 200L181 199L182 201L179 203L180 199H178V197H179L180 194H179L178 191H176L177 188L179 189V187H177V188L173 187L174 189L170 187V189L172 190V192H171V191H168L167 188H169V187H166V189H164L165 191L161 193L162 195H165V196H166V194H168V193H173V190L175 191V193L178 192V193H176V194H178V196H176V199L174 198V201H177V203H179V204H177V207H180V209H178L177 207H175L176 204H175L174 202H173L174 205L170 204V202H169V204L166 203V204L168 205L169 208H170V205L173 206L172 208L169 209V211H172V209H174V208H175V209H176V208L178 209V210L175 211V212H176L175 215L177 214V217H176L177 220L174 219V220H175L174 222H173V220H172L171 222L169 221V222H170L169 225H167L168 222H166V221H168V220H165V222L167 223V224H166L167 226L165 225V223H163V222H159V221H158L160 225H161V223L164 224L163 226L161 225L162 227L160 228V227H159V224L156 225V224L158 223V222H157L158 218H160V216H161V215L159 214V217L157 216V218L155 219L157 223L155 222V223H156V224L154 223L155 225L152 224V225H154V226H152V227H154L153 231H152V229H151L152 227H146L147 229L145 228V231L148 232L147 235H146V239H145V240H146V242H150L149 244L147 243V245H149L148 247H146L147 245H145L144 243H142L144 240H143L142 242L140 241L141 239H140L139 237H140V235H141L142 233H141V234H139V233H138V234H135V236L133 235L134 238H135V237L137 238V239H135V241L133 240V237L131 238V239H132V242H130V243H133V245H135V247L137 246L136 243H138V241H139L138 245H139V244H140V245L137 246V247H139V248L136 247L137 250H138V252L140 251L139 249L142 248L143 245H144V248H143L144 251L142 250V256L144 255V257H146V258H145V259L143 258V260H142L141 253L138 254V252H136L135 250H134V251H135L136 253L133 252L132 254H134V255L136 254V256L138 255V257L141 256V257H140V258H141L140 260H141V261H145L146 264H147V261L150 260V259H151V260L153 259V261H155V260L157 261V260H158L159 262H160V261L162 262V260H163V258H164L165 256H162V258L160 259V256H158L159 258L157 257V255H159V254H157V255H155V256H156V259L154 260L153 257H155V256H153V252L156 254V252H158V251H155V250H157L159 247H162V246H163L162 244L165 245L166 242H167V240H168L169 242H172V238H174L173 240H176V241H177V239H178V240H182V239H183V240L185 241V239H186L185 237H187V236H188V237H189V236H197V234H198V233H201L202 231H203V232H206V229H207V232H208V231H210L214 226H216V227H214L213 229L218 228V226H219L218 229H220V227H221L220 225H222V224H220V225H219V223L217 224L218 219H219V221H221L222 218L224 217L223 219H227V220H229V218H230L231 215H234L235 213L237 214L238 211L242 210V207H243L242 203H243V202L248 201V199H250L251 197H255V196L258 197V196H261L262 194H264V180L261 181V180H259ZM30 180H31V181H30ZM52 180H54V181H52ZM46 181H48V184H49V182L51 183V181H52L53 183H52V184H49V185H48V188H46V187H47V185H46L47 182H46ZM246 181H247L248 183H247ZM256 181H259V182H261V183L258 184V182L256 183ZM3 182H4V183L7 182L8 185L5 186V184H7V183L4 184ZM13 182H14V183H13ZM29 182H31V183H29ZM74 182H75V181H74ZM111 182H112V181H111ZM262 182H263V184H262ZM9 183H10V184H9ZM12 183H13V185H12ZM45 183H46V184H45ZM251 183H252V182H251ZM19 184H20L21 186L24 185V186H23L24 188L27 187L26 190L21 192V189H22L23 187L21 188V186H20ZM28 184H29V185H28ZM31 184H32V185H31ZM61 184H62V187L60 186ZM89 184H90V183H89ZM91 184H93V183H91ZM91 184H90V185H91ZM182 184H183V183H182ZM182 184H181V185H182ZM261 184H262V185H261ZM3 185H4V186H3ZM10 185H12V186H10ZM27 185H28V186H27ZM52 185H53V186L55 185L54 187H56V186L59 185L60 187H59V188L56 187V189H57V188H58V189H57V190H56V189L54 190V189H53L54 187H53ZM64 185H66L67 190H66V189H65V190L63 189V187L65 188ZM73 185H74V184H73ZM201 185L203 186V184H201ZM255 185H256V186L258 185L257 187H259V186H260V187L257 189V187H255ZM17 186H18V188H17ZM30 186H31V187H30ZM51 186H52L53 188H52ZM95 186H96V185H91V186H89V187H94L95 190H96V187H97V188L100 187L99 185H98L99 187H98V186L95 187ZM196 186L199 187L200 185H199V186L196 185ZM196 186H195V187H196ZM229 186H233V184H229ZM234 186H235V185H234ZM1 187H2V188H1ZM184 187H187V186H185V184H184ZM188 187H189V185H188ZM251 187H253V188H251ZM261 187H263V188H261ZM20 188H21V189H20ZM45 188H46V190H48V192H51V193L49 194V196H50V195H51V196H50V197L47 196V197H49V198H48L49 201L51 200L50 203H51V202H53V203H52V204L49 203V205H48V204L46 203V202H48L47 197L45 198L44 195L41 194V195H43V197L46 199V201H45V203H44V200H43L44 198L42 197V198H43V199H42V200H43V203L46 204L47 206H49V208H50L51 205H52L51 210H54V209H55L57 212H56L55 210H54L53 212H55V213H59V214H55V215H54V213H53V216H52V217L50 216L51 213L48 212L50 209L48 208V209H49V210H48L47 208H45V210H44L43 207H45V206L43 205V207H42V204H40L42 201H41L40 203L38 202V199L41 200V198H40V197H41L40 193H41V191H43L42 189L45 190ZM49 188H50V189L52 188L53 191H51L52 189L49 191ZM94 188H92V189H94ZM199 188H200V187H199ZM199 188L197 189V191L199 190ZM201 188H202V187H201ZM201 188H200V189H201ZM255 188H256V191H255ZM3 189H4V190H3ZM16 189H17V190L19 189V190L16 191ZM31 189H32V190H31ZM62 189H63V190H62ZM187 189H188V188H187ZM251 189H253V190L255 191L256 194H253L254 191L251 190ZM6 190H7V191H6ZM30 190H31V191H30ZM46 190H45V191H46ZM95 190H94V191H95ZM102 190H103V188H102ZM184 190H185V188L182 189V194H183V193L186 194L187 191L185 190L186 192H183ZM189 190H191V187H189ZM246 190H247V191H246ZM26 191H27V192H26ZM45 191H44V192H45ZM55 191H56V193H54ZM70 191H69V192H70ZM96 191H97V190H96ZM96 191H95V194H96ZM179 191L181 192V190H179ZM191 191H192V190H191ZM193 191L196 192L195 189H193ZM193 191H192V193H193ZM240 191H241V193H240ZM6 192H7V193H6ZM12 192H13V193H12ZM14 192H15V193H14ZM18 192H19V193H18ZM60 192H62V193H60ZM71 192H72V191H71ZM92 192H93V191H92ZM98 192H99V193H98ZM98 192H97V194H100V195H101V197H100L101 200L104 199L105 197L101 194V189H99ZM166 192H167V193H166ZM235 192H236V191H235ZM252 192H253V193H252ZM37 193H38V194H37ZM42 193H43V192H42ZM65 193H64V194H65ZM84 193H85V192H84ZM102 193H103V192H102ZM163 193H164V194H163ZM187 193H188V192H187ZM189 193H191V192H189ZM192 193H191V194H192ZM251 193H252V194H251ZM258 193H259V195H258ZM261 193H262V194H261ZM19 194H20V195H23V196H19ZM45 194H46V193H45ZM47 194H48V193H47ZM59 194H57V196H59ZM71 194H72V193H71ZM97 194L95 195V197L97 196ZM158 194H159V193H152V196L157 197V198H155L156 201H158L157 199L160 198V199L163 201V203H164L165 201L163 200V199H164L163 196H162V198H163V199H162L161 196L159 197L160 194H159V195H158ZM173 194H174V193H173ZM194 194H196V193H194ZM5 195H6V197H5ZM13 195H14V196H13ZM15 195H16V196H15ZM65 195H69V194H65ZM74 195H75V194H74ZM85 195H87V193H85ZM192 195H193V194H192ZM192 195H191V196H192ZM196 195H197V194H196ZM232 195H233L234 197H233ZM236 195H237L239 198H238ZM39 196H40V197H39ZM87 196H88V195H87ZM87 196H86V197H87ZM170 196H171V194L169 195V197H170ZM183 196L186 197V195H183ZM194 196H195V195H194ZM3 197H4L5 199H4ZM15 197H16V198H15ZM19 197H21V198L19 199ZM97 197H98V196H97ZM102 197H104V198H102ZM166 197H168V195H167ZM171 197H175V195H172ZM171 197H170V198H171ZM181 197H182V196H181ZM188 197L190 198L189 195H188ZM192 197H193V196H192ZM220 197H221L222 199H221ZM225 197H227L226 200H227V201H230L229 203H231V204H228V202H225V201H226V200H225ZM235 197H236V199H234ZM13 198H14V199H13ZM63 198H65V197H63ZM74 198L78 199L79 196H78V198H77V197L68 198V199L70 200V201L68 200L69 202H67L66 199H65L66 201L64 200L65 202H67V204H68V206H69L70 208H71V207L73 206V204L75 203L74 200L77 202V200L74 199ZM92 198H93V199H89V196H88V198H85V201H84V202H81V203H85V204H86V206H87V210H88V211H89V210L92 211L91 209L88 208V205H89V204H88V201H91V200L95 201V199H99V198H95V199H94V196H93V195H92ZM179 198H180V197H179ZM183 198H184V197H183ZM200 198H201V197H200ZM200 198H199V199H200ZM240 198H241V199H240ZM15 199H16V200H15ZM18 199H19V202H20V203L22 202L24 205H23L22 203L19 205ZM22 199H25V200L28 199V201H25V200L22 201ZM73 199H74V200H73ZM187 199H188V198H187ZM187 199H186V200H187ZM194 199H195V197H194ZM196 199H197V202H198V201H199V200H198V197H196ZM196 199H195V200H196ZM220 199L224 202V205L227 203V204H228V205L226 204L227 206H230V205H231V206L228 207V208H226V207H225L226 205L223 206V203H222V205H220V206H221V207H220L219 204H220V202H222ZM228 199H229V200H228ZM245 199H246V200H245ZM251 199H252V198H251ZM20 200H21V201H20ZM71 200H73V202H74V203L72 202V204H71L72 206L69 205V203H71ZM101 200H100V201H101ZM165 200H166V202L169 201L168 198H165ZM167 200H168V201H167ZM171 200H172V199H171ZM171 200H170V201H171ZM178 200H179V201H178ZM189 200H190V199H188V202L186 201L187 205H188L189 202L191 203V201H189ZM191 200H192V201H195V200H193V198H191ZM205 200H206V199H205ZM224 200H225V201H224ZM238 200H239V201H238ZM93 201H92V202H93ZM97 201H98L97 205H100L99 200H96V202H97ZM111 201H112V200H111ZM172 201H173V200H172ZM172 201H171V202H172ZM208 201H209V202H208ZM218 201H219V202H218ZM241 201H242V202H241ZM17 202H18V203H17ZM24 202H27V204H25ZM65 202H64L63 204H65ZM78 202H79V199H78ZM78 202H77V204H78ZM96 202H94V203H96ZM144 202H145V201H144ZM184 202H185V201H184ZM184 202H183V203H184ZM38 203H39V205H41V207H42V209H43V210L41 209L42 211H41V210H39V211H40V212H43V213H40V212H38V211H35L37 208H39V206L37 205ZM141 203H142V202H141ZM141 203H139V204H137V205L146 206L145 203H144L145 205H143V203H142V204H141ZM183 203H182L181 206H183V205L185 204V203H184V204H183ZM193 203H194V202H193ZM193 203L190 204V205H193V206H194V204H196V203H194V204H193ZM216 203H218L217 205H218V207H220V210H217V211L215 210V211H216L215 213L212 212L213 214L216 215V216H214L212 213H210L209 210L211 209V205L216 204ZM35 204H36V205H35ZM53 204H54V205H53ZM57 204H58V205H57ZM60 204H61V203H60ZM77 204H76V205H77ZM87 204H88V205H87ZM15 205H16V207H15ZM21 205H22V206H21ZM56 205H57L59 208L56 207ZM76 205H75V206H76ZM81 205H83V204H81ZM81 205L79 204V205H78L79 207H78L77 209L81 210V212H82V214H83V213H84V212H83L84 208H83V210L80 209V206H81ZM92 205H93V204H92ZM167 205H166V207H167ZM187 205H185V207H186ZM190 205H189V206H190ZM239 205H241V206H239ZM2 206H3V207H2ZM37 206H38V207H37ZM63 206H65V207H67V208H64V207H63V208H64V209H63V208L61 207V210L63 209L61 212H63V211H65L66 209H68V206H67V205H63ZM75 206H74V208H75ZM86 206H85V207H86ZM95 206H96V205H95ZM196 206H197V204H196L194 207L197 208ZM222 206L225 207V209H227L225 212H224V208L222 209ZM9 207H10V210H9ZM14 207H15L16 209H18V210H15ZM17 207H19V208H17ZM21 207H23V208H21ZM27 207H28V208H27ZM35 207H36V208H35ZM41 207H40V208H41ZM82 207H84V205L81 206V208H82ZM98 207H101V208H98V211H101V209H102L103 206L100 205V206H98ZM137 207H138V209L141 208L140 210H142V211L138 210L140 216H145V215H144L145 213L147 214V213L151 212V208H149V207H147V206H146L147 209H146L145 207H139V206H137ZM190 207H192V206H190ZM190 207H189V210H191L192 208L194 209V207H192V208H190ZM202 207H201V208H202ZM209 207H210V208H209ZM216 207H217V206H216ZM231 207H233V208H231ZM237 207H238V208H237ZM3 208H4V209H3ZM5 208H6V209H5ZM13 208H14V209H13ZM26 208H27L28 210H27ZM52 208H54V209H52ZM56 208H58V209H56ZM70 208H69L68 210H70ZM181 208H183V209H181ZM186 208H188V206H187ZM240 208H241V209H240ZM21 209H22V210H21ZM77 209H74V210L77 211V215H78V214L80 213V211L77 210ZM104 209H105V208H104ZM143 209H144L145 213H142V212H144ZM148 209H149V210H148ZM165 209H168V208H165ZM208 209H209V210H208ZM217 209H218V208H217ZM4 210H5V211H4ZM11 210H12L13 212H12ZM19 210H20V211H19ZM24 210H25V211H24ZM37 210H38V209H37ZM71 210H72V209H71ZM74 210H73V211H74ZM85 210H86V208H85ZM87 210L85 211L86 213L88 212ZM196 210H197V209H196ZM206 210H208V211H206ZM228 210H229V211H228ZM231 210H232V211H231ZM234 210H235V211H234ZM9 211L12 212V215H11V213H10ZM17 211H18V212H17ZM21 211L23 212V216H24L25 214H28V213H29L30 215H29V214H28V216L25 215V216H27V217L24 218V217L21 215V213H22ZM45 211H47V212L44 213ZM76 211H74V212H76ZM90 211H89V214H90ZM96 211H97V207H96ZM98 211H97V212H98ZM103 211L105 212V210L102 209L101 212L104 213ZM165 211H166V213H164V215L167 214V213H169V214H167V215L169 216L168 219L171 220V219H172V218L170 217L171 213H170V212H167V210H165ZM177 211H178L179 213H178ZM203 211H204V212H203ZM205 211H206V214L203 215V213H205ZM218 211L220 212V214H219ZM221 211H222V212H221ZM2 212H3V213H2ZM50 212H52V211H50ZM68 212H71V211H68ZM74 212L72 213V214H74V215H72V217L66 215L67 211L63 212V214L65 213V216H63V215L60 214L61 217H59V219H57L58 217L56 218V216H55V218H53V219H57V220H59L58 222H57V220H56V223H55V220L51 222L50 219H47L48 221L50 220V222L47 221L48 223H53V224H54V225L51 224L52 227H51V228L48 227V228L51 230V229L55 226V224H56L58 227H54L53 230H54L57 234H58V233L61 234V232H62V235H66V236H67V234L69 235V236H67V239H69L68 237H70V239H72V238H73L72 235L74 236V233H78V234H77V235L79 236V237H77L78 239L76 238V235L74 236V237H75L74 239H75V240L77 239V241H78V240H81V241H82V240H85V241H86L87 238L82 237V238L80 239V237H81L80 235H82V234H83V235H85V234L87 235V233L84 234L83 231L86 230V228H89V227H88L89 223H87V225H86L87 227H86V228L84 227L85 224L83 225V223H84V221H85V223H86V221L89 220L91 217H90L88 214H86V213H84V215H87V216L84 217V215H82V214L80 213V214L78 215V216H80V217H78ZM78 212H79V213H78ZM112 212H113V211H112ZM115 212H117V211H115ZM153 212L156 213V211H153V210H152L151 213H153ZM173 212H174V210L172 211V213H173ZM185 212H184V214H186ZM217 212H218V214H217ZM35 213H38V214L40 213V214H41L40 216L38 215L37 217H41V216H42L43 219H45V220L42 221L41 223L43 224V222H44V224H46V226H43L44 224H43V225H40V222H39L38 220H43V219H42V217H41V219H38V218L35 216ZM140 213H141L142 215H141ZM151 213H149V214L152 215V216H149V215H146V216H149L148 218H151V220H153L154 218L152 219V217H154V216H153V214H151ZM198 213H197V214H198ZM7 214H8V215H7ZM67 214H68V213H67ZM113 214H114V213H113ZM113 214H112V215H113ZM178 214H179V215H178ZM188 214H190V215H188ZM20 215H21V216H20ZM32 215H33V216H32ZM36 215H37V214H36ZM60 215H59V216H60ZM90 215L92 216V214H90ZM154 215H155V214H154ZM156 215H157V214H156ZM162 215H163V213H162ZM167 215H165V216H167ZM175 215H174V216L171 215V216L175 217ZM237 215H238V214H237ZM16 216H17V217H16ZM34 216H35V217H34ZM74 216H77V217H74ZM82 216H83V217H82ZM88 216L90 217L89 219H87ZM140 216H139V217H140ZM194 216H195V219H194ZM234 216H235V215H234ZM66 217H68V218L66 219ZM191 217H192L193 219H191ZM213 217H214V218H213ZM217 217H218V218H217ZM219 217H220V218H219ZM227 217H228V218H227ZM231 217H232V216H231ZM5 218H1V219L6 220ZM10 218H9V219H10ZM33 218H34V220L36 219V220L38 221V222H37V221L35 220L39 225H38L36 222L34 223ZM161 218H162V217H161ZM200 218H201V217H200ZM208 218H209V220L211 219L210 222H209ZM9 219H8V220H9ZM25 219L28 220V223H27V221H26ZM62 219H63V220H62ZM80 219H81L82 221H81ZM133 219H136V221L138 220L139 222L141 221V218H133ZM165 219H167V218L165 217ZM220 219H221V220H220ZM3 220H2V221H3ZM16 220H17L18 222H17ZM19 220H20V221H19ZM24 220L26 221L25 223L28 225V227H25V228H27L28 230H25V231L22 229V228L24 227V226L22 225V222H23ZM29 220H31V221H29ZM111 220L113 221V219H111ZM119 220H121V219H119ZM159 220H160V219H159ZM193 220H194V222H193ZM77 221H78V222H77ZM79 221H80V222H79ZM109 221H110V220H109ZM112 221H110V222H111L110 225H111V226H115V223H114V225H113V224H112ZM114 221H115V220H114ZM136 221H135V222H136ZM153 221H154V220H153ZM161 221H162V220H161ZM163 221H164V219H163ZM191 221H192V222H191ZM199 221H200V220H199ZM201 221H202V219H201ZM204 221H203V222H204ZM216 221H217V222H216ZM59 222H61V224H60ZM87 222H88V221H87ZM116 222L118 223V221H116ZM119 222H121V221H119ZM151 222H152V221H151ZM189 222H191V223H189ZM195 222H197V223H195ZM203 222H201V223H203ZM213 222H214V223H213ZM18 223H21V224H18ZM32 223H33V224H32ZM178 223H179L180 225H185V226H187V227H188V224H189V225L193 224L192 227H194V230L191 231V233H189V232L186 230L187 227L185 228V226H184L185 230L187 231V232H186V231L183 229V226H180V227H179V225H177ZM186 223H187V224H186ZM0 224H1V222H0ZM23 224H24V222H23ZM26 224H24V225H26ZM34 224H35V225H34ZM36 224H37V225H36ZM78 224H79L80 226H82V228H81V227L79 228V225H78ZM95 224H99V223H96V222H95ZM106 224H107V222H106ZM118 224H120V223H118ZM172 224L175 225V226H173ZM195 224H196L197 227L194 226ZM211 224H212V225H211ZM215 224H216V225H215ZM224 224H225V223H224ZM18 225H19L20 228L18 227ZM27 225H26V226H27ZM59 225H60V226H59ZM77 225H78V227H77ZM100 225H103V224H100ZM100 225H98V227H99ZM116 225H117V224H116ZM171 225H172L173 227H172ZM213 225H214V226H213ZM11 226H12V227H11ZM22 226H23V227H22ZM33 226L35 227V228H34L35 231L32 230V231L29 233V231H30L31 229H33ZM37 226H38V228H37ZM39 226H40V227H39ZM41 226H42V227H41ZM49 226H50V224H49ZM75 226H76L77 229L74 228ZM103 226H104V225H103ZM103 226H101V227L103 228ZM105 226H106V225H105ZM105 226H104V227H105ZM123 226H124V225H123ZM170 226H171L172 228H174L175 230L177 229V228H175V227H178V229H179V228H181V229H179L180 231L178 230V232H177V230H176V231H173L172 228H169V229H172V231H173V234H172V233H170V232H172L171 230H169V229L166 230V229H167L168 227H170ZM43 227H44V228H43ZM101 227H100V228H101ZM121 227H122V226H121ZM189 227H191V226H189ZM189 227H188V228H189ZM192 227H191V228H192ZM206 227H207V228H206ZM10 228H11V229H10ZM39 228L41 229L40 232L43 231V229H44L45 231L41 232V233H40V236L37 237L38 240H35V241H34V239L36 238V236L39 235V234H38L39 232L37 233V231H38ZM45 228H46V229H45ZM56 228H57V229L60 228V230H57ZM78 228H79V229H78ZM114 228H115V227H114ZM114 228H113V229H114ZM117 228H118V227H117ZM221 228L224 229V225H222ZM251 228H252V227H251ZM14 229H15V230H14ZM21 229L24 231V234L21 233V232H22ZM82 229H83V230H82ZM89 229H90V228H89ZM164 229H165V230H164ZM189 229H190V228H189ZM195 229H196V230H195ZM208 229H210V230H208ZM222 229H221V230H222ZM252 229H253V228H252ZM75 230H76V231H75ZM78 230H79V232H77ZM147 230H148V231H147ZM162 230H163L164 232H163ZM183 230H184L185 232H184ZM216 230H217V229H215V231H216ZM26 231H27V233H26ZM54 231H53V233H55ZM58 231H59V232H58ZM149 231H150V232H149ZM166 231H167V235L164 234ZM169 231H170V232H169ZM181 231L183 232V234H181V233H182ZM222 231H223V230H222ZM248 231H250L249 233L252 234L251 231H253V230H248ZM8 232H9V233H8ZM16 232H17V233H21V234H23V235H21V234H17ZM35 232H36V233H35ZM49 232H51V231H49ZM81 232H82V233H81ZM86 232H87V231H86ZM155 232H156V233H155ZM174 232H176L177 234L174 233ZM180 232H181V233H180ZM217 232H218V231H217ZM31 233H32V236H33V234L35 233V234H34V235H35V236H34V239H33V237L30 238ZM42 233H43V234H42ZM150 233H151V235H150ZM160 233L163 234V235H160ZM179 233H180V235H179ZM186 233H188V234H186ZM215 233H216V232H215ZM221 233H223V232H221ZM5 234H6V235H5ZM9 234H10V235H9ZM15 234H16L17 236H15ZM26 234H27V235H26ZM36 234H37V235H36ZM79 234H80V235H79ZM143 234H146V233L143 232ZM143 234H142V235H143ZM170 234H172V235H170ZM184 234H185V235H184ZM190 234H192V235H190ZM223 234H225V233H223ZM18 235H20V237H19ZM62 235H60V237H61V241H60V242H63V241H64V243H63L64 245L68 244V242H66L67 240H66L65 237H63V238H65V239H63V241H62ZM83 235H82V236H83ZM98 235H100V234L97 233V237H98ZM136 235H138L139 237H137ZM149 235H150L151 237H150ZM174 235H175V237H174ZM178 235H179L180 237H179ZM241 235H242V234H241ZM4 236H5V237H4ZM7 236H8V237H7ZM21 236H22V237H21ZM28 236H29V238H28ZM55 236L57 237V235H55ZM58 236H59V235H58ZM143 236L145 237V235H143ZM184 236H185V237H184ZM218 236H219L220 238H222V236H223V238H224L225 235H221V236L218 235ZM13 237H14V238H13ZM16 237H19L18 240L16 239ZM23 237H24V238H23ZM26 237H27V238H26ZM51 237H50V240L48 241V242H49L48 244H49V248L52 246V247H51V250H52V251H51L49 248H48V249H44V251H42L41 254H43V252L46 253L47 250H49V251L51 252V254H52V255H51V254H49V255H51V257L53 256L52 258H55V257H56L57 259H59V260H57V261H58V262H57L58 264H61V262H63V261H66V263H68L67 261H69V262L71 261L70 263H68V264H71L72 262H74L75 259H77V260L79 259L78 261H80V262H81V261H82V262H83V261H84V262H85V261H88V260H84L85 258L87 259L88 256L85 255V258H84V256H83L84 259L81 257V255H83L82 252L84 251V254H86V252H89V250H88L87 248L90 249V247H92L91 244H92L93 247H94L96 244H93V243H95V242L97 243V242L99 241V239H98L99 237L96 238V239H98V241L95 239V242L93 241V243L91 242V244H90V241H89V243H88V242L86 243L88 246H86L85 244H82L81 241H80V243L82 244V246H83L85 249H83V247L80 246L79 241H78V242L76 241V243H78V245H79L80 247H79L77 244L75 245V243H73V244H74V247H77V248H80V249H81V247H82V249H81V253H80V255H79L77 251L80 252V249H77V250H76V248H74L75 253H73L74 251L72 250L71 253H73L74 256L71 254V257L69 256V255H70V254H69V251L67 252V250H71V249H73V246L69 245V244H71V241H70V243H69L68 245H66L65 247H61V248H63L64 250L61 249V248H59V250L63 251L62 253L58 254V256L63 255V257L61 256V258H62V260H63V261H62L60 258H58V257L56 256V255H57L56 253H57V252L59 253V250H56V249H57V247L59 246V242H58V241L60 240V239H59L60 237L58 238L59 240L57 241V244H56V246L58 245L57 247H56V246H53V244H54V242H55L56 240H55V241H52V240H54L55 238L53 239V238H51ZM71 237H72V238H71ZM86 237H87V236H86ZM95 237H96V236H95ZM168 237H169V238H168ZM171 237H172V238H171ZM183 237H184L185 239H184ZM188 237H187V238H188ZM251 237H252V236H251ZM8 238H11V240H12V238H13V240H17L18 243H17V242L14 243L13 240H12V241H13V242H12V241L8 240ZM20 238H21V240H20ZM83 238H85V239H83ZM138 238H139L140 240H139ZM141 238H143V237H141ZM166 238H167V239H166ZM179 238H182V239H179ZM223 238H222V239H223ZM4 239H5V241H4ZM27 239H28V241H29V239H30V240L33 239V241H32V240H31V241L34 242V246H30L29 248H28L27 246H24V247H26V248H24V247L22 248V246H20L19 243L23 244V243H24L23 241H26ZM70 239H69V240H70ZM74 239H72V241H73ZM143 239H144V238H143ZM169 239H170V240H169ZM46 240H47V241H46ZM65 240H66V241H65ZM75 240H74V242H75ZM137 240H138V241H137ZM153 240H154V241H153ZM160 240H161V241H160ZM162 240H163V241H162ZM164 240H165V241H164ZM200 240H201V239H200ZM8 241L12 242V244H11L10 242H8ZM45 241H46V242H45ZM50 241H51L53 244H51ZM85 241H84V242H85ZM129 241H130V240H129ZM136 241H137V242H136ZM184 241H181V242H182V246H183V248H185V247L188 246V245H187V246L185 245V247H184ZM219 241L221 242L222 240H219ZM29 242H30V241H29ZM29 242L25 243L24 245L29 244ZM36 242H37V243H36ZM65 242H66V244H65ZM84 242H83V243H84ZM101 242H102V241H101ZM103 242H104V240H103ZM109 242H110V241H109V239H108V240H107V243H109ZM144 242H145V241H144ZM146 242H145V243H146ZM151 242H152V243H151ZM162 242H165V243H162ZM1 243H2V244H1ZM3 243H4V244H3ZM159 243H160V244H159ZM7 244H9V245H7ZM30 244H31V243H30ZM30 244H29V245H30ZM48 244H46V245H48ZM141 244H142V246H141ZM157 244L162 245V246H159V245H157ZM167 244L170 245L169 243H167ZM242 244H243V242H242ZM244 244H245V243H244ZM244 244H243V245H244ZM5 245H7V246L5 247ZM11 245H12V246H11ZM31 245H32V244H31ZM41 245H43V244H41ZM171 245H172V244H171ZM171 245L168 246L167 248L170 247L171 250H172ZM19 246L21 247L20 252L18 251V250H19ZM60 246H62V244H60ZM60 246H59V247H60ZM67 246H69V247H67ZM70 246H71V247H70ZM85 246H86V247H85ZM89 246H90V247H89ZM131 246H132V245H131ZM150 246H151V247H150ZM155 246H156V247L159 246V247L156 248ZM240 246H241V245H240ZM240 246H239V248H240ZM244 246L246 247V245H244ZM10 247H11V248H10ZM12 247H13V248H12ZM35 247H37V246H35ZM38 247H39V245H38ZM53 247L56 248V249H55L56 252L54 251V249H52ZM93 247H92L91 251H93V249H96V248H97V247H94V248H93ZM127 247H128V245H127ZM129 247H130V245H129ZM145 247H146V248H145ZM152 247H154V248H152ZM163 247H164V246H163ZM163 247H162V248H163ZM165 247H166V245H165ZM229 247H230V246H229ZM233 247H234V244H233ZM17 248H18V249H17ZM27 248H28V251H27ZM44 248H47V246L44 247ZM109 248H110V247H109ZM150 248H152V249H150ZM162 248H161V249H162ZM178 248H179V247H178ZM187 248H188V249H187L188 252L191 253V252L189 251V247H187ZM5 249H6V250H7V249H10V250H7V251H6ZM25 249H26L27 252L25 251ZM86 249H87V251H85ZM97 249H98V248H97ZM153 249H155V250H153ZM173 249H175V248H173ZM176 249H177V248H176ZM179 249H180V248H179ZM227 249H228V247H227ZM229 249H230V248H229ZM241 249H242V248H241ZM246 249H247V247H246L245 249H242V250L247 251ZM15 250H17L16 252H17L18 254H16V253L14 252ZM22 250H24V251H23L24 254H23ZM45 250H46V252H45ZM98 250H99V249H98ZM98 250H96V252H97ZM100 250H101V249H100ZM102 250H104V249H102ZM123 250H124V249H123ZM148 250H149V252L153 251V252H151L152 254L150 253L151 257L146 256V254H148ZM150 250H151V251H150ZM163 250H164V249H163ZM187 250H186V251H187ZM5 251H6V252L9 251L8 254H7ZM53 251H54V252H53ZM166 251L171 253L170 249H169V251L166 249ZM176 251L179 252V251H181V250H176ZM176 251H174V252H176ZM245 251H244V252H245ZM10 252H11V253H10ZM25 252H26V254H25ZM50 252H49V253H50ZM52 252H53V253H52ZM76 252H77V253H76ZM94 252H95V250H94ZM96 252H95V253H96ZM106 252H107V250H106ZM140 252H141V251H140ZM160 252H161V251H159V253H160ZM172 252H173V251H172ZM178 252H177L176 254L174 253V255H176V256L179 255ZM5 253L7 254V256H6ZM31 253H32V252H31ZM35 253H36L37 255H36ZM65 253L68 254V255H66ZM92 253H93V252H92ZM92 253H91V254H92ZM143 253H144V254H143ZM179 253H180V252H179ZM14 254H16V256H15ZM21 254H22V255H21ZM87 254H88V253H87ZM105 254H106V253H103V255H105ZM160 254H161V253H160ZM163 254H164V252H163ZM165 254L169 256V254H167V253H165ZM165 254H164V255H165ZM172 254H173V253H172ZM181 254H182V256H183V253H181ZM181 254H180V255H181ZM201 254L204 255V253H201ZM201 254H200V256H201ZM207 254H208V253L206 252L205 255H207ZM239 254H240V253H239ZM239 254H238V255H239ZM8 255H9V256H8ZM24 255H25V256H24ZM47 255H48V253H46V256H47ZM77 255H78V256H77ZM96 255L99 256V258H102V257H103V260H102V261L99 260V264H101V262H102V264H103V262H106V261L104 260L105 257L102 255V253H101L102 257L100 256V251H99V255H98L97 253L94 255V253H93L94 258H95ZM148 255H149V254H148ZM161 255H162V254H161ZM174 255H173V256H174ZM185 255H186V253H185L184 256H183L185 260H186V258H187V260H188V259H193V260H191V261L189 260L188 263H190V262H191L190 264H194V263H195V262H194V259H196V258H195V257H194V258H193V257L190 258V256H193V255L196 256V252H194V254L191 253L190 256H189V258L187 257L188 254L186 255V257H185ZM197 255H199V254H197ZM203 255L201 256L202 258H203ZM238 255L236 254V258H237ZM243 255H245V254H241V256H243ZM14 256H15V257H14ZM32 256H33V257H32ZM68 256H69V257H68ZM89 256L91 257L92 255L89 254ZM97 256H96V257H97ZM105 256H106V255H105ZM152 256H153V257H152ZM168 256L165 257L164 259L166 260V259L169 258V260H170V259L172 258V257L170 258L171 255H170L169 257H168ZM209 256H210V258H211V255H210V254H208V256H205L207 260L209 259ZM239 256H240V255H239ZM239 256H238V257H239ZM28 257H29V258H28ZM49 257H50V256H49ZM73 257H74V258H73ZM77 257H78V258H77ZM79 257H81L83 260H82L81 258H79ZM198 257H199V256H198ZM201 257H200V258H201ZM212 257H213V256H212ZM217 257H218V256H217ZM219 257H220V256H219ZM221 257H222V256H221ZM221 257H220V258H221ZM243 257H244V256H243ZM243 257H242V258H243ZM19 258H18V259H19ZM33 258H34V259H33ZM37 258H36V259H37ZM45 258H46V257H44V259H43L44 262H47V260H48V261L51 260V263H52V264H54L53 261L56 260V258H55V260L53 259V261H52L51 258H49V259L47 258V260H45ZM63 258H64V259H63ZM71 258H72V259H71ZM91 258H92V257H91ZM200 258H199V261L197 260V261H198V263L196 262L197 264H201L202 261H200V260H203V259H204V258H203V259H202V258L200 259ZM213 258H214V259H213ZM213 258L211 259L210 263L207 262V264H214L215 261H216L217 259H216L215 256H214ZM245 258H246V256L244 257V259H245ZM24 259L22 260V257H21L20 260H22V261H21V262L19 261L20 263H19V262H16L17 259H16L15 261H13V260H12V261L15 262L14 264H18V263L21 264V263H23L24 261L27 262V260H24ZM29 259H31V260H29ZM65 259H66V260H65ZM73 259H74V260H73ZM80 259H81V260H80ZM88 259H90V258H88ZM96 259H97V258H95V260H96ZM147 259H148V260H147ZM173 259H175V258H173ZM173 259H172V261H174ZM184 259H183V260H184ZM206 259H204V261H205ZM222 259H223V258H222ZM222 259H220V260H222ZM232 259L234 260V258H232ZM232 259H228V261H227V260H225V261L222 260V261H223L222 263H223V264H224V263L227 264V262H228V264H229V263H230L229 261L232 260ZM238 259H241V257L238 258ZM37 260H38V259H37ZM43 260H40V259H39L40 262L38 261V263H37V261H36L35 264H39V263L41 264V262H42ZM95 260L93 259V264H96ZM175 260H176V259H175ZM187 260H186V261H187ZM209 260H210V259H209ZM220 260H218V262H220V264H221V261H220ZM233 260H232L231 262H236V264H237V261H236L237 259H236L235 261H233ZM241 260H242V259H241ZM241 260H238V261L241 262ZM254 260H255V259H253V261H254ZM9 261L11 262V260H9ZM78 261H77V264L80 263V262H78ZM91 261H92V260L90 259L89 262L91 263ZM97 261H98V259H97ZM100 261H101V262H100ZM138 261H139V259H138ZM153 261H152V262H153ZM156 261L153 262V263L158 264L159 262L156 263ZM176 261H177V260H176ZM204 261H203V263H204ZM243 261H244V260H242V262H243ZM245 261H246V259H245ZM250 261H252V260H250ZM0 262H1V261H0ZM6 262L8 263V260H5L4 263H6ZM10 262H9V264H10ZM75 262H76V261H75ZM75 262H74V264H75ZM84 262H83V263H84ZM89 262H85V263L88 264ZM149 262H150V261H149ZM164 262H165V264H168V263H167L168 260H167V261H164ZM169 262H171V261H169ZM179 262H180V261H179ZM179 262L176 263V262L174 261V262H172L171 264H173V263H174V264H184V263H179ZM182 262H185V261H182ZM199 262H201V263H199ZM205 262H206V261H205ZM242 262L239 263V264H244V263H247V264H248V262H244V263H242ZM7 263H6V264H7ZM27 263H28V262H27ZM83 263H80V264H83ZM90 263H89V264H90ZM143 263H144V262H143ZM185 263H186V262H185ZM188 263H187V264H188ZM196 263H195V264H196ZM1 264H2V262H1ZM24 264H26V263H24ZM28 264H29V263H28ZM32 264H33V263H32ZM44 264H49V262H48V263H44ZM55 264H56V261H55ZM63 264H65V262H63ZM72 264H73V263H72ZM91 264H92V263H91ZM136 264H137V263H136ZM138 264H141V263L139 262ZM144 264H145V263H144ZM150 264H151V263H150ZM160 264H161V263H160ZM162 264H164V263L162 262ZM204 264H206V263H204ZM217 264H218V263H217ZM232 264H233V263H232Z\"/></svg>",
	"mask_w": 264,
	"mask_h": 264
}]
</instances>
